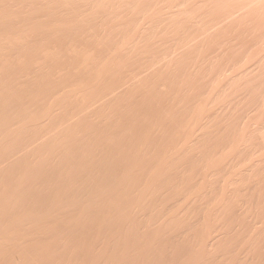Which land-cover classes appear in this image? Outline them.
Wrapping results in <instances>:
<instances>
[{"label":"rangeland","instance_id":"obj_1","mask_svg":"<svg viewBox=\"0 0 264 264\" xmlns=\"http://www.w3.org/2000/svg\"><path fill=\"white\" fill-rule=\"evenodd\" d=\"M6 2L7 1H9V2H11V3H13L14 4V6L12 5V4H10L9 2V6L8 7H6V8H1L2 6L0 5V11H3V10H8V9H10V10H13V11H15V10H17V12H19L18 14L19 15H22V14H20V12L22 11V13H24L23 15H22V20L25 22H27V23H29L30 24V22H32L31 24H30V26L33 24V26H31V28L29 29L27 26H25V25H29V24H27L26 22H25V24L24 23H20L19 22V24H16L17 26V29L19 30H26L27 31V33H25V31H24V33H22L21 32V34H22V36H19V35H21V34H19L20 32V30L18 31L17 29V33H16V35L14 34V35H12V34H2V33H0L1 35H0V38H1V40L0 41H9V42H12V41H14L15 39H17L16 41H14V43H11V44H7V42H6V47L4 46V48L1 50V54H0V58H14V61H15V65H14V63H13V66H15V67H13V69L11 68V69H9V71L11 72V70H12V72H14L16 69H18V70H16V71H18V72H14V73H12V75H11V73L10 72H8V75H9V79L11 80L12 78H13V80H11L10 82H9V79H6L5 78V80H6V82L8 81L9 83H8V87H11V85H15V86H17L16 87V89H15V86L13 85L12 87H13V90L14 91H16V92H19L20 91V89L22 90V89H25L24 87H25V85L27 86H29L30 85V83L29 84H24V81H22L23 80V78L22 77H24V79L25 80H29V81H33V83H32V86H34V84H36V85H39V87H37L38 89H40V90H37V88H36V92H39V93H42L43 92V94H44V92L46 93L45 94V96H46V98H47V96H51L52 95V97L54 98H58L59 97V99L60 98H62V96H63V98H64V95L66 94H68L69 92H72L73 90H77V89H79L81 86H83V85H85V81L87 80L86 78H88L89 76L87 75V74H83V73H86L85 71L83 72V73H81L80 74V72L79 73H75L74 71H80L81 70V68L80 67H82V66H84L86 63H87V65H89L88 63V61H92L91 63H90V67L92 66V65H94L95 66V68L94 67H91V69H89L88 71H90V72H88L89 73V75H91V78L89 77V79L90 80H87L86 81V83L87 82H89V84H91L92 83V81H95V82H93L92 84H91V86L89 85V87L90 88H92V90H91V92H92V94H91V104L88 106V108H87V110L86 111H88V112H90L91 113V115L89 116V119H90V122H89V120H88V118H86L85 120H83V123H85V124H87V125H84L83 123H82V121L81 122H79V123H75V121L77 120V118L75 117L76 116V112H75V108H74V112H73V110H72V105H73V102H74V104L76 103L73 99V101L72 100H65V101H67V104H65V101H55V102H53V103H50L51 101H48L47 103V105H46V107L48 108V107H50L52 110L54 109L55 111V113H53L54 115V118H52V120H51V122L52 121H54V123L51 125V126H49L50 128H54L55 126H69L70 125V128L71 129H69L66 133H63V134H60V135H62L61 137L63 138V135H65L64 136V139L65 138H67V136L69 135V136H71L72 135V132L74 133V131H76L77 133H80L79 135L80 136H83V137H90V138H83L82 137V139H92L91 140V142H93V144H95V142H96V144L95 145H93V147H94V149H93V147L90 149L89 148V150H92L91 151V153H93V157L91 158V161L93 160V162H95V161H97V162H95V163H93V162H91V161H88V163H86V166L85 167H88V166H90V169H86L85 168V170H91V171H94V177L95 176H98V177H95V183H97L98 181H103L105 184L103 185V187L107 184V187H106V190L105 191H107V192H109V197L111 198V199H109V202H108V199L106 198V197H101V200H102V198H106L107 199V202H105V204H101L102 202H100L101 200L100 199H98L97 198V192H100L98 195H100L101 193H103V192H101V190H98V189H94V191H95V193L93 194V193H91V200H92V202L93 201H97V202H99V204L98 203H96L97 205H94V207H93V205H92V207H91V210H90V213L89 214H91V218L89 217V214H87L86 216L85 215H83V217H86V218H81L79 221H80V223H79V221H78V219L76 218L77 216H75V218L77 219H75L74 218V216L72 215L73 213H72V210L70 209V210H66L65 209V211H63L64 213L62 214L61 212H59L58 214H59V216H56L57 217V219H58V222H57V224H59V225H57V226H59L60 228V230L58 229V233L59 234H63V232H64V234H67L68 232H70V235H72L73 236V238L75 239V240H77L76 242H74L75 240H73L72 241V246L74 245V244H76V245H74L73 247H72V249L66 254V256L64 255V258L62 257V261L61 260H59V261H57V262H55V264L57 263V264H69V263H71V264H77L78 262H76L75 263V261H77V259L76 258H78V253H80V250L82 251V250H85V251H88V252H91L92 254H91V256H92V258H91V264H99V263H102L101 261H103V260H105V259H109L108 260V264H112L113 262H110V261H112V260H114V259H120L119 257H121L120 256V254L124 251V249L126 248V250L128 251V248H129V253H131V252H136V254H138L137 252H147L148 254H151L150 253V249L152 248V249H154V248H156L155 250H152L151 249V251H155L156 252V250H158V247H159V250H158V252L157 253H152V255L153 256H156L157 257V259L159 260V259H166V260H164V262H163V260H162V262H157L156 261V263L157 264H201V262L203 261V263L202 264H214V263H212V261L214 260V261H216V264H223V262H224V264H264V260H262L263 258H262V256H264V232L262 233L261 231H264L263 229H264V218L262 217V215L264 214V205H262V204H264V198H262V197H264V194H261V193H264V182L263 183H261L260 182V180L262 181V179L260 178V177H262L261 175H262V173H263V175H264V162L262 161V160H264V98H263V94H264V85H261L260 83L262 82L263 84H264V0H260L261 2H262V4H261V2L260 1H257V0H253V3H250V4H248L247 2H246V0L245 1H242L241 2V0H229V1H234L233 3H230L229 1H227L226 3H225V5L223 4L224 2L223 1H220V0H213V1H211V0H195L196 2H194V0L193 1H191V0H186V1H189L188 3H186V2H184V0H172V1H170V0H154L155 2H156V4H160V6H159V4L158 5H153V6H147L148 8H147V11L146 12H144V13H147V15H148V13L149 12H151L152 10H153V13H151L152 15V17L150 16V13H149V16L151 17V19L149 18V16H147V19H146V17L144 18L143 16L144 15H146V14H143V12H142V15L143 16H141L140 15V13L141 12H138L137 11V9H136V5L134 6L135 8H133L134 10H132V12L133 11H136L135 13H137V14H135V13H131L130 12V10L131 9H127V10H124L123 8H121V9H118L119 11L121 10L122 12H124L125 14H127L128 12H130L129 14H127V16L125 15H123L122 17H124V18H126L125 20H128V21H130V22H132V24H131V26H133V22H134V25L135 26H138L139 27V25L141 26V25H143L144 23H145V25L144 26H141V27H145V28H147L148 27V29L150 28V29H152V30H155V31H158V35H159V33L160 32H163L162 34H168L169 33V35H171V37H173L174 36V34L178 37H183V40H181L182 41V44H179L178 42H179V40H177V39H179V38H177V39H175L176 37H173V44H175V45H179L180 47H181V49L179 48V47H176L175 48V45H173V44H170V43H172V40L171 39H169V42H170V40H171V42L168 44V45H170L169 46V49H170V47H172V46H174V50H176V52L173 50V48L168 52V47H166L167 46V44H164V43H166V42H164L165 40H163L164 38H165V36L164 35H162L161 33V37L163 38H161L160 39V37L158 38L157 36V34H154V32L155 31H153V34L154 35H157V36H153V35H150L151 34V32L152 31H150V34L148 35V34H137L136 33V29L137 28H132L131 26L129 27V23L128 24H126V22H125V20H123V23L125 22V24L126 25H128L127 26V28L129 27L131 30L133 29V32L131 31V33L129 34V35H127L126 36V34H127V32L126 31H124V30H126V29H123L122 27H124V24H122L121 26H120V28H119V26L118 27H116L117 25H120V21H121V19H120V21H119V23H118V20L117 19H119L118 18V13L116 14L115 13V11L116 12H118V10H117V8H118V6H116V8L115 7H113L114 5V2H113V4L111 3L112 1L111 0H104V2H109L108 4H110V7L112 8V10H111V8H109V5L107 4V5H105V7H103V8H100L99 7V9H97V7H98V5H93V4H91L90 5V8H88V10H89V12L90 11H93L94 13H89V12H86L85 14H79V15H82V16H79V19H80V21L77 19L78 18V14L75 16V15H73L72 14V12H73V10L71 11V8H70V6H67V5H65L64 4V1L62 2V0H56V3H55V1H54V4H53V0L52 1H48L47 3H49V7H51V8H49L48 6L45 8V6H46V3L43 5L42 4V2L40 3L39 2V0H38V2L35 0H29L28 2L26 1V3H25V0H5ZM18 1V2H17ZM131 1V0H130ZM134 1V0H133ZM139 1V4H140V0H135V2H138ZM145 0H143V2H144ZM161 1V2H160ZM165 3H164V2ZM174 1H180L178 4L179 5H176V3L174 2ZM198 1V2H197ZM210 1V2H209ZM220 1V2H219ZM31 3L32 4V2H33V4H36L37 5V8H35V7H33V6H31V4H28V3ZM118 2L119 1H116V4H118ZM168 2H174L172 5H176L177 7L178 6H180V8H179V10L177 9V7H175V6H172L171 4L170 5H168L169 3ZM202 2V3H201ZM236 2H237V4H236ZM246 2V3H245ZM257 2H259L258 3V6L260 7H257ZM25 4V5H23V4ZM57 3H58V5H57ZM105 3V4H106ZM121 3V2H120ZM119 3V4H120ZM145 4L147 3V1L146 2H144ZM205 3H207V4H205ZM219 3V4H218ZM228 3V4H227ZM238 3L240 4V5H238ZM255 3H256V5H255ZM6 4V3H5ZM20 4H21V6H20ZM51 4H53L54 6H51ZM59 4H60V6H64L63 8H62V13H64V14H67V16L70 14V16H66L65 17V15H63V17H62V15H61V11H60V15H59V9L58 8H60V6H59ZM165 4V5H164ZM209 4V5H208ZM214 7V8H212L211 7V5ZM222 4V6H220ZM245 4H247L245 7H244V5ZM35 5V6H36ZM40 5V7H42L43 6V8H40V7H38ZM161 5H162V8H164V9H162L161 8ZM185 5V6H184ZM188 5V6H187ZM198 5H199V7L200 8H198ZM206 5V6H205ZM218 5V6H217ZM241 5H243V6H241ZM250 5V6H249ZM251 5H252V7H251ZM18 6V7H17ZM24 8H23V7ZM25 6H26V9H25ZM57 6H59L58 8H57ZM75 5H72V8L74 7ZM92 6V7H91ZM94 6V7H93ZM120 6V5H119ZM139 6H141V4L139 5ZM163 6H166V7H163ZM208 6H210V7H208ZM216 6H217V9H216ZM238 6H241V7H238ZM249 6V7H248ZM254 6V7H253ZM262 6V7H261ZM10 7V8H9ZM55 7V8H54ZM65 7H66V10H65ZM138 7V6H137ZM154 7H156V8H154ZM174 7H175V9H174ZM187 7V8H186ZM210 8V9H208V8ZM218 7H219V10H218ZM222 7V9L220 10V8ZM8 8V9H7ZM15 8V9H14ZM33 8H35L34 10L36 11H33ZM41 9V11L42 12H40V11H38V9ZM47 8L48 9H56V10H51V13L49 12V10H48V12H49V14L51 15L52 14V17L49 15V14H47V12H46V10H47ZM69 8V9H68ZM75 8V10L74 11H76L77 9L76 8H78V6H75L74 7ZM91 8H92V10H91ZM105 8V9H104ZM109 8V9H108ZM149 8L151 9L152 8V10H150L149 11ZM169 8H170V12L171 11H173V10H176V11H173L175 14L177 13V12H181L182 11V14H181V16H184L185 14H186V16H184V18L187 20V18H188V16L189 17H191L192 15L190 14V13H192V14H195V15H193V17L194 16H199L200 14V16L202 17V16H204V18L205 19H201V20H199V18L197 19V18H195L194 17V19H195V21H194V19H193V17L192 18H190L189 20H187L186 22H188V24L187 23H185V20L183 21V19L181 18V16L179 15V19H180V21L182 20L183 22H180V24H179V20H178V18L176 19V17H175V14L173 13V12H169ZM185 8L186 9H188V11H190V9H192V8H194V10H193V12L192 11H190V13L187 11H185ZM190 8V9H189ZM262 8V9H261ZM43 9V10H42ZM46 9V10H45ZM96 9V10H95ZM104 9V10H103ZM108 9V10H107ZM136 9V10H135ZM157 9V10H156ZM172 9V10H171ZM184 9V10H183ZM202 9H205V10H202ZM225 9V10H224ZM227 9V10H226ZM234 9H236V10H234ZM260 9V10H259ZM29 10V11H28ZM101 10H103V11H101ZM106 10V11H105ZM166 10V11H165ZM195 10H197V12H195ZM202 10V11H201ZM26 11V12H25ZM31 11V13H30V15H29V12ZM58 11V13H56ZM96 11V12H95ZM105 11V12H104ZM112 11V12H111ZM120 11V13H122ZM149 11V12H148ZM198 11H199V14H198ZM203 11H204V14H202L203 13ZM207 11H209V13L207 12ZM216 11H217V13H216ZM219 11H222V12H225V13H222L221 14V12H219ZM237 12V11H239L241 14H239V12H237V13H233V12ZM246 11H247V14H243V13H246ZM248 11H250V12H248ZM260 13H258V12ZM40 12V13H39ZM43 12H45V14H47V15H45V14H42ZM56 13V14H53V13ZM100 14H99V13ZM109 12H110V14H109ZM166 12H168V13H170L169 15L166 13ZM219 12V13H218ZM227 12V13H226ZM232 12V13H231ZM27 13H28V15H27ZM35 15V17H36V19H34L35 17L33 16V14ZM114 13V14H113ZM164 15H163V14ZM173 13V14H172ZM212 13V14H211ZM32 14V15H31ZM58 14V15H57ZM87 14L88 15H90L91 14V16L92 15H96V14H98V16L99 15H101V16H99L98 18H96L97 17V15H96V17H95V15L93 16L94 18H96L97 20H95V19H93V17H92V19L93 20H91V16H88L87 17ZM107 14H108V16H107ZM117 15V17H116V19H115V17L114 18H110V20H112V21H114L115 22V20H117V22L114 24V22L112 23V21L110 22L109 20H107V21H109L108 22V24L106 25L105 24V21L103 22V21H101L102 20V18H108L109 17V15L111 16V15ZM132 14L134 15V17H135V19H133V18H131L132 17ZM165 14H167V15H165ZM188 14H190V15H188ZM28 17H27V16ZM50 16L51 18H49V17H47V16ZM85 15H86V18H82V17H85ZM104 15V16H103ZM106 15V16H105ZM120 15V17H121V14H119ZM130 15V17H128ZM141 16V18L140 19H142V17H143V19L142 20H140L141 21V23L140 22H138L137 20H139L138 18ZM210 15V16H209ZM224 15H231V16H229L228 18H227V16H225V17H223ZM261 15H263V16H261ZM53 16H54V18H53ZM59 18H58V17ZM136 16H139V17H137L136 18ZM154 16V17H153ZM162 16H163V18L164 17H168L169 19H173L172 21L170 20V22H169V20L167 19V18H164V20H165V22L164 21H162V20H160L159 18L161 17L162 18ZM199 16V17H200ZM209 16V17H208ZM219 16H222V17H219ZM233 16H237V18H235V17H233ZM257 16H259V18L257 17ZM11 18H12V16H10ZM30 17V18H29ZM37 17H38V19H37ZM43 17V18H42ZM46 17V18H45ZM55 17L56 18H58V19H63L64 18V20H68V22H72V20H74V22H75V24L74 23H68L69 24V26L70 25H73L72 27L73 28H71L70 27V29H73V31L72 30H70V32H69V29L65 26V21H63V22H58V21H60V20H56L55 19ZM61 17V18H60ZM69 17L72 19L71 21H69L70 19H69ZM102 17V18H101ZM162 22V24L163 25H161L162 27L161 28H159L157 25H155V24H158V25H160L161 24V22L160 21H158V19ZM178 17V16H177ZM218 17V18H217ZM9 19V20H12V19ZM42 18V19H41ZM90 18V19H89ZM100 18V19H99ZM129 18H131V19H133V21L132 20H130ZM148 18H149V20H148ZM175 18V19H174ZM206 18H207V21H205L206 20ZM213 20H212V19ZM220 18V19H219ZM231 18H233L232 19V21L233 20H235L236 21V23H235V21L234 22H232L231 23V20L230 19ZM36 20L37 22H33V20ZM49 20L48 22L50 23V25H47V20L46 21H42V20ZM61 19V20H62ZM81 19H84V20H81ZM89 19V21H87ZM109 19V18H108ZM115 19V20H114ZM156 19V20H155ZM223 19V21L225 22V20H226V22L224 23V22H221V20ZM225 19V20H224ZM260 19V20H259ZM262 19V20H261ZM41 20V21H40ZM75 20H78V21H75ZM143 20H145L144 22H143ZM147 20V21H146ZM174 20L175 21H177V22H174ZM216 20H219V22H217ZM241 20L242 21H245L243 24H242V22H241ZM8 21V20H7ZM56 21L58 22V24H56ZM94 22V23H92V22ZM97 21H99V23L96 22ZM106 21V22H107ZM151 21H153V23L151 24ZM155 21V22H154ZM156 21H158L157 23H156ZM193 22L192 24H194L193 26L191 25V23H189V22ZM197 21V22H196ZM204 22V23H202V22ZM213 21H215V22H213ZM237 21H240V23L239 24H237L238 22ZM247 21H249V22H247ZM22 22V21H21ZM79 22V23H78ZM86 22H88V23H86ZM103 22V24H101ZM167 22V23H166ZM171 22H174V23H178L177 25H176V28H177V26L179 25V26H181V30H180V28H177V30H176V28H175V24L174 23H172V24H170V27H173L174 26V28L175 29H173V28H166V25H168L169 23H171ZM196 22V23H195ZM207 22V23H206ZM221 22V25L219 24ZM258 22H261V23H258ZM39 23V25L40 24H44V25H42L43 27L42 28H38V27H41V25L40 26H38L37 24ZM48 23V24H49ZM78 23V24H77ZM82 24V25H79V24ZM85 23H86V25H85ZM98 24V28H95V29H93L92 27L93 26H97L96 24L95 25H92V24ZM112 23V24H111ZM121 23H122V21H121ZM140 23V24H139ZM23 24V27L21 26V25ZM34 24H36L37 25V27H36V29H32V28H35V25ZM102 25V27H100L101 25ZM117 24V25H116ZM136 24H139V25H136ZM164 24H165V26H164ZM174 24V25H173ZM184 24V25H183ZM204 24H206V25H204ZM209 24V25H208ZM214 24H216V25H214ZM229 24V25H228ZM246 24V25H245ZM258 24V25H257ZM52 25H54V28L53 29H51V27H52ZM57 25V26H56ZM62 25V26H61ZM65 27H64V26ZM66 25H67V22H66ZM103 25H105V26H103ZM116 25V26H115ZM149 25L152 27H149ZM187 25H189V27H190V25H191V28H190V30H191V32L192 33H189V31H188V36L189 35H192V34H194V35H192L191 37L193 38L194 37V39H191V38H189L187 35H186V30L185 29H188L189 27L187 26V28H186V26ZM195 25H196V28H195ZM204 25V26H203ZM233 27H232V26ZM249 25V26H248ZM20 26H21V28H20ZM25 26V27H24ZM49 26H51V27H49ZM68 26V27H69ZM78 26H80V27H78ZM109 26H111V27H109ZM135 26H133V27H135ZM153 26H154V28H153ZM201 26V30H200V27ZM203 26V27H202ZM219 26V27H218ZM244 26V27H243ZM27 27V28H26ZM63 27V29L65 28V30H60V31H58V32H56L57 31V29L59 30V28L61 29ZM105 27V28H104ZM113 27V28H112ZM169 27V26H168ZM184 27V29L182 30V28ZM193 27V28H192ZM208 27V28H207ZM215 27H217L219 30H217V28H215ZM246 27H249V29L248 28H246ZM56 28V29H55ZM80 28V29H79ZM81 28H83L84 29V31L83 30H81ZM92 29V30H88V29ZM104 28V30H111V28L112 29H114L113 31H116V32H119V30H122L123 29V33H121V34H117L116 32H114L115 34H117V35H113L114 33H113V31H110V32H107V33H105L104 32V30H102ZM118 28V29H117ZM164 28V29H163ZM195 28V29H194ZM207 28V29H206ZM246 28V29H245ZM37 29H39V30H37ZM48 29V30H47ZM50 29L53 31H55L54 33L52 32V31H50ZM67 29H68V33L66 34L65 32H67ZM85 29H86V32L87 33H91L90 34V36L85 32ZM194 29V30H193ZM197 29V31H195ZM210 29H211V31H212V34H214L216 37L218 36V34H220L221 32H223V31H225L226 30V34H225V32H223V34H225V38H224V35H222L221 36V38L220 37H218L217 39L218 40H215L216 42H212L213 41V39H212V37H214L213 35L210 37L209 36V33L211 34V31H210ZM221 29V30H220ZM36 30V31H35ZM42 32H41V31ZM45 30H47V31H49V33L50 32H52V34L51 35H49V33L47 32V31H45ZM80 30H81V32H80ZM88 30V31H87ZM202 30H204V32L202 33V34H205L204 36H202V34H201V36H200V32H202ZM248 30V31H247ZM65 31V32H64ZM72 31V32H71ZM128 31V30H127ZM135 31V32H134ZM207 31H210V32H207ZM215 31H217L218 33H216ZM239 31V32H238ZM39 32H41L42 34H44V38H45V36L47 37V39L45 40V39H43V35L41 34V33H39ZM47 32V33H46ZM75 32H78V34H76ZM85 32V33H84ZM99 32H102L101 34L99 33ZM121 32V31H120ZM176 32V33H175ZM208 34H207V33ZM242 32V33H241ZM45 33H46V35H45ZM71 33L73 34V36L71 35ZM83 33V34H82ZM106 34L105 36H106V39H105V37L103 36L104 34ZM126 33V34H125ZM216 33V34H215ZM32 34V35H31ZM42 36H41V35ZM98 34H100L101 36H98ZM103 34V35H102ZM108 34V35H107ZM125 35V36H123V35ZM196 34V35H195ZM237 34V35H236ZM2 35H6V36H2ZM61 35H62V38H61ZM70 35L72 36V37H70ZM76 35H77V37H76ZM93 35V36H92ZM95 35H97L95 38H92V37H94ZM119 35V36H118ZM133 35H135L134 37L136 38H131V37H133ZM142 36V35H146L147 36V41H149V40H151L152 38H153V40H151V44H152V42L154 43V41H160V40H162V45H160L161 44V42H160V44H159V46H158V49H156L157 47V45L156 46H154L153 44V46L152 45H150L146 40H144V39H141V37L140 38H138L139 36ZM221 35V34H220ZM219 35V36H220ZM228 35H229V37L231 36V38H229V40H228ZM246 35V36H245ZM36 36V37H35ZM60 36V38H58ZM68 36L70 37V38H68ZM108 36V37H107ZM160 36V35H159ZM168 36V35H167ZM206 36V37H205ZM210 38H209V37ZM233 36V37H232ZM255 36V37H254ZM3 37V38H2ZM10 38L11 37V39L13 38V40L11 41V39H7V38ZM19 37L21 38V39H19ZM38 37H41V38H38ZM54 39H53V38ZM56 37V38H55ZM115 37V38H114ZM117 37H121V38H117ZM129 38V40H125V38ZM143 38H144V36H142ZM155 37V38H154ZM169 37V36H168ZM184 37H185V39H186V37L190 40L189 42L190 43H188V40H186V41H184L185 39H184ZM199 37V38H198ZM205 37V38H204ZM208 37V38H207ZM23 38V39H22ZM39 41H36V39ZM91 38V39H90ZM108 38H110L111 40H110V42H109V39ZM117 38V39H116ZM170 38V37H169ZM180 38V39H181ZM201 38H204V41H203V43L201 42ZM249 38V39H248ZM7 39V40H6ZM69 40V41H67V40ZM73 39V40H72ZM74 39H76V40H74ZM79 39V40H78ZM83 39V40H82ZM107 39H108V41H107ZM135 41H134V40ZM137 39L138 40H140L139 42L137 41ZM166 39V38H165ZM196 39V40H195ZM210 40V39H212V44H214V46L213 45H211L210 43L211 42H207L206 40ZM216 39V38H215ZM227 39V40H226ZM235 39V40H234ZM238 39V40H237ZM20 40V41H19ZM27 41L28 42V45L26 46L25 44H22V46L20 45V46H17L16 48H13L12 47V45L13 44H15V43H22L23 41ZM97 40L98 41H102L103 43V46L105 47V48H103V46H102V44H101V42H97ZM107 42H106V41ZM116 40V41H115ZM178 41L177 43L175 42L174 43V41ZM191 40H195L194 42H196V41H198V42H196L197 44H198V48H197V46H190V45H192L194 42L192 41V43H191ZM200 40V41H199ZM30 41V42H29ZM50 41H52V42H50ZM67 41V42H66ZM72 41V42H71ZM77 41V42H76ZM79 41V42H78ZM112 41H114V43L112 42ZM131 41H133V42H131ZM143 41V43H141ZM166 41H168V40H166ZM180 41V42H181ZM217 41H219V43H221L222 45H220ZM256 41H258V42H260V44L258 43V44H256L257 42ZM47 42V43H46ZM65 42V43H64ZM76 42V43H75ZM84 42V43H83ZM122 42V43H121ZM126 42L127 43H130V44H127L126 45ZM137 42H138V44H137ZM183 42H185V44L186 45H188V44H190L189 46L192 48H190L189 46V48L185 45V46H183ZM188 44H187V43ZM204 42H206L205 44V49H204V47H202L203 45H204ZM247 42H249L250 43V45H249V43L247 44ZM253 42H256L255 43V46H256V48H255V46H253ZM52 43V44H51ZM62 43V44H61ZM67 43V44H66ZM93 43V44H92ZM96 43H98V46L100 45V51L98 50L99 48H98V46H97V44ZM111 43H112V45H111ZM133 43V44H132ZM134 43H136V44H134ZM145 43H146V45H145ZM158 43V42H157ZM199 43H201L200 45H199ZM207 43H209V44H207ZM217 43V44H216ZM243 43H244V45H245V49L243 48V47H241L242 45H243ZM31 44V45H30ZM54 44V45H53ZM66 44V45H65ZM69 44V45H68ZM71 44H73L74 46H72ZM150 45V48H149V45ZM196 44V45H197ZM219 44V46L221 47V48H219V49H217V45ZM241 44V45H240ZM252 44V45H251ZM40 45V46H39ZM42 45V46H41ZM59 45H61V46H59ZM77 45V46H76ZM92 45L94 46H96L95 48H97V50H95L94 49V47H92ZM139 45V47H137V46ZM141 45V46H140ZM144 45V46H143ZM164 45V49L163 48H160L161 46H163ZM166 45V46H165ZM194 45V44H193ZM216 45V46H215ZM228 46V48H230V46H234V48L237 46L238 47V49L236 50V51H238L239 50V48H243L244 50H239V53H238V55L240 54V51L242 52V51H244V53L246 52V51H251V52H253L252 54L250 53V52H248V54L246 53L245 55L243 54V52H242V54H241V56H242V58H240V55L239 56H236L235 55V53H233V52H231L233 55H234V57H236V58H231V59H229L228 61H225V62H217V58H220V60L219 61H222L223 60V58H224V60H226L227 59V55L226 54H231L230 52H228L227 51V46ZM240 47H239V46ZM59 46V47H58ZM67 46V47H66ZM70 46V47H69ZM82 46V47H81ZM114 46V47H113ZM125 47V48H120V47ZM133 46H136V47H134L133 48ZM145 46H147V48H145ZM210 46H212V47H210ZM218 46V47H219ZM224 48H223V47ZM18 47H20L19 49H18ZM22 47V48H21ZM24 47V48H23ZM29 47V48H28ZM65 47H66V49H65ZM75 47H77V48H75ZM81 48V50H80V48ZM91 47H92V49H91ZM112 47V48H111ZM140 47H142V48H140ZM152 47H156L155 48V50H154V48H152ZM183 47H185L186 48V50H185V48H183ZM194 47H196L197 49H194ZM208 47H210V48H212L211 50H215V52H216V50H218L215 54L213 53V51H211V50H209V51H207V48ZM216 47V48H215ZM252 47V48H251ZM12 48V49H11ZM45 48V49H44ZM60 48V49H59ZM113 48H115V50H120V52H122V50L123 49H127V51H131V52H124V53H118L119 55H120V57H122V58H127V57H129V58H127V60H125V61H121L122 62V64L124 63V64H127V63H129V65H131V63L130 62H133L134 64H136V65H134V66H137L138 64H139V66H140V68L138 67H134L133 66V64L131 65V69H132V71H130V68L128 69L127 67V70H125V71H127V72H129L130 71V73H128V74H131L132 72L135 74L136 72H137V74H135L134 76H130V75H128L126 72L124 73V69H126V68H124L123 69V67L121 66L122 64H120V63H118L117 61H119L118 59L120 58L119 57V55H117V53L115 54V52H114V54H113V51H115ZM130 48H131V50H130ZM138 48V49H137ZM162 49L163 50V52H161V51H159V53H158V50H160V49ZM167 48V49H166ZM201 48V49H200ZM223 48V49H222ZM227 48V49H226ZM25 49V50H24ZM50 49V50H49ZM64 49V50H63ZM68 49V50H67ZM79 49V50H78ZM88 49V50H87ZM112 49H113V51H112ZM134 49V50H133ZM142 49H144V50H142ZM147 49H149V51L147 50ZM151 49H153L152 51H151ZM180 51H179V50ZM183 49V50H182ZM188 49V50H187ZM197 50V51H200V52H195L194 50ZM221 49V50H220ZM226 49V50H225ZM231 49V48H230ZM229 49V50H230ZM236 49V48H235ZM250 49H254V50H250ZM61 50V51H60ZM70 50V51H69ZM77 50V51H76ZM140 50H142V51H139ZM147 50V51H146ZM202 50H203V52H202ZM259 53H257L256 51ZM3 51H8V52H3ZM16 54V56H15V54L13 53V52ZM88 51V52H87ZM95 51V52H94ZM99 51V52H98ZM104 51V52H103ZM107 51V52H106ZM136 51H138V53L136 52ZM166 51V52H165ZM185 51V52H184ZM190 51H193L192 53L190 52ZM206 51V54H205V56H204V54H202L201 56H204L203 58H206L207 56L206 55H208V58H209V60H212L211 61V63L214 61L215 62V64L213 63V64H210L209 65V60H208V62L207 61H205V59H202L199 55H198V53H204ZM211 51V53H213V54H211V53H209ZM230 51H234V50H230ZM35 53V55H34V53ZM60 54H59V53ZM74 52V53H73ZM84 52V53H83ZM90 52V53H89ZM93 52V53H92ZM135 52V53H134ZM145 52H147V54H148V57L151 59V61H150V59L147 57L146 59H144V57H142V56H145L144 55V53ZM153 52L155 53V54H153ZM171 52V53H170ZM220 52H223V53H225L226 52V54H225V56L222 54H220L219 55V53ZM228 52V53H227ZM235 52V51H234ZM9 53L11 54V55H9ZM33 53V54H32ZM50 53V54H49ZM86 53V54H85ZM151 53V54H150ZM177 53H178V55H177ZM181 53V56L179 55ZM190 54L191 53V55H193L194 53H196V55H194L193 57H191V55H187V54ZM237 53V52H236ZM4 54V55H3ZM81 54V55H80ZM115 57H112V55ZM127 54H130V55H127ZM147 54H146V56H147ZM168 54H169V56H168ZM176 54V55H175ZM182 54H184V55H187V57H189V58H187L186 56H183L182 57ZM232 54H231V56H232ZM46 55V56H45ZM70 55H72V56H70ZM75 55V56H74ZM79 55V56H78ZM93 55H95L96 56V58H95V56L94 57H92ZM103 55V56H102ZM106 55V56H105ZM116 55H117V60L115 61V59H116ZM123 55V56H122ZM140 55H142V56H140ZM164 55V56H163ZM171 55H173V56H171ZM253 55H254V57H253ZM259 55V56H258ZM68 56V57H67ZM88 56H90V58L92 57L93 58V60L95 59V62L93 61V60H88V59H90V58H88ZM125 56V57H124ZM130 56H133V58L132 57H130ZM141 58H140V57ZM152 56V57H151ZM158 56V57H157ZM163 56V58L161 59V57ZM170 57V58H167V60H168V64H169V66L168 67H171L174 63H172L173 61H175L174 59L176 58V57H178V58H176V61H175V63L177 64V63H181V65H183V64H185V63H187V65H188V62H191V64H192V61H195V60H198V62H196V64L197 63H199V61L202 59V62H203V60H204V62H206L205 64H206V70H205V68L203 69L202 68V70H201V68H200V66H199V68L198 69H200L201 71L197 74V72L199 71H195L196 70V64H195V62H194V64H193V66L195 65V72H196V75L197 76H194L195 75V72L194 71H190L191 73H193L194 75L192 76V74L190 75L189 73V75L190 76H192V77H189L188 75H187V73L186 72H188V70H190L189 68H190V65H188L189 66V68H186L187 69V71H186V69H185V71L186 72H179L178 70H179V67L182 69V66L181 65H179V67H178V65H177V67H175L174 65V68H168V67H166V64H165V62L167 61V60H164V59H166V57ZM174 56H175V58H174ZM197 56H199V57H197ZM210 56H211V58H210ZM222 56H224L223 58H221ZM18 57V58H17ZM68 58V60H65V59H67ZM88 59H87V58ZM102 57V58H101ZM134 57H137L139 60H137L136 58L134 59ZM172 57V58H171ZM215 57V58H214ZM244 57V58H243ZM22 58H24V59H22ZM29 58H30V60H29ZM55 58V59H54ZM101 58V59H100ZM105 60H104V59ZM107 58V59H106ZM109 58H114L113 59V61H115V63L114 62H111L112 61V59H110V61H109V64H107L108 62V59ZM132 58V59H131ZM179 58H181L180 60H182V61H180V60H178ZM207 58V59H208ZM228 58H229V56H228ZM246 58H247V62L245 61L246 60ZM52 59V60H51ZM86 59V60H85ZM141 59V60H140ZM154 59V60H153ZM156 59V60H155ZM169 59L172 61H169ZM194 59V60H193ZM222 59V60H221ZM238 59V60H237ZM261 59V60H260ZM42 60V61H41ZM98 60H100V61H98ZM121 60V59H120ZM123 60V59H122ZM147 60H148V62H147ZM162 60H164V61H162ZM223 60V61H224ZM233 60V61H232ZM237 60V61H236ZM25 61H27V62H25ZM30 61V62H29ZM32 61V62H31ZM55 61V62H54ZM62 61V62H61ZM87 61V62H86ZM130 61V62H129ZM152 61H154V62H152ZM79 62V63H78ZM107 62V63H106ZM137 62H138V64H137ZM140 62V63H139ZM143 62H145V64L143 63ZM202 62H201V64H202ZM203 62V63H204ZM233 62H235V63H233ZM240 63V64H238V63ZM16 63H17V65H16ZM22 63H23V65H22ZM26 63V64H25ZM38 63V64H37ZM45 63V64H44ZM67 63V64H66ZM70 63V64H69ZM84 63V64H83ZM101 63V64H100ZM152 63V64H151ZM167 63V62H166ZM183 63V64H182ZM230 63H232L233 64V66L230 64ZM237 63V64H236ZM247 63L250 65H247ZM254 63V64H253ZM53 64V65H52ZM105 64L106 65H110V67L109 66H107V67H104L105 66ZM112 64H113V66H112ZM163 65V67H161L160 65ZM170 64H171V66H170ZM200 64V63H199ZM205 64L203 65V66H205ZM208 64V65H207ZM234 64H236V65H234ZM27 65H28V67H27ZM35 65V66H34ZM98 65V66H97ZM115 65H118L117 66V69L118 70H122V72H121V70H120V72L118 71V72H116V66ZM143 65V66H142ZM149 65L151 66L149 69H148V67H149ZM226 65H228V66H226ZM229 65L231 66V67H229ZM245 65H247V67L245 66ZM31 66V67H30ZM34 66V67H33ZM56 66V67H55ZM111 66L113 67V69H111ZM120 66V67H119ZM126 66H128V64L126 65ZM184 66H186V65H184ZM222 66H225V67H222ZM256 66V67H255ZM24 67L27 69H24ZM76 67H79V68H76ZM101 67V68H100ZM110 69H109V68ZM115 67V68H114ZM161 67V68H160ZM202 67V66H201ZM207 67H210L209 69L207 68ZM244 68V71H243V69H241V68ZM30 68V69H29ZM33 68V69H32ZM62 68V69H61ZM73 68V69H72ZM107 70H109L108 72H111V71H113L114 72V69H115V74H113L112 72V74L113 75H111L110 73H107V71H106V69ZM141 68L143 69L141 72H143V73H145L144 75H142L141 74V72H140V70H141ZM147 68V69H146ZM160 68V69H159ZM185 68V67H184ZM234 68H236V69H234ZM262 68V69H261ZM23 69V70H22ZM55 69V70H54ZM133 69H139V70H133ZM159 69V72L157 71ZM164 71H163V70ZM174 69V70H173ZM233 69L234 70H237L238 71V69H241L240 71H233ZM247 71H246V70ZM253 69H255V70H253ZM29 70V71H28ZM38 71V72H36V71ZM52 70V71H51ZM65 70L66 71H68V70H70L71 72H67V76H66V72H65ZM103 70H105L106 71V75L104 74V71ZM148 70V72L146 73V71ZM163 72H162V71ZM165 70H167V71H165ZM183 70V69H182ZM213 70H215V71H213ZM224 70H225V73L227 74H222L221 72H224ZM28 71V72H27ZM57 71V72H56ZM83 71V70H82ZM81 71V72H82ZM213 71V72H212ZM220 72V74H218L219 72ZM226 71H228L229 73H231V75H232V73H233V75L235 74V73H238V74H236L237 76H228V72H226ZM231 71H233V72H231ZM20 72V73H19ZM32 72V73H31ZM55 72V73H54ZM73 72V73H72ZM93 72V73H92ZM98 72V73H97ZM139 72V73H138ZM174 72L177 74H175L174 75ZM183 73V74H185L186 73V75H180V77H181V79H179V76H178V74L179 73ZM204 72V74L202 75V73ZM216 72H218L216 75L217 76H214L213 78H212V76L216 73ZM250 72H251V74H250ZM23 73V74H22ZM39 73L41 74L40 76H39ZM63 73L65 74V75H63ZM71 73V76L69 75V74ZM91 73V74H90ZM117 73H119V74H117ZM121 73H124V74H126V75H128V76H124L123 74H122V76L120 77L119 75L121 74ZM155 73H157V74H155ZM162 74V76H161V74ZM170 74L169 76L171 77V79H175V77L178 79V80H180V82L178 83L176 80H172L171 81V83H169L170 82V77H168V78H166V77H164V76H166V74ZM207 73V74H206ZM253 73V74H252ZM254 73L257 75V78H258V80L256 79V75H254ZM262 73V74H261ZM16 74V75H15ZM34 74V75H33ZM60 74H61V76H60ZM75 74V76H73ZM97 74V75H96ZM100 74V75H99ZM107 74H108V76H107ZM138 74H140L141 76H139ZM155 74V75H154ZM159 74V77L157 76ZM165 74V75H164ZM201 74V76H199ZM209 74H211L210 75V79H209ZM242 74V75H241ZM248 74V75H247ZM250 74V75H249ZM14 75V76H13ZM25 75V76H24ZM26 75H28L27 77H26ZM32 75V76H31ZM51 75H53V76H51ZM98 76L99 75V77L97 78V77H94V76ZM149 76L148 78H144V76ZM219 75V76H218ZM239 75V76H238ZM245 75H247V77L249 76H251V80H253L254 81V79H255V82H257L256 84L253 82V84H251V82H250V79H246V77H244ZM39 76V77H38ZM43 76V77H42ZM64 76V77H63ZM93 76V77H92ZM101 76H106L107 77V81H106V77L104 78V80H102V78L103 77H101ZM110 76V77H109ZM113 77V80L116 78V77H120L121 79H119V80H123V85H125V83H124V80H126V78L127 77H132V79L135 81V85H133V80L129 77V78H127V81H129V80H132L133 82H130L129 81V85H127L128 87H129V89L127 88V86H122V84H120L121 86H122V88H121V86L120 85H116L115 83L116 82H118L119 83V80H117L116 82H115V80L113 81V82H110V81H108V78L110 79L111 78V80H112V77ZM124 76V77H123ZM138 76V77H137ZM155 76L158 78V79H156L155 78ZM168 76V75H167ZM188 76V77H187ZM206 76H208V77H206ZM244 78H243V77ZM19 77H21V78H19ZM32 77V78H31ZM46 77V78H45ZM55 77L57 78V79H55ZM62 79H61V78ZM68 77V78H67ZM80 78V80L82 81H80L82 84H80V83H78L79 82V79H73V78ZM84 77H86V78H84ZM126 77V78H125ZM163 77V78H162ZM196 77V78H195ZM207 79H206V78ZM34 78V79H33ZM36 78V79H35ZM64 78V79H63ZM101 78V79H100ZM124 78V79H123ZM148 79L147 80V82H146V84H145V81H141V82H139V83H141V85H142V87H140V84L137 82L138 80H144V79ZM162 79V81H160V82H162L163 84H165V85H162V86H160L162 83H160V85H159V79ZM183 78H185V79H183ZM198 78V79H197ZM205 78V79H204ZM14 79H16V80H14ZM20 79V80H19ZM53 79V80H52ZM91 79H92V81H91ZM116 79H118V78H116ZM156 79V80H155ZM163 79H165V80H163ZM191 79H193V82L194 83H189L190 81H191ZM202 79H204L202 82H206V84H202L201 85V82H199L198 83V81L200 80H202ZM18 80V81H17ZM48 80H49V82H48ZM58 80H60V82L58 81ZM64 80H65V83H64V85H66V83L70 80H72V82L70 83L69 82V85L70 84H73L74 83V80H75V83H78V84H73L72 85V88H71V86L70 87H68L69 85H67L66 87H65V91L63 90V85L61 86L60 85V83H62V82H64ZM67 80V81H66ZM78 80V81H77ZM85 80V81H84ZM98 80V81H97ZM137 80V81H136ZM151 82H150V81ZM183 80H184V84H183ZM187 80H190L189 82H187L186 83V81ZM259 80H260V82H259ZM16 81V82H15ZM47 81V82H46ZM51 81V82H50ZM52 81H54V83L52 82ZM91 81V82H90ZM120 81V82H121ZM127 81H125L126 83H127ZM156 81H157V84H155L156 83ZM165 81V82H164ZM195 81H197V84H195ZM208 81V82H207ZM223 82L222 84L224 85V83L226 84V82L225 81H228L227 83L228 84H231V86L232 87H234V88H232L230 85L228 86H226L227 87V91H226V87L224 88L223 86H222V88H220V87H218V88H215L214 89V85H215V83H217V82ZM243 81V82H242ZM245 81V82H244ZM247 81H249V82H247ZM59 82V83H58ZM96 82L99 84V82L101 83V82H108L107 84L109 85V84H111L110 86L111 87H113V90L111 89V87H109L108 88V86L106 87L105 85H104V83L102 84L101 83V85H99L100 87L102 86V91H101V89L98 87V84L96 85ZM152 83L150 86H148L150 83ZM220 82V83H221ZM231 82V83H230ZM240 82V83H239ZM12 83V84H11ZM38 83V84H37ZM52 83V84H51ZM139 85H137V84ZM178 84V86L177 85H175V86H177V87H179V85H180V87L181 88H179V89H183V87L185 86V87H189L188 88V90L187 91H185V89H183L182 91L181 90H179V94L182 92V93H184V91L186 92V93H184L183 95L181 94V97H179V95H177L178 93H177V89L178 88H176L175 86H173L174 84ZM185 83L187 84V85H185ZM220 83H218V84H216L215 86H217V85H219V86H221L220 85ZM242 83H245V84H242ZM46 84V85H45ZM55 84V85H54ZM106 84V83H105ZM114 84H115V86H114ZM128 84V83H127ZM132 84V85H131ZM182 84H183V86H182ZM199 84V85H198ZM210 85V86H207V85ZM213 86H212V85ZM240 84V85H239ZM21 85V86H20ZM23 85H24V87H23ZM53 87H52V86ZM57 85V86H56ZM61 86V87H59V86ZM76 85V86H75ZM79 85H80V87H79ZM95 85L97 86V88L95 87ZM137 85V86H136ZM146 85H147V87H146ZM155 85H157L160 89H161V91L162 92H159L160 91V89L157 87V86H155ZM171 85L173 86V87H171ZM188 85H190V86H188ZM195 87H194V86ZM254 85V87H256V88H254L253 87V89H252V86ZM20 86V87H19ZM48 86H50V87H48ZM78 86V87H77ZM103 86H105V87H103ZM120 86V87H119ZM135 86V87H134ZM203 86H204V89H203ZM205 86H207V87H205ZM235 86H236V88H235ZM244 87V86H247V88H241V87ZM259 86V87H258ZM23 87V88H22ZM60 89H59V88ZM118 87V88H117ZM138 87H140V88H138ZM149 87V88H148ZM154 87H156V88H154ZM174 87L176 88V89H174ZM196 87L197 88H199L200 90L199 91H197L196 90ZM229 87H231V88H229ZM27 88V87H26ZM48 88V89H47ZM96 88V89H95ZM103 88L105 89V92L107 93V95H110V97L111 98H113V100L109 97V96H106V93H104V90H103ZM106 88H107V90H106ZM124 88V89H123ZM125 88H127L129 91H130V93H129V91L126 89L125 90ZM138 88V89H137ZM142 88V89H141ZM144 88L146 89V88H148V92H149V89L151 90V92H150V94L151 95H149V94H147L148 92H147V89L146 90H144ZM242 90H241V89ZM53 89H56V91L55 90H53ZM66 89H67V91H66ZM70 89V90H69ZM109 89V90H108ZM118 89V90H117ZM123 89V90H122ZM142 90V91H144V92H142L141 93V95L143 94V93H145V98L149 101V102H147V100H145V98H143L142 96L144 95H142V96H140V94H139V98H143L144 100H145V103H146V105H148V109L149 108H151L152 109V111H153V114H151V111H150V109H149V111H147L148 109L146 108V105H145V103L144 104H142L141 103V101H143V99H141V101H139L138 99V95H136V93H138V90ZM154 89L156 90V91H154ZM159 89V90H158ZM248 89V90H247ZM249 89H250V91H249ZM263 89V90H262ZM42 90V92H40ZM51 90H53V94L51 93ZM57 90H58V92H57ZM61 90V92H59ZM116 92H115V91ZM133 90H135V91H137V92H135V91H133ZM165 90V91H164ZM175 90H176V92H175ZM192 92H191V91ZM202 90H204V93L202 92ZM206 90V91H205ZM209 90L212 92H209ZM230 90H233V91H231V92H229ZM235 90V91H234ZM254 90V91H253ZM33 91H35V90H33ZM63 91V92H62ZM125 91H127L126 93H125ZM131 91H133V92H131ZM155 92L154 93V95L156 94V92L158 93V94H156V95H159V93H160V95L157 97H154V95L152 94V92ZM174 91V92H173ZM181 91V92H180ZM189 91V92H188ZM208 91V92H207ZM252 91V92H251ZM260 93H259V92ZM54 92H56V93H54ZM168 92H170V93H173V94H169L170 96H172V97H170V96H168L167 94H168ZM191 92V93H190ZM199 92H201V94L199 93ZM236 92V93H235ZM248 92V95H247V98H245V99H248V100H246V103L244 102V103H242V104H240L241 102H243V100L245 101V99H244V97H246V93ZM255 92H257V94L255 93ZM47 93H48V95H47ZM99 93V94H98ZM113 93V94H112ZM116 93L119 95L118 96V99L117 98H115V97H113L114 95L115 96H117L116 95ZM211 93V94H215V95H212L211 96V94L209 95V94ZM223 93H226V94H224L223 95ZM240 93V94H239ZM245 93V94H244ZM255 93V95H252V94H254ZM263 93V94H262ZM33 94V95H32ZM31 94V96H34V98L33 99H31V96L29 97V96H25V98L27 97H29L28 99L26 98L25 99V103L26 102H28V100H34V99H36V97H37V95L38 94H36V93H32ZM36 94V95H35ZM42 94V96H40V97H45L44 95ZM50 94V95H49ZM55 94V95H54ZM64 94V95H63ZM94 94V95H93ZM98 94V95H97ZM103 94V95H102ZM122 94H123V96H122ZM127 94H128V97H127ZM216 94H220L218 97L216 96ZM229 94H232V97L229 95ZM242 94V95H241ZM249 94L251 95L250 97H249ZM258 94H261L260 96H258ZM62 95V96H61ZM113 95V96H112ZM131 95V96H130ZM134 95H135V97H134ZM165 95L167 96L166 98H170V102L168 103V102H166L167 100H165L166 98H165ZM225 95H228V97L227 96H225ZM234 95V96H233ZM237 95V96H236ZM98 96V97H97ZM120 96H122L123 98H120ZM124 96H126L125 97V99H124ZM129 96L132 98H129ZM178 96V97H177ZM187 96V98H185ZM192 96V97H191ZM199 96V97H198ZM201 96H202V98H201ZM208 96V97H207ZM214 96V97H213ZM224 97V100H223V97ZM253 96H257L256 98L255 97H253ZM92 97H94V98H92ZM136 98V99H134V98ZM207 98V99H204V98ZM221 97V98H220ZM238 99H237V98ZM249 97V98H248ZM259 97V98H258ZM261 97V98H260ZM98 98H99V102H98ZM130 100H129V99ZM138 98V99H137ZM155 98H156V102L158 101V108L156 109V107L155 108H153L154 106H156L157 104H155L154 103V100H155ZM201 99V103H202V101H204V103H200V99ZM16 99V98H15ZM92 99H94V103H93V100ZM124 101H123V100ZM178 99V100H177ZM227 99H229V100H227ZM235 101H234V100ZM241 99V100H240ZM27 100V101H26ZM100 100H101V102H100ZM127 100H129V104H128V101ZM164 100V101H163ZM169 100V99H168ZM206 100H208V101H212V102H210L209 104L208 103H206ZM227 100V101H226ZM255 100V101H254ZM259 100H260V102H259ZM15 101V100H14ZM113 101V103H114V105H112V102ZM132 101L133 102H135V103H137V105L136 104H134V103H132ZM174 101V102H173ZM182 101L184 102L183 104H181L182 103ZM194 101V102H193ZM213 101H215V102H213ZM217 101V102H216ZM218 101H219V103H218ZM248 101V102H247ZM61 102V105L59 104ZM105 102L107 103V104H109L108 105V107L110 106V108H107V104L106 105H104L105 104ZM123 102H124V104H123ZM239 103V105H240V108L238 107L239 105H237L238 103ZM256 102V103H255ZM58 103V104H57ZM131 103V104H130ZM138 103L140 104V105H138ZM148 103V104H147ZM166 103H168V105L169 106H171V108L169 109V107H168V105L166 104ZM193 103H194V105H193ZM255 103V104H254ZM63 104H64V107H63ZM94 104H95V106H94ZM97 104H98V106H97ZM132 104H134V107H135V109H134V111H133V108H128L127 106H131ZM155 104V105H154ZM171 104H173V106L171 105ZM180 104V105H179ZM201 104V105H200ZM52 105H55L54 106V108L52 107ZM70 107L69 109H68V107ZM91 105H92V107H91ZM142 105H144L143 106V108L141 109V107H142ZM151 105V106H150ZM154 105V106H153ZM189 105H191V106H189ZM217 105L219 106V107H217ZM223 105H224V107H223ZM114 106V107H113ZM179 106H181V109H180V107ZM202 107V109H200L201 107ZM212 106H214V107H217V108H219V110L217 109H211V111H210V109H208V107L209 108H211ZM245 106V107H244ZM251 106H253V107H251ZM62 107L63 108H65V110H63L62 109ZM91 107V108H90ZM123 107H125V108H127L126 110L128 111L129 109L131 110V111H129V112H131L130 114L128 113V112H125L126 110H124L125 108H123ZM145 107V108H144ZM168 107V108H167ZM175 107V108H174ZM93 108V109H92ZM139 108V109H138ZM161 108H163V110H161ZM165 108V109H164ZM221 108V109H220ZM224 108H225V110H224ZM238 108L239 109H241V110H245L244 112L243 111H240V110H238ZM256 108H257V110H256ZM114 111H113V110ZM116 109H117V111H116ZM120 109V110H119ZM145 110V111H147V112H149L148 114H146V115H144V117H142L141 118V120H139V121H136L137 120V118H139L138 117V115H142L141 114V112H142V110ZM159 109V110H158ZM203 109L205 110V111H203ZM209 110V113H208V110ZM261 109V111H259ZM67 110L69 111V112H67ZM95 110V111H94ZM168 110H170L169 111V113H168ZM253 110H255V111H253ZM18 111V109L16 110V112ZM63 111H64V114H62L63 113ZM132 111H133V114H132ZM163 111V112H162ZM187 111V112H186ZM197 111H198V113H197ZM199 111H203V112H201V114H200V112ZM235 111H236V114L237 113H240V114H237L236 116H235V118H231V119H229L228 120V118H230L231 117V115H232V117H234V115H235ZM257 111H259V112H257ZM72 112V113H71ZM95 112H96V114H95ZM99 112V113H98ZM118 112H119V114H118ZM160 112H162L163 114H161V115H163V117L161 116V119H159L158 117L160 116ZM205 112H206V114H205ZM212 112H214V114L212 113ZM227 114H226V113ZM251 112V114H249ZM111 113H113V115L111 114ZM143 113V112H142ZM145 113V112H144ZM143 113V114H144ZM157 113V114H156ZM167 113H168V116H167ZM178 113V114H177ZM185 113H188L187 115L185 114ZM216 113V114H215ZM254 113V114H253ZM69 114V115H68ZM98 114L100 115L99 117H100V119L98 120H96V118L95 117H98ZM150 114V115H149ZM191 114V115H190ZM246 114V115H245ZM63 115H64V117H63ZM71 115H72V118H70L71 117ZM94 115H95V117H94ZM129 115V116H128ZM156 115V116H155ZM183 115H184V117H183ZM206 115V116H205ZM215 116V117H213V116ZM221 115V116H220ZM227 115V116H226ZM255 115V116H254ZM1 117L0 118H4L5 120H10V118H11V115H8V116H6V114H4V115H0ZM5 116V117H4ZM110 116H112L111 118V121H109L110 120ZM119 116H120V118H119ZM131 116V117H130ZM147 116L149 117V121L150 122H148V119H147ZM170 116V117H169ZM176 116H178V117H176ZM241 116H243V117H241ZM244 116H246V117H244ZM251 116H253V117H251ZM94 118V123H93V121H92V119ZM98 117V118H99ZM122 117L124 118V119H126V121H124L123 119H122ZM129 117H130V119H129ZM141 117V116H140ZM166 117H168V119L166 118ZM194 117H195V119H194ZM207 117V118H206ZM210 117V118H209ZM225 117L227 118L226 120H225ZM250 117V118H249ZM2 118V119H3ZM56 118V119H55ZM58 118V119H57ZM63 118V119H62ZM92 118V119H91ZM115 118V119H114ZM177 118V119H176ZM184 118V119H183ZM246 118V119H245ZM2 119H0V120H2ZM2 120L0 123H3V122H5V120ZM73 119V121H71ZM129 119V122H130V124H128V122H127V120ZM155 119V120H154ZM157 119H159V122H160V120H161V122H160V124H159V122L158 121H156ZM175 119H176V122H175ZM180 119V120H179ZM182 119H183V121H182ZM205 119H206V121H205ZM243 119H245V120H243ZM69 120V121H68ZM88 120V121H87ZM106 120H107V124H105L104 122H106ZM133 121V123L131 122V121ZM167 120V121H166ZM190 120V121H189ZM195 120V121H194ZM202 120V121H201ZM210 120H211V122H210ZM255 120V121H254ZM61 121H63L62 123H63V125H62V123H61ZM100 121H102V122H100ZM120 121H121V125H122V129H121V125H120ZM136 121V122H135ZM154 121V122H153ZM163 121H164V123H163ZM173 121V122H172ZM177 121H179L178 123H177ZM186 123H185V122ZM214 121H215V123H214ZM223 121H225V123L223 122ZM239 121V122H238ZM49 121H47V123H48ZM59 124H58V123ZM88 122H89V124H88ZM99 122H100V124H102L100 127H99ZM127 122V124H126V126H124L125 125V123ZM156 122H158V126L156 127L155 126V124L157 125V123ZM166 122L168 123V124H166ZM184 122V123H183ZM193 122H194V126H192V124H193ZM201 122V123H200ZM236 122V123H235ZM251 122V123H250ZM50 123V122H49ZM48 123V124H49ZM57 123V124H56ZM72 123H73V125H72ZM90 123H92V124H95V125H93V126H95V128H93V126H92V124H90ZM135 123L137 124V125H135ZM146 123H148V125L146 126ZM152 123H153V125H152ZM233 123V124H232ZM242 123H244V124H242ZM262 123V124H261ZM82 124H83V126H82ZM124 124V125H123ZM139 124V125H138ZM165 124H166V126L167 127H165ZM173 124V125H172ZM182 126H181V125ZM230 124H232V125H230ZM89 125H90V127H89ZM103 125H104V127H103ZM177 125H179V126H177ZM189 125H190V127H189ZM206 125L208 126V128H207V131H205L204 132V130H206ZM212 125V126H211ZM223 125V126H222ZM230 125V126H229ZM48 126V125H47ZM77 126V127H76ZM84 127L85 128V126H87L89 129L87 130H85L84 128H80V127ZM115 126H116V128H115ZM123 126H124V128H123ZM154 126L156 127L155 129H156V131H153V130H155L154 129ZM170 126V127H169ZM48 127V128H49ZM92 127V128H91ZM125 127L126 128H132V127H139V129L141 128V130L143 131V135L141 136V140H139L140 139V135L138 136V134H135V132H133L134 130H135V128H132V129H134V130H132V129H128V131L130 132V135H131V137H129L128 136V134L127 133H129L127 130H125ZM147 127V129L145 130V128ZM150 127V128H149ZM160 127V128H159ZM180 127V129H178ZM181 127H183V129H181ZM210 127H211V129H213L212 131H213V133H212V131H211V129H210ZM221 127H222V131L224 132L223 134L221 133ZM79 128H80V130H85V131H77V130H79ZM99 128H100V133L101 134H99ZM111 128L113 129H115V131L114 130H111ZM148 128H149V131H148V137H147V130H148ZM165 128L167 129V130H165ZM171 128V129H170ZM174 128H175V130H174ZM229 128L231 129V130H229ZM120 129H121V131H120ZM185 129V130H184ZM192 129V130H191ZM199 129V130H198ZM218 131L217 133H216V130ZM93 130H95L94 132L97 134V135H95V133H93ZM136 130H138V129H136ZM160 130H162V131H160ZM165 130V132L163 133V131ZM180 130H182V132L180 131ZM107 131V132H106ZM121 132V133H119L118 134V132ZM124 131V132H123ZM142 131H140V132H142ZM155 132L154 134H152L153 132ZM192 131H195V133H196V135H198L199 137H196V135H195V133L194 132H192ZM198 131H200L199 132V134H198ZM84 132V133H83ZM92 132V133H91ZM177 133V134H175V133ZM181 132V133H180ZM227 132V133H226ZM104 133H107V135L105 134V137H107V139H110V140H107V141H103V138H102V136L104 137ZM116 133V134H115ZM124 133H125V135H124ZM162 135H160V134ZM164 135H163V134ZM194 133V134H193ZM226 133V134H225ZM51 135H52V132L50 133ZM75 134V133H74ZM82 134V135H81ZM86 134V135H85ZM90 134H92V138H91V136H90ZM117 134L119 135V137L120 136H122V137H120V139L122 138V140L124 141H122L123 143H127V144H129V146H130V144L132 145L131 147L132 148H128V146H124V147H126V148H128V150H135V153H137V154H139L140 152H143V151H139V150H144L145 151V149H148V151L146 152H143V154H141V158H142V161L143 162H139V161H141V158H139L137 155V159H139V160H137V159H135V153H134V151H130L131 153L130 154H132V156L134 157V158H132V156L130 157L129 155H128V153H127V157H129L130 159H133L132 161H135V164L137 163V162H139L140 164L142 163V165L144 166L145 165V162L148 160V156L149 157H151V158H153V159H155L154 157H164L163 159H160L159 160V158H158V161H157V158L155 159V161H153V159H152V161L151 162H146V165H148L149 163V165H153V166H150V168H148L147 169V174H146V179H145V176L144 177H142V178H144L146 181H148V183L147 182H144L145 180H141L142 178H140L139 180L137 179L138 178V176L140 177L141 176V173L143 174V172L145 171L146 172V169H143V171H141L140 172V169L142 170V168H145V167H143L142 165H140L141 167H139L140 169H139V172L140 173H138V172H136V171H138V169L136 168V167H138L139 165L137 164V166L134 164V163H132V161L131 162H129L130 160H127L126 158V160H127V162H126V160H124V163H130V166H129V164L128 165H126V164H122V162L123 161H120V160H123L122 158H121V156H118L117 154L119 153V152H117V151H120L121 150V146H123V145H125V144H123L122 145V142L119 140V145L117 144V141H118V139H117ZM121 134V135H120ZM142 134V133H141ZM151 134L153 135V136H155V138H157V140L159 141V142H153V141H155V138L154 137H152L153 139H151L152 140V143H151V146H149V144H150V142H151V140H150V138H151ZM179 134H181V135H179ZM183 134H184V137H182L183 136ZM206 134H208V135H206ZM229 134V135H228ZM9 135V133H6L5 134V138L7 139V137L6 136H8ZM76 135V134H75ZM78 135V136H79ZM113 137V138H116V145H118V147L120 148V150H118V149H116V150H113V149H115V148H117V147H110L112 150H110L108 147H109V144H108V146H107V148L110 150V151H108V150H105V149H107L106 148V143H115V142H113V141H111V137ZM166 135H168V137L170 136H172V138H174V141H172V139H171V141H172V143L169 141V140H162V137L164 136L165 138H167L166 137ZM175 135V136H174ZM193 135H194V137H193ZM222 135H224L223 136V138H221L220 139V137H222ZM99 136H101V138H102V140L101 139H99L100 137ZM160 136H161V138H160ZM174 136V137H173ZM188 136V137H187ZM207 136H209L210 137V139L207 137ZM216 136V137H215ZM48 136L46 135V137H43V139H46ZM51 137V136H50ZM57 136H55L54 138H52V139H56L57 140V142H58V144L60 145V143H59V139H60V142H61V140H63V139H61L60 137H59V135H58V137L56 138ZM148 138V140H147V138ZM175 137H176V139H180V140H186L185 142L187 143V146L188 147H190V149H187V146L185 145L186 143L183 141V146H184V148H186V149H184L183 148V146H181L180 144H181V142H180V144L179 143H177V142H179V140L177 141V140H175ZM180 137V138H179ZM183 139H182V138ZM214 137H215V139H214ZM96 140H95V139ZM112 138V139H113ZM127 138V139H126ZM219 140H218V139ZM233 138V139H232ZM260 138V139H259ZM125 139H126V142H125ZM133 139H134V141H133ZM136 139H138L137 141H136ZM160 139L163 141L162 143L160 142ZM169 139V138H168ZM190 139H192V141H191V143H189L190 142ZM199 139V140H198ZM261 139H263V140H261ZM56 140L54 141V142H52L51 140H50V142L49 143H51L52 144V146L54 147V144L55 145H57V142H56ZM99 140H100V142H99ZM115 140V139H114ZM156 140V141H157ZM194 140V141H193ZM200 141V142H202V143H205V144H201V143H197L198 141ZM208 140L210 141V143L208 142ZM215 140V141H214ZM218 141V143H217V141ZM227 140V141H226ZM261 140V141H260ZM132 141V142H131ZM140 141V143H137V142H139ZM145 141H147V142H145ZM56 142V143H55ZM102 142L104 143V142H106V143H104V144H102ZM167 143V145H165V143ZM208 142V143H207ZM215 142H216V144H215ZM260 143L257 147L255 146V143ZM49 143H48V145H49ZM100 143V144H99ZM148 144V146L147 147H141V146H143V144ZM157 145V146H155V144ZM185 143V144H184ZM193 143V144H192ZM257 143V144H258ZM1 144L2 143H0V153H1V156H0V158H1V167H0V169H5L4 171H3V175L5 176V178L4 177H2L3 175H1L0 176V184H2V186H0V190L2 191V190H4L5 192H6V190H7V192L9 193L8 195L9 196H7V197H11V196H13V194H14V196H17L18 194H19V192L21 191V190H23L24 188H27L28 187V185H27V183H25V185H26V187H24V182H22V183H20L19 182V180H21V181H23L24 179L22 178V177H24V178H26L25 180L26 181H28V183H30V179H32V180H34L33 182H36L40 187H38V189H39V191H38V189H36V188H33V190H32V193H33V195H37L38 194V196H40L41 194L44 196V195H47L48 193H54V194H52L51 193V196L52 197H50V194H48L49 196L48 197H50V199L47 201V204L45 205V209L48 211V212H50V210H49V208L50 207H55V208H57V203H59L60 202V200H61V197L63 196V194H65V192L64 193H56L55 192V190H57L58 188L57 187H59V185H60V183L59 182H61V185L63 184V183H65V180L62 178V175H59V173H58V175H57V173H55V174H49V173H47V169H48V167H49V164H48V162H46L45 164L47 165H42V166H40L41 165V163H44L45 161H44V158H46V156L44 155V154H49L48 152H49V147L51 146V144H50V146L48 147V146H45L44 147V150L43 149H41V150H39V151H34V152H32V154L30 153L29 155L31 156V158L29 157V156H27V157H25V158H23L22 159V161H19L20 163H15L13 166H15V167H19V169L21 170V172H22V168H26L27 169V164H28V168H30V165H31V168H32V170H30L29 172L30 173H32L31 175H33V177L29 174V173H27L26 175H22V177H21V174L19 173V169L17 170L16 168H14V167H12L11 166V164L9 165L8 163V161H9V156H8V161L7 160H5V159H7V155H11V156H13V158H16V155H15V152H14V150H10V152H9V154H8V150H7V145H5V144H2V145H4L3 147L5 148V150L4 149H2V146H1ZM138 144V145H137ZM140 144V145H139ZM159 144H162L163 146H161V148L159 147ZM171 144V146L173 145H175V146H177V144L179 145V146H177V147H174V148H170V147H168L167 148V146H169ZM190 144H192V146H194V148H195V145L194 144H196L197 146H196V148L198 147V146H201V149H202V146L205 148V149H207V150H209V152L208 151H206V152H208V153H210V152H212L211 150H218V149H220V152H221V150H222V148H223V153L224 152H227V151H230L231 152V154H232V151H234L233 153L234 154H239V153H244V152H246V151H249V153H247L248 155L250 154V160L248 159V157L249 156H247L246 154V156L245 155H243V153L242 154H239L240 156H244V157H247V160H249V161H252V162H249V163H245V161H247L246 159H244V161H242V160H240V158H236L234 155H229V153H226L225 155H227V156H231V157H235L234 159H235V162H234V159L232 160V158L231 157H225V158H222V156H224L223 154H222V156L221 157H218L219 155H217L216 156V154L218 153V151L217 152H214V154H212V158H210V157H206V156H203V155H207V153H205V150H204V152L202 153V151L201 150H198V148L196 149L195 148V150H194V148H191L192 146H190ZM224 144V145H223ZM251 144V145H250ZM98 145H100L101 146V150H102V147L104 148V146H105V149L104 150H102V152H101V150H98V151H94V150H97V146ZM102 145H104V146H102ZM115 145V146H116ZM211 145V146H210ZM216 145H217V147H216ZM222 145V146H221ZM246 145H248V147H250L249 149H248V147H246L245 148V146ZM35 146V145H34ZM51 146V148L52 149H50L51 151H55V148H53ZM92 145L90 144L88 147H91ZM97 148H96V147ZM111 146V145H110ZM112 146H114V144H112ZM134 146H137V147H134ZM181 146V148H179ZM213 146V148L214 149H210L211 147ZM242 146H244V147H242ZM251 146H255L254 147V149H253V147L251 148ZM8 147H9V145H8ZM56 147V146H55ZM124 147H123V149L122 150H124V151H122V152H124L125 153V151L126 152H129L128 150H126V149H124ZM138 147H141V149H139ZM216 147V148H215ZM231 147V148H230ZM96 148V149H95ZM137 148V149H136ZM164 148V151H161L162 149ZM170 148V149H169ZM218 148V149H217ZM241 148H243L242 150H241ZM10 149V148H9ZM87 149V148H86ZM86 149H84L85 150V152L87 151ZM149 149H155V150H158L159 152H156V151H150ZM166 149V150H165ZM177 149V150H176ZM199 149H200V147H199ZM232 149H234V150H232ZM255 149H256V151H255ZM257 149H258V151H257ZM3 150L5 151V153H7V154H4L3 153ZM42 150L44 151V154L42 153ZM83 150V149H82ZM88 150V151H89ZM176 150V151H175ZM190 150V151H189ZM191 150H193V152H196V150H197V154L196 153H194L193 154V152L191 153ZM203 150V149H202ZM226 150V151H225ZM239 152H238V151ZM240 150H241V152H240ZM254 150V154H256V155H254V154H252V151ZM50 151V154L54 157V159L52 160L53 162V164L55 165V166H62V165H60L59 163H61L60 162V160H57V158L55 157V155H56V152H55V154L53 153V152H51ZM107 151V152H106ZM112 151H116L117 152V154H113V152ZM120 151V152H121ZM136 151H138V152H136ZM184 151H186V153H183ZM199 151V152H198ZM237 151V152H236ZM46 152V153H45ZM84 152V151H83ZM101 154V158L102 159H104V160H102L101 158H100V156L99 157H97L96 156V154ZM165 152V153H164ZM167 152V153H166ZM178 152H180V153H182V155H179L180 153H178ZM257 152V153H256ZM107 153H109V154H107ZM198 153H202V154H198ZM16 154H17V157H19V156H21L22 155V153H17L16 152ZM38 154V155H37ZM45 156H43V155ZM49 154V155H50ZM86 154V153H85ZM94 154H95V156H94ZM103 154H107L106 156H103V157H105V158H103L102 157V155ZM110 154H112V155H110ZM126 154V153H125ZM174 154V155H173ZM218 154H220L221 155V153H218ZM3 155H4V157L5 158H3ZM36 156V157H38V158H40V159H37L36 157H34V156ZM124 155V154H123ZM147 155V156H146ZM162 155V156H161ZM177 155V156H176ZM200 155H202V157H199ZM213 155H214V157H216V158H214L213 157ZM253 155V156H252ZM66 156V155H65ZM108 156V157H107ZM207 156H209V154L207 155ZM242 156V157H243ZM255 156V157H254ZM29 157V158H28ZM145 157V158H144ZM166 157V158H165ZM191 157H195L193 160H191L190 161V158ZM199 157V158H198ZM252 157H254L256 160H258V159H261V160H258L259 161V163H258V161H255L254 160V162H253V159H252ZM43 158V159H42ZM61 158V160H64V162H66L67 163V166H72V163H73V160L71 159V157H70V159H71V161H68L69 159H66L65 157H60ZM60 158H58V159H60ZM108 158V159H107ZM110 158L111 159H113V158H115V159H120L119 161H115V162H117L118 164H116V163H114V161L112 160V161H109L110 160ZM124 158V157H123ZM151 158H149V161H150V159ZM167 158H170L169 160L171 161V159L173 160H175V159H179V161H175V163H178L180 166H176V165H174L173 164V161H168V160H165V159H167ZM187 158V159H186ZM197 158V159H196ZM227 158V159H226ZM230 158H231V160H230ZM28 159H30V161H32L33 162V164L32 163H29L30 161L28 160ZM135 159V160H134ZM143 159H146L145 160V162H144V160ZM181 159H184V160H181ZM236 159H237V161H236ZM239 159V160H238ZM24 160V161H23ZM42 160H43V162H42ZM56 160L58 161V163H56ZM95 160V161H94ZM105 160H107V161H105ZM137 160V161H136ZM181 160V161H180ZM187 160V161H186ZM216 160L218 161V165H217V163H216ZM4 161V162H3ZM209 161H211V162H209ZM242 161V163H240V162ZM37 162H38V166H39V168H40V171H38V168H35V166L34 165H36L37 164ZM72 162V163H71ZM99 162H104V164L105 165H107L108 163H110L111 165H112V167L113 166H115V165H117V167H114V168H112V167H110L109 165H107L108 166V170L107 171H109V172H105V173H103V172H100L99 171V167L97 168V167H95L94 168V166L93 165H95L96 163H98V164H96V165H99ZM166 164V166H167V170L168 169H170V165H173L172 166V168L170 169V170H172L173 171V173H171L170 171H166V169H164V164ZM189 162H191V163H189ZM195 162V163H194ZM201 162V163H200ZM237 162V163H236ZM240 164H239V163ZM244 162V163H243ZM248 162V161H247ZM256 162V163H255ZM260 162H261V164H260ZM35 163V164H34ZM51 163V164H52ZM66 163H65V165H66ZM91 164L92 166H93V168H91V165H88L87 166V164ZM144 163V164H143ZM148 163V164H147ZM154 163H157V164H154ZM158 163H159V165H158ZM183 163V165H181ZM205 163V164H204ZM213 165H212V164ZM220 163L221 164H225L224 166H225V169H223L222 168V165H220ZM252 163V164H251ZM263 163V164H262ZM22 166H21V165ZM50 164V165H51ZM61 164H63V163H61ZM115 164V165H114ZM134 164V165H133ZM177 164V165H178ZM184 164H186V165H188V167L186 166V165H184ZM193 164H194V166H193ZM195 164H199V166H196ZM209 164V165H208ZM249 164H251V165H249ZM127 166V167H130V169L132 168V170L134 169L133 167H135V169H134V173H132V174H135V175H137L136 177L137 178H133L132 179V177H134V175H130L129 173L128 174H124V169H125V167H123V166ZM200 165L201 166H203L204 165V167H200ZM238 165V166H237ZM239 165L241 166L240 168H239ZM256 165V166H255ZM263 165V166H262ZM66 166V167H67ZM100 166V165H99ZM155 166H157V167H161L163 170H165L166 172H168L169 173V175L171 176V179H170V181L168 180H165L164 182H162V183H164V184H166V185H164V184H162L161 185V187H164V189L163 188H161L160 186H158V185H160V184H157V183H159V181L162 179L161 177L162 176H160V177H155L154 178V176H153V172H155L154 174H158L159 175V172H161V173H163V170L161 169V171H157L158 169L160 170V168H158L157 169V167H155ZM181 166H183L182 167V170L179 168V167H181ZM192 167V168H190V167ZM212 166V167H211ZM217 166H220L221 168H219V167H217ZM22 167V168H21ZM121 168V170L123 171V173H121L122 171H120V169L119 168ZM126 167V168H127ZM154 167V168H153ZM187 169H185V168ZM227 167V168H226ZM228 167H230L229 169H228ZM231 167H233L234 169L232 170V168ZM244 167V168H243ZM8 168V170H6ZM30 168V169H31ZM111 168V169H110ZM117 168H118V171H117ZM147 168V167H146ZM157 170H156V169ZM209 169V170H206V169ZM239 168V169H238ZM249 170H248V169ZM252 168H254V172L258 175V176H260V177H254L253 175H251V174H253V172H252ZM14 169V170H13ZM114 169H116V170H114ZM128 169V168H127ZM125 170L126 172H129L130 171V169H129V171L128 170ZM176 169V170H175ZM191 169V170H190ZM192 169H198L199 171H201L200 173H207V174H210L211 176H209V175H207V174H205L204 173V175L202 176L201 174H199V173H197V172H193L192 171ZM224 170V172L222 171V170ZM243 169V170H247L246 172L244 171H242L244 174H245V176H244V174L243 173H241V170ZM252 169V170H251ZM260 169V170H259ZM84 169H83V171H85ZM110 170H112L111 172H113V171H117L118 172V174H120L119 176H118V178L121 176L122 178H126L128 175H129V178H131V182L132 181H136L137 183L138 182H140L141 183V187H142V189H141V187H139L140 185H138L137 187H138V189L139 190H141V191H145V188L147 189H149L150 188V186L151 187H156V189L157 190H160V192H158V194L156 195V196H152V195H149V190L147 191H145V193H147V194H145L144 195V199L143 198H140V199H138L136 202H134L135 203V205H138V206H140V207H138V206H134V204L132 205L131 203H128V199L134 194V193H140L139 192V190H138V192H137V188H136V186L135 185H133V184H131V183H129L130 182V179L128 180V181H123V180H125V179H123L122 181H123V183H122V181L120 180H118L117 179V181L115 182V185H109V182H107L106 180L108 179V177H109V174L111 173L110 172ZM131 170V172H133ZM150 170H152V171H150ZM197 170V171H198ZM217 170V172H215ZM228 170V172L229 173H227L226 171ZM230 170V171H229ZM235 170H236V172H235ZM251 170V171H250ZM75 171V174L76 175H79L80 173H79V171L78 170H74ZM98 171L99 172V174H102V175H98L96 172ZM178 171H180V172H178ZM198 171V172H199ZM209 171H211V172H209ZM231 171H234V172H231ZM250 172V173H247V172ZM256 171H258V172H256ZM7 172H8V175H7ZM17 173V175H16V173ZM38 172L40 173V175H39V177H38ZM125 172V173H126ZM130 172V173H131ZM152 172V173H151ZM176 172H178V173H176ZM190 174H189V173ZM239 173V175H238V173ZM138 173V174H137ZM148 173H151V177L149 176L150 174H148ZM167 173V174H168ZM174 173H176V175H177V177H176V175L174 176L173 174ZM192 173V174H191ZM214 175H213V174ZM254 173V174H255ZM261 173V174H260ZM49 174V175H48ZM124 175V176H122V175ZM140 174V175H139ZM164 174V173H163ZM189 174V175H188ZM216 174H218L219 176H217ZM229 175V177H231V179L230 178H228V176L227 175ZM232 174V175H231ZM48 175V176H47ZM65 175V174H64ZM71 175H73V177L74 176H76V175H74V172H72V174ZM160 175H162V174H160ZM185 175V176H184ZM198 175V176H197ZM235 177H238V178H233L234 176ZM244 177V178H239V177ZM247 175H249V177L247 176ZM14 176L16 177V180H15V182L17 183V185H18V187L13 183L14 182ZM52 176H53V178H52ZM54 176H56V179H55V177ZM156 176V175H155ZM163 176H165V174L163 175ZM205 176H207L208 178L210 177V180H208ZM233 176V177H232ZM253 176V177H252ZM48 177L50 178V179H48ZM57 177H59V179L60 180H58V178ZM64 177V176H63ZM72 177V176H71ZM76 177H78V176H76ZM93 177V178H94ZM152 177H153V179L154 180H156V181H152L153 182V184H151V183H149L151 180H152ZM165 177H167V175L165 176ZM174 177V178H173ZM193 177V178H192ZM202 178L203 180H205V181H207L208 183H211L212 184V186L215 184V186H217L218 185V187H217V189L219 190V193L216 191V190H214V191H210V190H212L213 188H214V186H213V188L211 187V184L209 185V184H207L205 181L204 182H202L201 181V179L200 178ZM219 177H221V178H219ZM222 177H225V178H222ZM264 177V176H263ZM2 178H4V181L7 179L8 180V182L6 183V182H4L3 181V179ZM75 178V177H74ZM93 178H92V180H93ZM107 178V179H106ZM150 178V179H149ZM159 178V179H158ZM170 178V177H169ZM183 178H187L186 179V181H185V179H184V182H186L185 183V186L183 187L182 185H179V186H177V184H180V182L178 181V180H181L182 179V182H183ZM253 178H255V179H253ZM259 178H260V180H259ZM19 179V180H18ZM28 179V180H27ZM39 179H40V181H39ZM53 179H55V180H53ZM77 179V178H76ZM106 179V180H105ZM128 179V178H127ZM126 179V180H127ZM157 179L159 180V181H157ZM174 179H176L175 181H174ZM213 179L215 180H219V181H213ZM243 179H244V181H246V183H248V184H246L245 182H243ZM259 181H258V180ZM6 180V181H7ZM49 180H51V181H49ZM220 180H222V181H220ZM237 181L238 182V184H241V185H243V186H245V188L242 186L241 187V189H240V186H238V184H236L234 181ZM247 180H249V181H247ZM74 181V180H73ZM167 181V182H166ZM192 181V182H191ZM228 181V183L229 184H231V186H228L227 184H225V182H227ZM263 181H264V179H263ZM33 182L31 181V184H30V186H32L33 185ZM40 182V183H39ZM46 182H49L48 183V186H47V184H46ZM127 182V183H126ZM169 182V183H168ZM176 182V183H175ZM179 182V183H178ZM187 182H189V183H187ZM217 182H219V183H217ZM251 182V183H250ZM253 182V183H252ZM6 183V184H5ZM192 183V184H191ZM23 185V186H20V185ZM37 184H34V185H36V186H38ZM103 183H101V185H102ZM118 184V185H117ZM123 184L125 185L126 184V187H128V189L127 188H125V186L123 187ZM127 184L128 185H133V186H127ZM136 184V183H135ZM142 184H143V186H142ZM168 184V185H167ZM172 184H173V186H172ZM184 184V183H183ZM193 184H195L196 185V187H195V185H193ZM7 185L9 186V190H8V187H7ZM58 185V186H57ZM91 185H92V181H91ZM109 185V186H108ZM169 185H170V187H169ZM186 185H188V186H190V185H193V187H188V186H186ZM198 185V186H197ZM257 187H256V186ZM260 185V186H259ZM111 186V188H108V187H110ZM114 186V187H113ZM119 186V187H118ZM121 186V187H120ZM134 186H135V189H132V188H134ZM146 186H149V187H146ZM167 186V187H166ZM182 186V187H181ZM200 186V187H199ZM220 186L221 187H225V189H229L228 191L227 190H224V189H222V188H220ZM233 186H236L237 187V189H240V190H238V192L239 191H241V190H243L244 189V192H248L249 191V188H251V189H253V188H257V189H255V190H250L249 192H248V195L250 196V199H248L247 197L245 198V196L247 195V193H244V197H242V192L241 193H238V194H234V192H233V194H232V191H237V189H235ZM249 186H252V187H249ZM13 187V188H12ZM49 187V188H48ZM132 187V188H131ZM157 187H160L161 189H163V190H161L160 188L158 189ZM187 187H188V189L190 188L191 190H188L187 189ZM124 189V191L123 190H121V189ZM131 188V189H130ZM167 188V189H166ZM170 190H169V189ZM173 188V189H172ZM174 188H176V189H174ZM196 188H198V189H196ZM246 188H248V190H246L245 191V189ZM262 189L263 191H261V190H259L258 191V189ZM12 189H13V191H12ZM19 189H20V191H19ZM230 189H232V191L230 190ZM34 190H35V192H34ZM96 190H98L97 192H96ZM109 190V191H108ZM134 190H136V191H134ZM3 191V192H4ZM19 191V192H18ZM51 191V192H50ZM93 191V188H91V192ZM126 191V192H125ZM127 191L128 192H130L129 193V195L127 194ZM181 191H183L184 193H182ZM202 191H203V193H202ZM208 191V192H207ZM221 191L223 192V194L221 193ZM6 192V193H7ZM11 192L13 193V194H11ZM37 192H41L40 194L39 193H37ZM116 193V194H113V195H111V193ZM123 194L122 196H120L121 194ZM210 192V194H208ZM227 192H229L230 193V195H228L229 193H227ZM252 192H253V194L254 195H252ZM97 193V194H96ZM131 193H133V194H131ZM165 193V194H164ZM214 194V195H216V196H220V198H215L216 196H212V194ZM224 193L225 194H227L226 196H224ZM257 193V194H256ZM5 194V193H4ZM3 194V195H4ZM162 194V195H161ZM171 194V195H170ZM174 194V195H173ZM186 194V195H185ZM188 194H190V195H188ZM200 194V195H199ZM206 194H208V195H206ZM253 196V197H251V195ZM7 195V194H6ZM5 195V196H6ZM41 195V196H42ZM97 198V199H95L94 198V196ZM102 195V194H101ZM169 195V196H168ZM177 195V196H176ZM185 195V196H184ZM209 195H211V196H209ZM240 196V198H237V196ZM256 195V197H254ZM258 195V196H257ZM5 196H2V199H1V202H3L4 200H5ZM102 196H104V195H102ZM125 196V197H124ZM127 196V197H126ZM148 196H150V197H148ZM178 197V198H176V197ZM228 196V197H227ZM232 196H233V198H232ZM261 196V199L259 198ZM99 197V196H98ZM154 197H157V200H156V198H155V200L153 199V201L152 202H149V201H151V198H154ZM159 197V198H158ZM182 199H181V198ZM184 197V198H183ZM258 197V198H257ZM166 200H165V199ZM195 198V199H194ZM203 198V199H202ZM213 198H215V199H213ZM243 198V199H242ZM256 198V199H255ZM58 199H59V201H58ZM124 199V200H123ZM148 201H147V200ZM150 199V200H149ZM161 199V200H160ZM164 199V200H163ZM170 199H172L171 200V202L169 201ZM173 199H174V201H173ZM197 199L199 200L198 202H196L197 201ZM218 201H222V199H229V200H231V199H233L234 201H232V202H230V201H220V202H218ZM220 199V200H219ZM247 199V200H246ZM100 200V201H99ZM123 200V201H122ZM179 200V201H178ZM180 200H182V202L180 201ZM192 200H194V201H192ZM201 200H203V201H201ZM207 200V201H206ZM216 200V201H215ZM238 200H240V201H238ZM50 201V202H49ZM142 201H146V204H148V208L146 207L145 208V211H143V212H139L138 214H141L142 215V213L144 214V213H146V218H150V222L147 224V225H141L140 223V221L138 222H136V223H130V225L132 224V226H130V225H128L129 224V221H131V220H129V218L130 217H134V212L136 213L137 211H139V210H141L142 209V206H141V202ZM206 201V202H205ZM261 201V203H259ZM48 202H49V204H48ZM51 202H52V204H51ZM126 202V203H125ZM149 202V203H148ZM169 202V204H171V203H173L174 205H176V209H175V206L173 207V206H171V210L174 212L175 210H177V208H178V210H179V212H183L182 214L184 215V212H187L188 213V216H181V215H179V217L180 218H183L184 220L185 219H187V220H183V221H181L180 219H178L179 217L178 216H176L175 218H174V222H172V226H171V224H170V226L173 228H171L170 226H167V224H165L166 223V219L168 220V221H172V211L170 212L169 211V209H166L165 211H162L161 209H162V207H164V205L166 204V203H168ZM187 202V203H186ZM191 202V203H190ZM201 202V203H200ZM205 202V203H204ZM211 202V203H210ZM8 203L10 204L11 203V201H8ZM56 203V204H55ZM112 205H111V204ZM115 203V204H114ZM158 203V204H157ZM209 203V204H208ZM219 205H221V206H217L218 204ZM241 204V203H243V204H246V205H243V204H241V205H243V210L245 211H247L246 213H244V211L240 208V207H242L241 205H237V204ZM67 204V203H66ZM108 204V205H107ZM126 204H128V205H126V206H128V207H125V205ZM215 204H217V205H215ZM232 204V205H231ZM247 204H250V206H247ZM251 204L253 205V204H255L256 206H251ZM49 205V206H48ZM116 205V207L117 208H120V209H123L124 210V212H125V214H126V211H125V209H128V211H129V214H128V211H127V214L125 215V214H123V216H124V218L122 217V216H117V215H119V210L116 208V212H115V208L113 209V207ZM124 205V206H123ZM159 205V206H158ZM195 206V207H192V206ZM231 206L230 208H226V207H222V206ZM9 206V205H8ZM111 206V207H110ZM119 206V207H118ZM198 206V207H197ZM234 206V208L236 207V209H233L232 207ZM49 207V208H48ZM103 207V208H102ZM131 207V208H130ZM185 207V208H184ZM201 207H203V208H201ZM237 207H238V209L240 208L241 210L239 211V210H237ZM53 208H51V210L53 209ZM249 208V209H248ZM251 208V209H250ZM255 209V211H253L252 209ZM44 209V212H47L46 210ZM110 209V210H109ZM113 209V210H112ZM136 209V210H135ZM182 209V210H181ZM211 209V210H210ZM260 209H263V211H261L262 213V215L259 213H257ZM102 210V211H101ZM118 210V211H117ZM122 210V211H123ZM132 210V211H131ZM160 211V213H162L161 215H158L157 217H161L162 215L164 216V218L163 217H161V218H163V219H165L164 220V222L162 221V220H160V219H158V218H156V215H154L153 214V212L155 211ZM177 210V211H178ZM184 210V211H183ZM208 210H210L211 212H213V213H211V212H208ZM252 210V211H251ZM109 211V212H108ZM114 213H113V212ZM191 211V212H190ZM257 211V212H256ZM71 212V213H70ZM103 212V213H102ZM149 212L151 213V215L149 214ZM154 212V213H155ZM178 212V213H179ZM218 212H220L219 214H218ZM248 212H249V214H248ZM260 212V211H259ZM71 215H70V214ZM117 213V214H116ZM147 213H148V215H147ZM187 213H186V215H187ZM194 213V214H193ZM222 213H224V214H222ZM226 213V214H225ZM229 213V215H227ZM57 214V215H58ZM61 214H62V216H61ZM64 214H66V215H64ZM107 216H106V215ZM116 214V215H115ZM132 214H134V215H132ZM237 214H239V215H237ZM104 215V216H103ZM113 215H115V216H117V217H115L116 219H117V221L116 220H114L115 221V223H114V221L112 222H110L109 221V218H107V217H111V216H113ZM129 215V216H128ZM167 216V218H166V216ZM191 217H190V216ZM194 215V216H193ZM256 215V216H255ZM71 216H73V217H71ZM126 216H128L129 218H127ZM196 216V217H195ZM220 216H221V218H220ZM231 216V217H230ZM60 217V218H59ZM63 217V218H62ZM65 217V218H64ZM66 217H68V220H67V218ZM105 217V218H104ZM119 217V218H118ZM178 217V218H177ZM199 217H200V219H199ZM225 217V218H224ZM226 217H228V218H226ZM236 217H239L242 221L243 220H245V222L247 223L248 222V226H244V228H242V227H240V225H238V226H234V225H237V224H235V223H233L234 221L237 223L238 222V224H241V226L243 225V224H246V223H244V222H241V221H239L238 219H235L234 220V218H236ZM241 217H248V218H241ZM62 218V219H61ZM99 218V219H98ZM127 218V219H126ZM203 218H207V219H209V218H211L212 220H206V219H203ZM213 218H216L217 220H215V219H213ZM232 218H233V220H232ZM71 219H73L74 221H75V224H74V221L73 220H71ZM85 219V220H84ZM92 219V220H91ZM130 219H132V218H130ZM197 219L199 220V223L197 222ZM218 219H221V220H218ZM223 219V220H222ZM225 219V220H224ZM227 219H228V221H227ZM249 219V221H247ZM251 219V220H250ZM257 219V220H256ZM259 219V220H258ZM67 220V221H66ZM108 220V221H107ZM122 220H123V222H122ZM128 221V223H127V221ZM188 220H190V222H188ZM206 220V221H205ZM61 221V222H60ZM62 221H63V223H62ZM71 222V224H70V222ZM78 221V222H77ZM92 221V222H91ZM96 221H99V222H96ZM255 221H256V224L258 225H256V224H254L255 223ZM68 224H66V223ZM77 222V223H76ZM82 222V223H81ZM93 222H95V223H93ZM109 222V223H108ZM118 222V223H117ZM208 222H211L212 223V225L214 226H217V227H213L212 225H210V224H208ZM216 222H218L219 224H221V225H217V223ZM229 222V223H228ZM7 223H9V222H7ZM79 223V224H78ZM90 223H92V225L90 224ZM98 223V224H97ZM101 223V224H100ZM112 223V224H111ZM126 223H127V225H126ZM150 223H152L153 224V226H150V228H157V229H155V230H153L154 232H156L157 234H153V231L151 230V229H149V224ZM164 223V224H163ZM168 223V222H167ZM192 223H195V224H192ZM198 223V224H197ZM202 223V224H201ZM204 223H207L208 225H210V226H208L207 225V228L208 227H211L212 229H207V228H204L205 226H206V224L205 225H203ZM249 223H251V224H249ZM67 225V227L65 226H63V225ZM97 224V225H96ZM125 224V225H124ZM160 224V225H159ZM187 224V225H186ZM188 224H189V226H191V228L188 226ZM197 224V225H196ZM225 225V226H223V225ZM233 224V225H232ZM253 224V225H252ZM61 225V226H60ZM71 225V226H70ZM82 225V226H81ZM101 225V226H100ZM103 225V226H102ZM168 225H169V223H168ZM175 225V226H174ZM200 225V226H199ZM4 226H6V227H4ZM13 226V225H12ZM11 226V223H10V225H8L7 226V224L6 223H4V225H1V227L3 228H1L0 227V247L2 248V246H3V248L4 249H0V252L1 251H3V252H1L0 253V264H8V262L10 261L11 262V260L13 259V258H10L12 255H13V253H14V255H15V257L17 256V254H18V252H16L15 251V249H14V245H10V244H13V241H12V239L13 238H11V237H13V236H15L13 233L15 232V230H14V227H16L15 225L12 227ZM63 226V227H62ZM111 226V227H110ZM124 226V227H123ZM133 226H143V229L137 234V231L135 230V232H134V230L132 229V227ZM199 226V227H198ZM203 226V227H202ZM233 226V227H232ZM251 226V227H250ZM256 226V227H255ZM13 229H12V228ZM72 227V228H71ZM75 227V228H74ZM78 227V228H77ZM83 227V228H82ZM100 227V228H99ZM106 227V228H105ZM114 227V228H113ZM127 227H131V229H129V228H127ZM148 227V228H147ZM165 227H167V228H169V229H166ZM193 227H194V229H193ZM221 227V228H220ZM226 228L225 229V231H223L224 229L223 228ZM231 227V228H230ZM245 227H247V228H245ZM250 227V228H249ZM8 228V229H7ZM64 228H66L65 230H64ZM74 228V229H73ZM96 229V230H94V229ZM108 228V229H107ZM134 228V227H133ZM233 228H235V229H240V230H235V229H233ZM257 228V229H256ZM2 229V230H1ZM68 229V230H67ZM82 229V230H81ZM100 229V230H99ZM105 229H107V230H105ZM137 229V228H136ZM176 229V230H175ZM191 229H193L192 231H191ZM203 229H204V231H203ZM205 229L206 230H208V231H206L205 232ZM217 229H219V231H217ZM228 229L230 230V231H228ZM246 229V230H245ZM252 229V230H251ZM258 229H261L260 231L258 230ZM14 230V231H13ZM62 230V231H61ZM71 230H72V232H71ZM78 230V231H77ZM90 230L93 232V234H92V232H90ZM124 230H125V232H124ZM131 230H133V232L131 231ZM158 232H157V231ZM215 230V231H214ZM235 230V231H240V232H238L239 234H241L242 233V237H241V235H238V233L237 232H233V231ZM248 230V231H247ZM60 231V232H59ZM66 231V232H65ZM82 231H84V232H82ZM88 231V232H87ZM105 231V232H104ZM112 231V232H111ZM3 232V233H2ZM79 232V234H77ZM81 232V233H80ZM104 232V233H103ZM108 232H110V233H108ZM117 232H120V233H117ZM130 232V233H129ZM131 232L133 233V234H131ZM141 232H147V233H144V234H146V235H148L149 236V233H150V235L153 237H148V236H141L142 234H140ZM192 232V233H191ZM202 232H205L206 233V236H207V234H208V232H210V234H212V235H209V236H205V234L204 233H202ZM261 234H260V233ZM5 233H9V235H7V234H5ZM76 233V234H75ZM98 233H100V234H98ZM113 233V234H112ZM124 233V234H123ZM126 233V234H125ZM162 233H163V237L162 238H166V239H162L161 238V236H162ZM177 233V234H176ZM221 233V234H220ZM250 233V234H249ZM251 233H255L254 235L253 234H251ZM12 234H13V236H12ZM69 234V233H68ZM96 234V235H95ZM102 234H104V235H106V237H104V235H103V237H102ZM114 234H115V236H114ZM131 234V235H130ZM140 234V235H139ZM160 234V235H159ZM196 234V235H195ZM222 234H224V236L222 235ZM243 234L245 235V236H243ZM257 234V236H255ZM7 235V236H6ZM75 235V236H74ZM82 235V236H81ZM92 235L94 236V237H96V241L94 240V237H92ZM109 235V236H108ZM113 235V236H112ZM118 237H117V236ZM135 235V236H134ZM171 235H172V237H171ZM192 235H194L196 238H194V236H192ZM229 235V236H228ZM250 235L251 236H254L255 237V239L257 238L258 240H262V241H260L259 243L261 244L260 246H262V248H260L259 247V243L257 242V241H255V247L259 250V252H257L258 250L254 247V237L253 238H251L250 237ZM5 236H6V238H5ZM99 236H101V238L99 237ZM130 236V237H129ZM137 236V237H136ZM157 236H158V238H161V239H158L157 238ZM213 237V240L214 241H212L211 239H212V237ZM225 237V238H223V237ZM233 236V237H232ZM238 236H240L242 239H244V240H242L241 241V243H240V241L239 240H241V238L240 237H238ZM2 237V238H1ZM4 237V238H3ZM81 237V238H80ZM98 237V238H97ZM113 237V238H112ZM116 239H115V238ZM124 237V238H123ZM135 238L136 237V239L137 238H141V240L143 241V242H147L148 244H147V248L148 247H150L149 248V252L148 251H144V250H139V249H143V247L145 246V243H141V244H139V246L141 247H139V249L137 248V251H136V244H138L139 243V240L140 239H138V242H137V240L136 239H134L133 240V238ZM170 237V239H167V238H169ZM208 237H210L211 239H209V241L207 240V238ZM220 237V238H219ZM229 237V238H228ZM15 238V237H14ZM80 238V239H79ZM84 238H85V240H84ZM103 238H106V240L105 239H103ZM112 238V239H111ZM126 238V239H125ZM157 238V239H156ZM174 238H176L175 239V241L173 240ZM227 238V240H228V244L230 243V245L231 244H233L232 242V240H234V247H233V250L231 249V247H230V245H227V240H225ZM232 238H234V239H232ZM246 238H248V239H246ZM5 239V240H4ZM9 239V240H8ZM10 239H11V241H10ZM93 239V240H92ZM101 239H103L102 241H101ZM121 239V240H120ZM132 239V240H131ZM147 239H151V240H147ZM179 241H178V240ZM193 239H195V240H193ZM254 239V240H253ZM4 240V241H3ZM6 240L8 241V243L6 242ZM83 240V241H82ZM112 240H115V241H112V243H113V245H112V243H111V241ZM125 240V241H124ZM136 240V241H135ZM146 240V241H145ZM203 240H205V241H207L208 243H210V244H208V245H210V246H208V248L209 249H213L212 250V252L213 253H211V254H213V260H211V258L212 257H210V255H209V249H207V246L204 244V241ZM89 241H93L92 243L91 242H89ZM95 241V242H94ZM98 241H101V242H103V243H101V242H98ZM117 241V242H116ZM120 241V242H119ZM121 241H123L122 243H121ZM135 241V242H134ZM151 241V242H150ZM155 241V244H158V246L157 247H155L154 245V242ZM158 241H160V243L161 242H163V243H156V242H158ZM189 241V242H188ZM195 242V243H192V242ZM12 242V243H11ZM79 242V243H78ZM116 242V243H115ZM137 242V243H136ZM164 242L166 243V248H165V244H164ZM172 244H171V243ZM212 242V243H211ZM215 242V243H214ZM223 244H222V243ZM257 242V243H256ZM74 243V244H73ZM85 243V244H84ZM100 243V244H99ZM107 243V244H106ZM118 243V244H117ZM120 243V244H119ZM133 244V246L131 247V245ZM150 243H151V246H150ZM175 243H177V244H175ZM243 243V244H242ZM102 244H103V248H101L102 247ZM124 244H125V246H124ZM134 244H135V247H134ZM162 246V245H164V246H160V245ZM167 244H168V246H167ZM195 244H198V245H195ZM200 244V245H199ZM205 245L206 247H203L202 245ZM211 244H213L214 246H212ZM242 244V247L244 246V247H247L246 248V251L244 250V247L242 248L240 245ZM6 245V246H5ZM10 247H9V246ZM78 245V246H77ZM81 245L83 246L82 248H81ZM110 245H112V246H110ZM123 245V246H122ZM127 245V246H126ZM143 247H142V246ZM152 245L154 246V247H152ZM246 245V246H245ZM77 246V247H76ZM93 246H94V248H93ZM97 246H99L98 248H97ZM108 246H110V247H108ZM120 246V247H119ZM222 246V247H221ZM9 249H8V248ZM74 247H76V248H74ZM87 248V250H86V248ZM114 247V249H112ZM115 247H117L119 250H117V248H115ZM146 247H144V249H146ZM175 247V248H174ZM213 247V248H212ZM225 247L227 248L226 250H225ZM80 248V249H79ZM93 248V249H92ZM107 248H109V249H107ZM132 248V249H131ZM161 248V249H160ZM163 248H164V250L166 249V251H163ZM170 248V249H169ZM191 248V249H190ZM199 248V250L201 249V251H197L196 249H198ZM77 249V250H76ZM107 249V250H106ZM168 249V250H167ZM175 249V250H174ZM214 249H215V252H214ZM241 249H242V251H243V253H241L242 251H241ZM9 250H12V251H10L11 253H7V252H9ZM76 251V252H74L73 253V251ZM79 250V251H78ZM90 250V251H89ZM92 250L94 251V252H92ZM114 250V253L112 252ZM133 250V251H132ZM147 250V249H146ZM191 250V251H190ZM204 250V251H203ZM249 251V253H251L252 255H253V257L255 258V260L253 259V257H252V255H249V253H248V251ZM251 250V251H250ZM6 251V252H5ZM15 251V252H14ZM95 251H96V253H95ZM109 251V252H108ZM119 251H122V252H119ZM126 251V252H127ZM180 251H184L183 253L182 252H180ZM208 251V252H207ZM227 251V252H226ZM71 252V253H70ZM106 252L108 253V254H106ZM160 252V253H159ZM165 252V253H164ZM177 255H179L178 257H177V259H175L176 258V254ZM181 253V255H180V253ZM230 252H232L233 253V256H235V258L234 257H232V255L230 254ZM111 253H112V255H111ZM185 253V254H184ZM198 253V254H197ZM202 253V254H201ZM223 253V254H222ZM227 253V254H226ZM260 255H259V254ZM7 254H9V256H7ZM11 254V255H10ZM75 254H77V255H75ZM97 254H98V256H97ZM118 254V256L116 257L115 255H117ZM163 254H169L168 255V257H166V256H163ZM171 254V255H170ZM186 255V256H184V255ZM245 254V256L247 257V259H244V258H246V257H243V255ZM14 255H13V257H14ZM19 255V254H18ZM77 256V257H75V256ZM106 255V256H105ZM107 255H109V257H107ZM111 255V256H110ZM152 255H150V257H149V255L147 256V257H149V259L152 257ZM176 255V256H175ZM4 256V257H3ZM95 256V257H94ZM97 256V257H96ZM100 256V257H99ZM104 256H105V258H104ZM115 256V257H114ZM141 256V257H140ZM144 254H142V255H138L135 259H134V261H133V259H131L130 258V260H132V261H130V262H128L127 260H129V259H124V260H126L127 262H128V264L130 263L131 264V262L133 263V264H150V261H149V259L146 257ZM173 256V257H172ZM180 256H182V257H180ZM215 256V257H214ZM69 257H70V259H69ZM99 257V258H98ZM113 257V258H112ZM67 258V259H66ZM98 258V259H97ZM103 258V259H102ZM137 258H140V260L139 259H137ZM186 258V259H185ZM76 259V260H75ZM94 259V260H93ZM96 259V260H95ZM100 259H101V261H100ZM139 260V261H137V260ZM157 259H154V260H157ZM188 259V260H187ZM201 259H203L202 261H201ZM220 259H221V261H223V262H221L220 261ZM70 260V261H69ZM73 260V261H72ZM123 260V261H124ZM186 260H187V262H186ZM236 261V263L235 262H233V261ZM250 262H248V261ZM258 261V263H256L255 261ZM63 261L65 262V263H63ZM67 261V262H66ZM79 261V260H78ZM125 261V262H126ZM137 261V262H136ZM160 261V260H159ZM179 261V262H178ZM201 261V262H200ZM245 261V262H244ZM9 262V263H10ZM74 262V263H73ZM167 262H169V263H167ZM181 262V263H180ZM79 263H80V261H79ZM106 264H107V262H105ZM27 264H29V262H27ZM82 264H86L85 262H83Z\"/></svg>","mask_w":264,"mask_h":264},{"label":"bare ground","instance_id":"obj_2","mask_svg":"<svg viewBox=\"0 0 264 264\" xmlns=\"http://www.w3.org/2000/svg\"><path fill=\"white\" fill-rule=\"evenodd\" d=\"M15 1H16V0H15ZM21 1H22V0H21ZM26 1L28 2L29 0H25V3H26ZM34 1H35V0H34ZM36 1L38 2V0H36ZM40 1L42 2V4H43V3H44V4L46 3V6L43 4V5L45 6V8L49 5V3H47L49 0H39V2H40ZM50 1H52V0H50ZM54 1H55V3H56V0H53V1H52L53 4H54ZM63 1H64V4H65V5H67V6H70V5H71V6H70L71 11L73 10L72 14L75 15V16L78 14V15H77V16H78L77 19H78L79 21H80L79 16H82V15L85 14L86 12H89L88 8H90V5H91V4H93V5H95V4L98 5L97 9H99V7H100V8H103V7H105V5H107V4L109 3V2H107V3L104 2V0H62V2H63ZM111 1H112V2H111L112 4H113V2L115 1L114 4H113V5H114L113 7L116 8V6H118L117 10H118V9H121V8H123L124 10L131 9L130 12H131V13H135L136 11H133V12H132V10H134L133 8L136 7L137 11H138V12H141V13H140L141 16H143V15H142V12H143V14H146V15L143 16L144 18L146 17V19H147V16H149V13H150V16L152 15L151 13H153L152 8H151V9L149 8V11H150V10H152V11H151V12L148 11V12H149L148 15H147V13H144V12L147 11V8H148L147 6H149V5H150V6H153V5L156 4V2H155L154 0H145L144 2L147 1L146 4L143 2V0H140V4H141V6H139V5H140V4H139V1H138V2H135V0H134V1H133V0H131V1H130V0H111ZM116 1H119L118 4H116ZM158 1H159V0H158ZM166 1H167V0H166ZM166 1H165V2H166ZM170 1H172V0H170ZM191 1H193V0H191ZM198 1H199V0H198ZM198 1H197V2H198ZM211 1H213V0H211ZM220 1H223V2H224L223 4L225 5V3H226L227 1H229V0H220ZM220 1H219V2H220ZM242 1H245V0H241V2H242ZM257 1H260V0H257ZM8 2H9V1L6 2L5 0H0V5L2 6L1 8H6V7H8V6H9V3L12 4V5L14 6L13 3H11V2L8 3ZM17 2H18V1H17ZM22 2H23V1H22ZM39 2H38V3H39ZM41 2H40V3H41ZM120 2H121V3H120ZM160 2H161V1H160ZM163 2H164V1H163ZM165 2H164V3H165ZM174 2L176 3V5H179V4H180V3H179L180 1H177V2L174 1ZM174 2H168V3H169L168 5H170V4L172 5ZM184 2L188 3L189 1L184 0ZM194 2H196V1L194 0ZM199 2H200V1H199ZM209 2H210V1H209ZM229 2H230V3H233L234 1H233V2H232V1H229ZM246 2H247L248 4H250V3H253V0H246ZM246 2H245V3H246ZM260 2H261V1H260ZM5 3H6V4H5ZM23 3H24V2H23ZM23 3H22V4H23ZM105 3H106V4H105ZM119 3H120V4H119ZM178 3H179V4H178ZM201 3H202V2H201ZM258 3H259V2H257V7H259V6H258ZM28 4H31V3L29 2ZM47 4H48V5H47ZM53 4H51V6H54ZM158 4H159V3H158ZM158 4H156V5H158ZM205 4H207V3H205ZM218 4H219V3H218ZM227 4H228V3H227ZM236 4H237V2H236ZM261 4H262V2H261ZM23 5H25V4H23ZM35 5H36V4H33V2H32L31 6L37 8V5H36V6H35ZM57 5H58V3H57ZM72 5L78 6V8H76V9H77L76 11H74V10H75V8H74L75 6L72 8ZM108 5H109V8H111V7H110V4H108ZM119 5H120V6H119ZM135 5H136V6H135ZM164 5H165V4H164ZM176 5L174 4V5H172V6L177 7ZM208 5H209V4H208ZM210 5H211V4H210ZM238 5H240V4L238 3ZM246 5H247V4H245L244 7H245ZM255 5H256V3H255ZM20 6H21V4H20ZM59 6H60V4H59ZM59 6H57V8H58ZM134 6H135V7H134ZM137 6H138V7H137ZM159 6H160V4H159ZM184 6H185V5H184ZM187 6H188V5H187ZM205 6H206V5H205ZM217 6H218V5H217ZM217 6H216V9H217ZM220 6H222V4H221ZM241 6H243V5H241ZM241 6H238V7H241ZM249 6H250V5H249ZM249 6H248V7H249ZM17 7H18V6H17ZM22 7H23V6H22ZM38 7H40V5H39ZM48 7H49V6H48ZM63 7H64V6H60V8H58V9H59V15H60V11L62 10ZM91 7H92V6H91ZM93 7H94V6H93ZM163 7H166V6H163ZM175 7H174V9H175ZM208 7H210V6H208ZM208 7H207V8H208ZM211 7L214 8L212 5H211ZM251 7H252V5H251ZM253 7H254V6H253ZM261 7H262V6H261ZM9 8H10V7H9ZM23 8H24V7H23ZM35 8H33V11H35V10H34ZM40 8H43V6L40 7ZM40 8L38 9V11L42 12ZM49 8H51V7H49ZM54 8H55V7H54ZM54 8H53V9H54ZM57 8H56V9H57ZM109 8H108V9H109ZM154 8H156V7H154ZM161 8H162V5H161ZM179 8H180V6L177 7L178 10H179ZM186 8H187V7H186ZM186 8H185V11L187 12L188 9H186ZM198 8H200L199 5H198ZM259 8H260V7H259ZM7 9H8V8H7ZM14 9H15V8H14ZM25 9H26V6H25ZM53 9H48V8H47V10H46V9H45V10H46L47 14H49V12L51 13V10H53ZM56 9H54V10H56ZM68 9H69V8H68ZM104 9H105V8H104ZM104 9H103V10H104ZM108 9H107V10H108ZM136 9H135V10H136ZM162 9H164V8H162ZM189 9H190V8H189ZM192 9L194 10V8H192ZM192 9H190V11L193 12ZM208 9H210V8H208ZM221 9H222V7L220 8V10H221ZM261 9H262V8H261ZM26 10H27V9H26ZM42 10H43V9H42ZM48 10H49V12H48ZM65 10H66V7H65ZM91 10H92V8H91ZM95 10H96V9H95ZM103 10H101V11H103ZM111 10H112V8H111ZM121 10H122V9H121ZM121 10H120V11H121ZM156 10H157V9H156ZM171 10H172V9H171ZM183 10H184V9H183ZM202 10H205V9H202ZM202 10H201V11H202ZM218 10H219V7H218ZM224 10H225V9H224ZM226 10H227V9H226ZM234 10H236V9H234ZM259 10H260V9H259ZM28 11H29V10H28ZM66 11H67V10H66ZM105 11H106V10H105ZM105 11H104V12H105ZM120 11H119V10H118V12L115 11V13H116V14L118 13V18H119V19H117V20H118V23H119L120 19H121L122 23H121V21H120V25H117V24H116L117 26H116V25H115V26H116V27L119 26V28H120V26H121L122 24H124V27H122V28H123V29H126V30H124V31L127 32V34L125 33L126 36H127V35H129V34L131 33V31L133 32V29L131 30V29L129 28V27L131 26L132 22H130V21H128V20H125L126 18L122 17V16L125 14V13H124L125 11L122 12V11H123V10H122V11H121L122 13H120ZM127 11H128V10H127ZM165 11H166V10H165ZM173 11H176V10H173ZM173 11H171V12H173ZM190 11H188V12L190 13ZM25 12H26V11H25ZM35 12H36V11H35ZM40 12H39V13H40ZM95 12H96V11H95ZM111 12H112V11H111ZM130 12H128L127 14H129ZM138 12H137V13H138ZM169 12H170V8H169ZM171 12H170V13H171ZM195 12H197V10H195ZM207 12L209 13V11H207ZM219 12H221V14H222V13H225V12H222V11H219ZM219 12H218V13H219ZM237 12H239V11H237ZM237 12L234 11L233 13L235 14V13H237ZM248 12H250V11H248ZM257 12H258V11H257ZM18 13H19V12H17V10L13 11V10H10V9L0 11V33H2V34H3V33H4V34L6 33V34H12V35L15 34V35H16L17 30H18L17 27H16V26H17L16 24H19V22L25 24V22H26V21L24 22V21L22 20V19H23V18H22V15H23L24 13H22V11L20 12V14H22V15H19ZM30 13H31V11L29 12V15H30ZM56 13H58V11H57ZM56 13L54 12L53 14H56ZM89 13H94V12H93V11H90ZM98 13H99V12H98ZM100 13H101V12H100ZM100 13H99V14H100ZM123 13H124V14H123ZM137 13H135V14H137ZM166 13H167L168 15L170 14V13H168V12H166ZM173 13H174V12H173ZM173 13H172V14H173ZM180 13L182 14V11H181ZM180 13H179V12H177L176 14L174 13L176 19L178 18V20H179V21H178L179 24H180V22H183L184 20H185V23L188 24V22H186V21L189 20L190 18H192L193 15H195V14L190 13L192 16H191V17L188 16V18H187V20H186V19L184 18V16H186V14H185L184 16H181ZM193 13H194V12H193ZM216 13H217V11H216ZM226 13H227V12H226ZM231 13H232V12H231ZM258 13H259V12H258ZM32 14H33V13H32ZM32 14H31V15H32ZM42 14H45V12H43ZM47 14H45V15H47ZM67 14H68V13H67ZM67 14L62 13V11H61V15H62V17H63V15H65V17H66ZM79 14H82V15H79ZM109 14H110V12H109ZM113 14H114V13H113ZM116 14H115V15H111V16L109 15V17H108L109 19H108V18H105V19H104V18L101 17V18H102L101 21H103V22L105 21V24H106V23L108 24L109 21H110V22L112 21V20H110V18H114V17H115V19H116V17H117ZM119 14H121V17H120ZM127 14H125V15L127 16ZM162 14H163V13H162ZM167 14H165V15H167ZM190 14H188V15H190ZM198 14H199V11H198ZM202 14H204V11H203ZM211 14H212V13H211ZM239 14H241V13L239 12ZM243 14H247V11H246V13H243ZM259 14H260V13H259ZM24 15H25V14H24ZM27 15H28V13H27ZM27 15H26V16H27ZM49 15H50V14H49ZM49 15H48L47 17L51 18V17H52V14L50 15L51 17H50ZM57 15H58V14H57ZM94 15H95V14H94ZM94 15L91 16V14H90V15L87 14V17H88V16H91V20H93V19L97 20L96 18H98L99 16H101V15L98 16V14H96L97 17H96V15H95L96 18H94V17H93ZM125 15H124V16H125ZM137 15H138V14H137ZM140 15H139V16H140ZM163 15H164V14H163ZM179 15L181 16V18L183 19V21H182V20L180 21L181 18L179 19ZM200 15H201V14H200ZM200 15H199V16H200ZM263 15H264V14H263ZM263 15H261V16H263ZM10 16H12L13 19H12ZM33 16L35 17L34 14H33ZM68 16H70V14H69ZM68 16H67V17H68ZM103 16H104V15H103ZM105 16H106V15H105ZM107 16H108V14H107ZM113 16H114V17H113ZM139 16H136V18L139 17ZM141 16L138 18L139 20H137V21L140 22V23H141L140 20L143 19V17H142V19H140ZM150 16H149V18L151 19L152 16H151V17H150ZM177 16H178V17H177ZM199 16H194V17L197 18V19L199 18V20H201V19H205L204 16H202V17H201V16L199 17ZM209 16H210V15H209ZM209 16H208V17H209ZM222 16H223V15H222ZM222 16H219V17H222ZM225 16H227V18H228V17L231 16V15H224L223 17H225ZM27 17H28V16H27ZM57 17H58V16H57ZM92 17H93V19H92ZM128 17H130V15H129ZM133 17H134V15L132 14V17H131V18H133ZM153 17H154V16H153ZM194 17H193V19H194ZM233 17L237 18V16H233ZM257 17L259 18V16H257ZM10 18H11L12 20H9ZM29 18H30V17H29ZM42 18H43V17H42ZM42 18H41V19H42ZM45 18H46V17H45ZM53 18H54V16H53ZM58 18H59V17H58ZM58 18L55 17V19H56L57 21L60 20V21H58L59 23L65 21V26L69 29V32H70V30L73 31V29H70V27L73 28V27H72L73 25H70V26H69L68 23H70V24H71V23H74V24H75L74 20H72V19L69 17V19H70L69 21L72 20V22H68V20H64V18L62 19V18L60 17L62 20H61V19H58ZM82 18H86V15H85V17H82ZM123 18H124V19H123ZM131 18H129V19L132 20V21H133V19H135V17H134L133 19H131ZM149 18H148V20H149ZM156 18H157V17H156ZM164 18H167V19L169 20V22H170V20H171V19H169L168 17H164ZM164 18H163V16H162V18L160 17L159 19L165 22ZM217 18H218V17H217ZM34 19H36V17H35ZM37 19H38V17H37ZM89 19H90V18H89ZM89 19H88L87 21H89ZM99 19H100V18H99ZM106 19L109 20V21H107ZM115 19H114V20H115ZM122 19L125 20L126 24H128V23L130 22V23L128 24V25H129L128 28H127L128 25H126L125 22L123 23V20H122ZM157 19H158V18H157ZM159 19H158V21H160ZM174 19H175V18H174ZM211 19H212V18H211ZM219 19H220V18H219ZM229 19H230V18H229ZM232 19H233V18L230 19V20H231V23L235 21V20L232 21ZM263 19H264V18H263ZM7 20H8V21H7ZM32 20H33V19H32ZM46 20H47V19H46ZM46 20L43 19L42 21H46ZM78 20H75V21H78ZM81 20H84V19H81ZM117 20H115V22L112 21V23L114 22V24H115V23L117 22ZM155 20H156V19H155ZM172 20H173V19H172ZM172 20H171V21H172ZM212 20H213V19H212ZM224 20H225V19H224ZM259 20H260V19H259ZM261 20H262V19H261ZM21 21H22V22H21ZM40 21H41V20H40ZM48 21H49V20L46 21V22H47V25H50V23H49L50 21H49V22H48ZM57 21H56V24H58ZM106 21H107V22H106ZM144 21H145V20H143V22H144ZM146 21H147V20H146ZM149 21H150V20H149ZM158 21H156V23H157ZM194 21H195V19H194ZM194 21H193V22H194ZM205 21H207V18H206ZM216 21L219 22V20H216ZM27 22H28V21H27ZM27 22H26V23H27ZM33 22L35 23V22H37V21H36V20H33ZM66 22H67V25H66ZM89 22H90V21H89ZM91 22H92V21H91ZM95 22H96V21H95ZM97 22L99 23V21H97ZM97 22H96V23H97ZM103 22H102L101 24H103ZM110 22H109V23H110ZM154 22H155V21H154ZM160 22H161V21H160ZM174 22H177V21L174 20ZM174 22H171V23H169L168 25H166V28H170V29L173 28V29H175V28H176V25H177L178 23H174ZM193 22L191 21V22H189V23H191V25L193 26V25H194V24H192ZM196 22H197V21H196ZM196 22H195V23H196ZM201 22H202V21H201ZM213 22H215V21H213ZM221 22H224L223 19L221 20ZM221 22L219 23L220 25H221ZM225 22H226V20H225ZM225 22H224V23H225ZM237 22H238L237 24L240 23V21H237ZM241 22H242V24H243L245 21H242V20H241ZM247 22H249V21H247ZM31 23H32V22H30V24H31ZM48 23H49V24H48ZM78 23H79V22H78ZM78 23H77V24H78ZM86 23H88V22H86ZM86 23H85V25H86ZM92 23H94V22H92ZM92 23H91V24H92ZM96 23H95V24H96ZM112 23H111V24H112ZM140 23H139V24H140ZM152 23H153V21H151V24H152ZM166 23H167V22H166ZM172 23L175 24V25L173 24V25L175 26V28H174V26H173V27H170V24H172ZM183 23H184V22H183ZM202 23H204V22H202ZM206 23H207V22H206ZM235 23H236V21H235ZM258 23H261V22H258ZM27 24H29V23H27ZM30 24H29V25H25V26H27L28 28H29V27L31 28V26H33V24H32L31 26H30ZM60 24H61V23H60ZM88 24H89V23H88ZM95 24H92V25H95ZM101 24H100V25H101ZM107 24H106V25H107ZM139 24H136V25H139ZM153 24H154V23H153ZM240 24H241V23H240ZM20 25H21V24H20ZM34 25H35V28H32V29H36L37 25H38V26L41 25V27H38V28L40 29V28L43 27L42 25H44V24H40V25H39V23H38L37 25H36V24H34ZM79 25H82V24L80 23ZM96 25H97V26H93L92 28H93V29L98 28V24H96ZM108 25H109V24H108ZM144 25H145V23H144L143 25H141V26H144ZM155 25H157L159 28H161V27H162L161 25H163V24H162V22H161L160 25H158V24H155ZM183 25H184V24H183ZM191 25H190V27H189V25H187L189 28H188V29H185V30H186V35L188 34V31H189V33H192L191 30H190ZM204 25H206V24H204ZM204 25H203V26H204ZM208 25H209V24H208ZM214 25H216V24H214ZM228 25H229V24H228ZM245 25H246V24H245ZM257 25H258V24H257ZM21 26L23 27V24H22ZM21 26H20V28H21ZM25 26H24V27H25ZM56 26H57V25H56ZM61 26H62V25H61ZM63 26H64V25H63ZM65 26H64V27H65ZM68 26H69V27H68ZM103 26H105V25H103ZM133 26H135V25H134V22H133ZM133 26H131V27H132V28H137V29H136V33H137L138 35H139L140 33H141V34H148V35H149V34H150V31H152L150 35H153V36H157V35H158V34H157L158 31L152 30V29H150V28L148 29V27L145 28V27H141L140 25H139V27H138V26L133 27ZM164 26H165V24H164ZM168 26H169V27H168ZM181 26H182V25H181ZM181 26L178 25L177 28H180V30H181ZM185 26H186V25H185ZM187 26H186V28H187ZM203 26H202V27H203ZM231 26H232V25H231ZM248 26H249V25H248ZM27 27H26V28H27ZM49 27H51V26H49ZM78 27H80V26H78ZM100 27H102V25H101ZM109 27H111V26H109ZM149 27H151V26L149 25ZM193 27H194V26H193ZM193 27H192V28H193ZM218 27H219V26H218ZM232 27H233V26H232ZM243 27H244V26H243ZM30 28H29V29H30ZM53 28H54V25H52L51 29H53ZM104 28H105V27H104ZM104 28H103L102 30H104ZM112 28H113V27H112ZM112 28H111L110 31H113V30H114V29H112ZM151 28H152V27H151ZM153 28H154V26H153ZM177 28H176V30H177ZM195 28H196V25H195ZM195 28H194V29H195ZM199 28H200V30H201V26H200ZM207 28H208V27H207ZM207 28H206V29H207ZM215 28H217V27H215ZM246 28L249 29V27H246ZM246 28H245V29H246ZM16 29H17V30H16ZM39 29H37V30H39ZM51 29H50V31H52ZM55 29H56V28H55ZM62 29H63V27H62L61 29L59 28V30L57 29V31H56V30H55V31L58 32V31H60V30H62ZM68 29H67V32H65V31H66L65 28L63 29V30H65L64 32H65L66 34L68 33ZM79 29H80V28H79ZM98 29H99V28H98ZM117 29H118V28H117ZM123 29H122V30H119V32L113 31V33L116 32L117 34H118V33L121 34V33H123ZM163 29H164V28H163ZM183 29H184V27L182 28V30H183ZM194 29H193V30H194ZM19 30H20V29H19ZM19 30H18V31H19ZM47 30H48V29H47ZM47 30H45V31H47ZM81 30L84 31L83 28H81ZM81 30H80V32H81ZM88 30L90 31V30H92V29L89 28ZM88 30H87V31H88ZM127 30H128V31H127ZM217 30H219V29L217 28ZM220 30H221V29H220ZM249 30H250V29H249ZM24 31H25V33H27L26 30H20V31H19L20 33H19V34H21V32L24 33ZM35 31H36V30H35ZM40 31H41V30H40ZM55 31L53 30L52 32L54 33ZM72 31H71V32H72ZM110 31H109V30H104L105 33L110 32ZM120 31H121V32H120ZM153 31H155L154 34H157V35H154V34H153ZM195 31H197V29H196ZM210 31H211V29H210ZM210 31H207V32H210ZM247 31H248V30H247ZM41 32H42V31H41ZM41 32H39V33H41ZM47 32L49 33V31H47ZM47 32H46V33H47ZM52 32H50V33L52 34ZM85 32H86V29H85ZM85 32H84V33H85ZM134 32H135V31H134ZM203 32H204V30H202V32H200V36H201V34H202ZM207 32H206V33H207ZM215 32L218 33L217 31H215ZM223 32H225V34H226L228 31L226 32V30H225V31H223ZM223 32L220 33L221 35L218 34V36L216 37L214 34H212V31H211V34L209 33V36H210V37H211L212 35L214 36V37H212L213 41H212V39H210V40L207 39L206 41H207V42H211V41H212V42H216L215 40H218V39H217L218 37L221 38L222 35H224V38H225L226 36H225V34H223ZM238 32H239V31H238ZM25 33H24V34H25ZM46 33H45V35H46ZM50 33H49V35H51ZM75 33L78 34V32H75ZM86 33H87V32H86ZM99 33L101 34L102 32H99ZM128 33H129V34H128ZM160 33L162 34L163 32H160ZM160 33H159L160 36H159V35L157 36L158 38L160 37V39L162 38V37H161L162 35H164V36L166 35V36H165L166 39H165V38H164V39L162 38V39L165 40L164 42H166V43H164V42H163V43H164V44H167V46H166V45H165V46L168 47V52H169L172 48H173V50H174V46L170 47V49H169V46H170V45H168V44L171 42V40L173 39V37H176L175 39L179 38V39H177V40H179V42L175 40L174 43H175V42H176V43L178 42L179 44H182V41H181V40H183V37H182V38L179 37V36L177 37L175 34H174L173 37H171L172 34L169 35V33H168V34H162V35H161ZM175 33H176V32H175ZM216 33H215V34H216ZM228 33H229V32H228ZM241 33H242V32H241ZM41 34H42V33H41ZM41 34H40V35H41ZM82 34H83V33H82ZM87 34L90 36L91 33H90V34L87 33ZM100 34H98V36H101ZM103 34H104V33H103ZM103 34H102V35H103ZM117 34L114 33L113 35H117ZM207 34H208V33H207ZM229 34H230V33H229ZM0 35H1V34H0ZM31 35H32V34H31ZM42 35H43V39H45V38L47 39L46 36H45V38H44V34H42ZM42 35H41V36H42ZM71 35L73 36L72 33H71ZM71 35H70V37H72ZM105 35H106V34H104L103 36H104L105 39H106V36H105ZM107 35H108V34H107ZM122 35H123V34H122ZM167 35H168L170 38H169ZM192 35H194V34H192ZM192 35H189L190 37H189L188 35H187V36H188L189 38H191V39H194V37H193V38L191 37ZM195 35H196V34H195ZM204 35H205V34H202V36H204ZM219 35H220V36H219ZM236 35H237V34H236ZM2 36H6V35H2ZM19 36H22V34L19 35ZM92 36H93V35H92ZM96 36H97V35H95V36L92 37V38H95ZM118 36H119V35H118ZM123 36H125V35H123ZM134 36H135V35H133V37H131V38H135ZM142 36H144V38H143ZM142 36L140 35L138 38L141 37V39H144V40H146V41L148 40L146 35H142ZM209 36H208V37H209ZM245 36H246V35H245ZM35 37H36V36H35ZM70 37L68 36V38H70ZM76 37H77V35H76ZM90 37H91V36H90ZM107 37H108V36H107ZM205 37H206V36H205ZM205 37H204V38H205ZM208 37H207V38H208ZM210 37H209V38H210ZM232 37H233V36H232ZM254 37H255V36H254ZM2 38H3V37H2ZM38 38H41V37H38ZM52 38H53V37H52ZM55 38H56V37H55ZM58 38H60V36H59ZM61 38H62V35H61ZM114 38H115V37H114ZM117 38H121V37H117ZM117 38H116V39H117ZM154 38H155V37H154ZM171 38H172V39H171ZM180 38H181V39H180ZM198 38H199V37H198ZM204 38H201V39H200L202 43H203V41H204ZM215 38H216V39H215ZM229 38H231V36L229 37V35H228V40H229ZM7 39H11V37H10V38L8 37ZM7 39H6V40H7ZM19 39H21V38L19 37ZM22 39H23V38H22ZM35 39H36V38H35ZM46 39H45V40H46ZM53 39H54V38H53ZM90 39H91V38H90ZM108 39H109V42H110L111 39H110V38H108ZM108 39H107V41H108ZM126 39L129 40L128 37L125 38V40H126ZM135 39H136V38H135ZM169 39H171L170 42H169ZM184 39H185V37H184ZM221 39H222V38H221ZM231 39H232V38H231ZM248 39H249V38H248ZM0 40H1V38H0ZM12 40H13V38L11 39V41H12ZM16 40H17V39H15L14 41H16ZM66 40H67V39H66ZM72 40H73V39H72ZM74 40H76V39H74ZM78 40H79V39H78ZM82 40H83V39H82ZM133 40H134V39H133ZM151 40H153V38H152ZM151 40L147 41L148 43L150 42V43H149L150 45L153 44L154 46H156V45L158 44V45L156 46L157 48H156V47H152V48H154V50H155V48L158 49V46H159L160 42H161L160 45L163 44V43H162V40H160V41H159V40H158V41H154V43H155L156 45H155L153 42H152V44H151ZM166 40H168V41H166ZM173 40H174V39H173ZM173 40H172V43H170V44H173ZM186 40H188V43H190V42H189L190 40H189L187 37H186V39H185L184 41H186ZM195 40H196V39H195ZM195 40H191V43H192V41L194 42ZM200 40H199V41H200ZM202 40H203V41H202ZM226 40H227V39H226ZM234 40H235V39H234ZM237 40H238V39H237ZM14 41H12V42H9V41L7 42V41H6V42H7V44L9 45V44H11V43H14ZM19 41H20V40H19ZM22 41H23V40H22ZM36 41H38V40L36 39ZM67 41H69V40H67ZM67 41H66V42H67ZM105 41H106V40H105ZM107 41H106V42H107ZM115 41H116V40H115ZM134 41H135V40H134ZM137 41L139 42L140 40L137 39ZM180 41H181V42H180ZM229 41H230V40H229ZM6 42H5V41H0V52H1V50L4 48V46L6 45ZM29 42H30V41H29ZM38 42H39V41H38ZM50 42H52V41H50ZM71 42H72V41H71ZM76 42H77V41H76ZM76 42H75V43H76ZM78 42H79V41H78ZM97 42H101V44L103 43L101 40H100V41L97 40ZM112 42L114 43V41H112ZM131 42H133V41H131ZM138 42H137V44H138ZM157 42H158V43H157ZM196 42H198V41H196ZM196 42L193 43L194 45H193V44L190 45V44H188L187 42H186V43H187L188 45H186L185 42H183V43H184L183 46L186 45V46L188 47V46L190 45V46H192V47H193V46H197V48H198L199 46H198V44H197ZM212 42H211L210 44L214 46V44H212ZM217 42L219 43V41H217ZM256 42H257V43H256ZM256 42H253V43H254L253 46H255V43H256V44H258V43L260 44V42H258V41H256ZM263 42H264V41H263ZM46 43H47V42H46ZM64 43H65V42H64ZM83 43H84V42H83ZM121 43H122V42H121ZM141 43H143V41H142ZM205 43H206V42H204V45H203L202 47H204V46L206 45ZM248 43H249V42H247V44H248ZM22 44H25V45L27 46V45H28V42H27V41H23L22 43H15V44L12 45V47H13V48H16L17 46H20V45L22 46ZM51 44H52V43H51ZM61 44H62V43H61ZM66 44H67V43H66ZM66 44H65V45H66ZM92 44H93V43H92ZM96 44H97V46H98V43H96ZM114 44H115V43H114ZM127 44H130V43H127V42H126V45H127ZM132 44H133V43H132ZM134 44H136V43H134ZM149 44H148V45H149ZM196 44H197V45H196ZM200 44H201V43H199V45H200ZM207 44H209V43H207ZM210 44H209V45H210ZM216 44H217V43H216ZM219 44L222 45L221 43H219ZM219 44H218L217 46L215 45V46L217 47V49L221 48V47L219 46ZM30 45H31V44H30ZM53 45H54V44H53ZM68 45H69V44H68ZM71 45L74 46L73 44H71ZM111 45H112V43H111ZM145 45H146V43H145ZM150 45H149V48H150ZM153 45H152V46H153ZM173 45H175V44H173ZM240 45H241V44H240ZM245 45H246V44H245ZM245 45H244V43H243V45H242L241 47H243V48L245 49V48H246ZM249 45H250V43H249ZM251 45H252V44H251ZM39 46H40V45H39ZM41 46H42V45H41ZM59 46H61V45H59ZM59 46H58V47H59ZM76 46H77V45H76ZM102 46H103V44H102ZM136 46H137V45H136ZM136 46H133V48L136 47ZM140 46H141V45H140ZM143 46H144V45H143ZM190 46H189V47H190ZM218 46H219V47H218ZM226 46H227V45H226ZM238 46H239V45H238ZM263 46H264V45H263ZM5 47H6V46H5ZM66 47H67V46H66ZM66 47H65V49H66ZM69 47H70V46H69ZM81 47H82V46H81ZM92 47H94V49L97 50V48H95V47H96L95 45H94V46L92 45ZM92 47H91V49H92ZM99 47H100V45L98 46V48H99ZM113 47H114V46H113ZM137 47H139V45H138ZM176 47H179V48L181 49V47H180L179 45H178V46L175 45V48H176ZM189 47H188V48H189ZM205 47H206V46H205ZM205 47H204V49H205ZM210 47H212V46H210ZM210 47L207 48V51H209V50H211V49L213 48V47H212V48H210ZM216 47H215V48H216ZM222 47H223V46H222ZM239 47H240V46H239ZM19 48H20V47H18V49H19ZM21 48H22V47H21ZM23 48H24V47H23ZM28 48H29V47H28ZM75 48H77V47H75ZM79 48H80V47H79ZM103 48H105V47L103 46ZM111 48H112V47H111ZM120 48H125V47L123 46V47H120ZM140 48H142V47H140ZM145 48H147V46H145ZM160 48H163V49H164L165 47H164V45H163V46H161ZM160 48H159V49H160ZM183 48H185V47H183ZM190 48H191V47H190ZM197 48L194 47V49H197ZM223 48H224V47H223ZM223 48H222V49H223ZM227 48H228V46H227ZM227 48H226V49H227ZM230 48H231V49H230ZM230 48H228L227 51L230 52V53H231V52L235 53L236 56H239V55H240V58H242V56H241L242 52H243L244 55H245L246 53L248 54V52H250L251 54L254 52V51H253V52H251V51H246V52L244 53V51H242V52L240 51V54L238 55L239 50H244L243 48H242V49L239 48L238 51H236V50L238 49L237 46L235 47L236 49L234 48V46H230ZM251 48H252V47H251ZM255 48H256V46H255ZM11 49H12V48H11ZM44 49H45V48H44ZM59 49H60V48H59ZM113 49L115 50V48H113ZM113 49H112V51H113ZM137 49H138V48H137ZM166 49H167V48H166ZM191 49H192V48H191ZM194 49H193V50H194ZM200 49H201V48H200ZM208 49H209V50H208ZM226 49H225V50H226ZM229 49H230V50H234L235 52H234V51H230ZM24 50H25V49H24ZM49 50H50V49H49ZM63 50H64V49H63ZM67 50H68V49H67ZM78 50H79V49H78ZM80 50H81V48H80ZM87 50H88V49H87ZM98 50L100 51V48H99ZM130 50H131V48H130ZM133 50H134V49H133ZM142 50H144V49H142ZM142 50H140V51H142ZM147 50L149 51V49H147ZM147 50H146V51H147ZM152 50H153V49H151V51H152ZM161 50H162V49L158 50V53H159V51H161ZM176 50H177V49H176ZM176 50H174V51L176 52ZM178 50H179V49H178ZM182 50H183V49H182ZM185 50H186V48H185ZM187 50H188V49H187ZM220 50H221V49H220ZM250 50H254V49H250ZM60 51H61V50H60ZM69 51H70V50H69ZM76 51H77V50H76ZM99 51H98V52H99ZM138 51H139V50H138ZM138 51H136V52L138 53ZM140 51H139V52H140ZM171 51H172V50H171ZM179 51H180V50H179ZM194 51L196 52L197 50H194ZM211 51H213V50H211ZM211 51H210L209 53H211ZM217 51H218V50H216V52H217ZM255 51H256V50H255ZM3 52H8V51H3ZM12 52H13V51H12ZM87 52H88V51H87ZM94 52H95V51H94ZM103 52H104V51H103ZM106 52H107V51H106ZM114 52H115V54L117 53V55H119L120 53H124V52L127 53V52H131V51H127V49H123L122 52H120V50H115V51H113V54H114ZM119 52H120V53H119ZM142 52H143V51H142ZM149 52H150V51H149ZM161 52H163V50H162ZM165 52H166V51H165ZM184 52H185V51H184ZM190 52L192 53L193 51H190ZM197 52H200V51H197ZM202 52H203V50H202ZM216 52H215V50L213 51L214 54H215ZM228 52H227V53H228ZM236 52H237V53H236ZM256 52H257V51H256ZM1 53H2V52H1ZM1 53H0V54H1ZM13 53H14V52H13ZM33 53H34V52H33ZM33 53H32V54H33ZM58 53H59V52H58ZM73 53H74V52H73ZM83 53H84V52H83ZM89 53H90V52H89ZM92 53H93V52H92ZM118 53H119V54H118ZM134 53H135V52H134ZM170 53H171V52H170ZM191 53H190V54L188 53L187 55H191ZM213 53H211V54H213ZM257 53H258V52H257ZM14 54H15V53H14ZM16 54H17V53H16ZM16 54H15V56H16ZM49 54H50V53H49ZM59 54H60V53H59ZM85 54H86V53H85ZM115 54H114V55H115ZM146 54H147V52L144 53L145 56H142V55H140V56H142V57H144V59H146V58L148 57V54H147V56H146ZM150 54H151V53H150ZM153 54H155V53L153 52ZM202 54H204V56H205L206 51H205L204 53H201V54L198 53V55H199L202 59H205V61L208 62V60H209L208 55H206V56H207L206 58H203L204 56H201ZM220 54H221V55L223 54V55L225 56L226 52H225V53L220 52L219 55H220ZM231 54H232V53H231ZM231 54H229V55L226 54V55H227V59H226V60H224L225 57L222 56L221 58L224 57V58H223L224 61H223L222 59H221L222 61H219L220 58H217V62H219V63H220V62H225V61H228V60L231 59V58H236V57H234L233 54H232V56H231ZM258 54H259V53H258ZM3 55H4V54H3ZM9 55H11V54L9 53ZM34 55H35V53H34ZM80 55H81V54H80ZM111 55H112V54H111ZM117 55H116V59H115V61L120 57V55H119V57L117 58ZM127 55H130V54H127ZM175 55H176V54H175ZM177 55H178V53H177ZM179 55L181 56V53H180ZM187 55L182 54V57H183V56H186V57H187ZM194 55H196V53H194L193 55H191V57H193ZM45 56H46V55H45ZM70 56H72V55H70ZM74 56H75V55H74ZM78 56H79V55H78ZM94 56H95V55H93L92 57H94ZM102 56H103V55H102ZM105 56H106V55H105ZM122 56H123V55H122ZM140 56H139V57H140ZM163 56H164V55H163ZM163 56L161 57V59L163 58ZM168 56H169V54H168ZM168 56H167L166 59H164V60H167V58H170V57H168ZM171 56H173V55H171ZM199 56H197V57H199ZM228 56H229V58H228ZM245 56H246V55H245ZM258 56H259V55H258ZM67 57H68V56H67ZM67 57H66V58H67ZM72 57H73V56H72ZM92 57L90 58V56H88V58H90V59H88L87 57H86V58H87L88 60H93ZM112 57H114V56L112 55ZM124 57H125V56H124ZM130 57L133 58V56H130ZM149 57H150V56H149ZM149 57H148V58H149ZM151 57H152V56H151ZM157 57H158V56H157ZM230 57H231V58H230ZM253 57H254V55H253ZM17 58H18V57H17ZM95 58H96V56H95ZM101 58H102V57H101ZM101 58H100V59H101ZM114 58H115V57H114ZM114 58H109L108 61H107L108 63H107V62H106V63L109 64L110 59H112L111 62H114V63H115V61H113ZM127 58H129V57H127ZM127 58H126V57H125V58L120 57V58L118 59L119 61H117V62L120 63V64H122V62L125 61V60H127ZM132 58H131V59H132ZM135 58H136L137 60H139L137 57H134V59H135ZM140 58H141V57H140ZM171 58H172V57H171ZM174 58H175V56H174ZM176 58H178V57H176ZM176 58L174 59L175 61H176ZM187 58H189V57H187ZM207 58H208V59H207ZM210 58H211V56H210ZM214 58H215V57H214ZM243 58H244V57H243ZM22 59H24V58H22ZM54 59H55V58H54ZM103 59H104V58H103ZM106 59H107V58H106ZM120 59H121V60H120ZM122 59H123V60H122ZM149 59H150V58H149ZM180 59H181V58H179L178 60H180ZM202 59L199 61L200 64H199V63L196 64V62H198V60L192 61V64H191V62H188V65L191 64V65H190V68H189V66L187 65V63H185V64L182 63L183 65H181V63H177V64H176L175 61L172 62L170 59H169V61H171L172 63H174L173 65H174L175 67H177L178 64L182 66V69H183V70H182V69L179 67V65H178V67H179V70H178V71H179V72H183V73H184V72L187 71L186 68H189L190 70H188V72H186V73H187V75H188L189 77H192V76L194 75L193 73H194L195 71H198V70H199V71L197 72V74H198V73L202 70L203 67H204L205 70H206V64H205L206 62H204V60H203V62H204V63H203V62H202ZM29 60H30V58H29ZM51 60H52V59H51ZM65 60H68V58L65 59ZM85 60H86V59H85ZM104 60H105V59H104ZM140 60H141V59H140ZM153 60H154V59H153ZM155 60H156V59H155ZM164 60H162V61H164ZM182 60H183V59H182ZM182 60H180V61H182ZM193 60H194V59H193ZM237 60H238V59H237ZM237 60H236V61H237ZM260 60H261V59H260ZM41 61H42V60H41ZM93 61L95 62V59H94ZM98 61H100V60H98ZM121 61H122V62H121ZM127 61H128V60H127ZM150 61H151V59H150ZM211 61H212V60H209V65H210V64H213V63L215 64L214 61H213L212 63H211ZM232 61H233V60H232ZM245 61L247 62V58H246ZM25 62H27V61H25ZM29 62H30V61H29ZM31 62H32V61H31ZM54 62H55V61H54ZM61 62H62V61H61ZM86 62H87V61H86ZM88 62H89V63H88L89 65H87V63H86L84 66L80 67V68H81L80 71L77 70V71H74V72H75V73H79V72H80V74H81V73H83V72L85 71L86 73H83V74H87V75L91 78V75H89V73H88V72H90L91 70H90V71H88V70L91 69V67H94V68H95V66L92 65V66L90 67V63H91L92 61H91V62L88 61ZM100 62H101V61H100ZM117 62H116V63H117ZM125 62H126V61H125ZM129 62H130V61H129ZM147 62H148V60H147ZM152 62H154V61H152ZM166 62H167V63H166ZM166 62H165L166 67H168V66H169V64H168V60H167ZM176 62H177V61H176ZM194 62H195V64H196V70L194 69V68H195V65L193 66ZM201 62H202L203 65L205 64V66H203V65L201 64ZM13 63H14V65H15L14 58H0V115H4V114H6V116L11 115V118H10V120H8V121L5 120V119L2 117V118L5 120V122L0 123V143L7 145L6 148H7V150H8V154H9L10 150H11V151L14 150V152L16 151L17 153H22V155L19 156V157H17V154H16V152H15L16 158H13V156H11V155L9 154V155H7V159H5V160L8 161V156H9V161H8L9 163H8V164H9V165L11 164L12 167H14V168H16V169L18 170L19 167H15V166H13L15 163H20L19 161H22V159L25 158V157H27V156H29V157L31 158V156H30L29 154H30V153L32 154V152H34V151H39V150H41V149L44 150V147H45V146H48V147H49L50 144H51V143H49L50 140H51V141L53 140L52 142H54L56 139L54 140V139H52V138H54L55 136L58 137V135H59V137H60L61 139H63V140H61V142H60V139L58 140L59 143H60V145L58 144V142H57V140H56L57 145L54 144V147H53L52 144H51V146H52L53 148H55V151H51L50 149H52V148H51V146H50V147H49V152H48V153L50 154V151H51V152H53V153L55 154V152H56L55 157L57 158V160H60V162L62 161L61 163H63V164L59 163V164L62 165V166H55V165L52 163V162H53L52 160L54 159V157H53L51 154H50V155H49V154H44V151H43V150H42V153L46 156V158H44V161H45V162H44V163H41L40 166L44 165L46 162H48V164H49V163H50V164L52 163L51 165L49 164V167H48V169H47V173H49V174H55V173H57V175H58V173H59V175H62V178L65 180V183H63V184L61 185V182H59L60 185H59V187H57L58 189L55 190V192H56V193H58V192H59V193H60V192H61V193H64V192H65V194H63V196L61 197L60 202L57 203V205H56L57 208H55V207H54V208H53V207H50V208H49V207H48L49 210H50V212H48V211L45 209V205L47 204V201L50 199V197H52V196H51V193H52V192L50 191L51 193H48V194H50V197H48V196H49L48 194H47V195H44V196H43L42 194H41L42 196H41V195L38 196V194H37V195H33V193H32L33 188L38 189V187H40V186H39L36 182H33L34 180L30 179V180H29L30 183H28V181L25 180L26 178H24L25 176L22 177L23 174H24V175H26L27 173H29L30 175L32 174V173L29 172L30 170H32L31 165H30V168H31V169L28 168V164H27V169L21 167V168H22V172H21L20 169H19L18 171H19V173L21 174V177H22L24 180H23V181H21V180H19V179H18V180H19L20 183L24 182V187H26L25 183H27L28 187H27V188H24V189L21 190V191H20V189H19L20 192L18 191L19 194H18L17 196H14V194L11 192V194H13V196H11V197H7V196H9V195H8L9 193L7 192V190H6L7 193H6L4 190H2V191L0 190V227H1V225H4V223H6L7 226L10 225V223H11V226H12V225H13V226H14V225L16 226V227H14L15 232L13 233L15 236H13V234H12L13 237H11V238H13V239H12L13 244H10V245H14V249H15V251H16V252L19 251V252H18L19 255L17 254V256L15 257L16 254L14 255V253H13L14 257H13V255L10 257V258H13V259L11 260V262L9 261L10 263L8 262V264H27V262H29V264H55V262L61 260L62 257L64 258V255L66 256V254L72 249V247H73L74 245H76V244L73 243L74 245L72 246V241L75 240V239L73 238L72 235H70V232H68L69 234H68V233H67V234H64V232H63V234H59V233H58V229L60 228L59 226H57V225H59V224H57L58 219H57V217H56V216H59L58 213L61 212V213L63 214V213H64L63 211H65V209H66L67 211L71 209V210H72V213H73L72 215L74 216V218H75V216H77L76 218H77L78 221H79V220L83 217V215L86 216L87 214L90 213V210H91L92 205H93V207H94V205H97L96 203L99 204V202H97L96 200L93 201V202H92L93 199L91 200V198H92V197H91V196H92L91 193H93V194L95 193L94 189H98V190H101V192H103V193H101V194L104 195V196H102L101 194L98 195L100 192H97L98 190H96V192L98 193V194L96 193L98 199L101 200V197H106L107 199H108V198L111 199V198L109 197V192H110V191H109V190H108L109 192L105 191V190H106V187H107V184L103 187V185L105 184L103 181H98L97 183H95V180H96L95 177H98V176H95V177H94V171H91V170H85V168H86V169H90V166H88V165H91L90 163L87 164L88 167H85V166H86V163H88V161H91V158L93 157V153H91L92 150H89V148L91 149V148L93 147V145L96 144V142H95V144H93V142H91L92 139H82L83 136H80V135H79L80 133H77L76 131H74V133H75L76 135L72 132V135H71V136L68 135L67 138L64 139V136H65V135H63V138H62V137H61L62 135H60V134L66 133L69 129H71V128H70V125H69V126H61V125H60V126H55L53 129L50 128L49 126H51V125L54 123V121H55V120H54V121L51 122L52 118H54V116H53L54 114H53V113H55V112H54V111H55V110H54V109H55V108H54L55 105H52V107L54 108L53 110H52L50 107L47 108L46 105L48 104V103H47L48 101H51L50 103H53V102H55V101H61V100H62V101H65V100H68V99H69V100H72V99H73V100L76 102L75 104H74V102H73V105H72V110H73V112H74V108L76 109V110H75V112H76V113H75V114H76L75 117L77 118V120L75 121V123H79V122H81V121H82V123H83V120H85L86 118H88V120H89V122H90L89 116L91 115V113L88 112V111H86L87 108H88V106L91 104L90 102H91V94H92L91 90H92V88H90L89 85L91 86V84H92L93 82H95V81H92V79H91V81H92L91 84H89V82L86 83V81H87V80H90V79H89V77H88V78L84 77V78L87 79L86 81L84 80V81H85V82H84L85 85H83V86H81V87H80V85H79V87H80L79 89H77V90H73L72 92H69L67 95H66V94H65V95L63 94V95H64V98H63V96L61 95L62 98L59 99V97H58V98H55V97L53 98L52 95H51V96H47V98H46V96H45L46 93L44 92V94H43L42 90L40 91V92H42V93L36 92V88L39 87V85L34 84V86H32L33 81L25 80L24 77H22V78H23L22 81H24V84H29L30 82H31V83H30L29 86H28V85H27V86L25 85V87H24V85H23V87H24L25 89H22V90L20 89L19 92H16V91L13 90V87H12L14 84L11 85V87H8V83H9L11 80H13V78H12L11 80L8 78V77H9L8 72H10L9 69H11V68L13 69V67H15V66H13ZM78 63H79V62H78ZM92 63H93V62H92ZM116 63H115V64H116ZM130 63H131V65L133 64V66L136 65V64H134L133 62H130ZM139 63H140V62H139ZM143 63L145 64V62H143ZM189 63H190V64H189ZM233 63H235V62H233ZM237 63H238V62H237ZM237 63H236V64H237ZM25 64H26V63H25ZM37 64H38V63H37ZM44 64H45V63H44ZM66 64H67V63H66ZM69 64H70V63H69ZM83 64H84V63H83ZM100 64H101V63H100ZM127 64H128V66H126ZM127 64H124V63H123L121 66L123 67V69L127 67L128 69L130 68V71H132V69H131V65H129V63H127ZM137 64H138V62H137ZM151 64H152V63H151ZM230 64L233 66L232 63H230ZM236 64H234V65H236ZM238 64H240V63H238ZM249 64H250V63H249ZM249 64L247 63V65H249ZM253 64H254V63H253ZM16 65H17V63H16ZM22 65H23V63H22ZM52 65H53V64H52ZM159 65H160V64H159ZM163 65H164V64H163ZM163 65H160V66L163 67ZM173 65L171 66V64H170L171 67H168V68H174ZM184 65H186V66H184ZM198 65L200 66L201 70L198 69V68H199ZM207 65H208V64H207ZM247 65H245V66L247 67ZM17 66H18V65H17ZM34 66H35V65H34ZM34 66H33V67H34ZM97 66H98V65H97ZM107 66L110 67V65H106V64H105L104 67H107ZM112 66H113V64H112ZM112 66H111V69H113ZM115 66H116V68H115V67H114V68L116 69V72H118V71L120 72L121 69H120V70L117 69V66H118V65H115ZM140 66H141V65H140ZM140 66H139V64H138L137 66H134V67H137V68L139 67V68H140ZM142 66H143V65H142ZM164 66H165V65H164ZM201 66H202V67H201ZM210 66H211V65H210ZM226 66H228V65H226ZM249 66H250V65H249ZM27 67H28V65H27ZM30 67H31V66H30ZM55 67H56V66H55ZM109 67H108V68H109ZM119 67H120V66H119ZM150 67H151V66L149 65L148 69H149ZM161 67H160V68H161ZM178 67H177V68H178ZM184 67H185V68H184ZM222 67H225V66H222ZM229 67H231V66L229 65ZM255 67H256V66H255ZM76 68H79V67H76ZM100 68H101V67H100ZM127 68L124 69L123 71H124V73L126 72V73L128 74V73H130V71L127 72V71H128ZM160 68H159V69H160ZM204 68H203V69H204ZM207 68L209 69L210 67H207ZM24 69H26V68L24 67ZM29 69H30V68H29ZM32 69H33V68H32ZM61 69H62V68H61ZM72 69H73V68H72ZM105 69H106V68H105ZM109 69H110V68H109ZM115 69H114V72L111 71L113 74H115ZM146 69H147V68H146ZM159 69L157 70L158 72H159ZM185 69H186V71H185ZM234 69H236V68H234ZM234 69H233V71H237V70H234ZM241 69H243V71H244V68H243V67H242ZM241 69H238V71H240ZM261 69H262V68H261ZM16 70H18V69H16ZM16 70H15V71H16ZM22 70H23V69H22ZM26 70H27V69H26ZM54 70H55V69H54ZM82 70H83V71H82ZM125 70H127V71H125ZM133 70H135V69H133ZM136 70H139V69H136ZM136 70H135V71H136ZM142 70H143V69L141 68L140 72H141ZM149 70H150V69H149ZM162 70H163V69H162ZM162 70H161V71H162ZM173 70H174V69H173ZM191 70H192V71L195 70V71H194L193 73H191V72H190ZM245 70H246V69H245ZM253 70H255V69H253ZM15 71H14V72H15ZM18 71H19V70H18ZM18 71H16V72H18ZM28 71H29V70H28ZM28 71H27V72H28ZM35 71H36V70H35ZM51 71H52V70H51ZM68 71L71 72L70 70H68ZM68 71L65 70V72H66V76H67V72H68ZM81 71H82V72H81ZM87 71H88V72H87ZM103 71H104V74H105L106 71H107V73H110L111 75H113L111 72H108L109 70H107V69H106V71H105V70H103ZM163 71H164V70H163ZM163 71H162V72H163ZM165 71H167V70H165ZM202 71H203V70H202ZM213 71H215V70H213ZM213 71H212V72H213ZM233 71H231V72H233ZM238 71H237V72H238ZM246 71H247V70H246ZM14 72H12V70H11V72H10L11 75H12V73H14ZM36 72H38V71H36ZM56 72H57V71H56ZM121 72H122V70H121ZM143 72H144V71H143ZM143 72H141V74H142ZM147 72H148V70L146 71V73H147ZM179 72H178V73H179ZM189 72H190V73H189ZM218 72H219V71H218ZM218 72H216V73L212 76V78H213L214 76H217L216 74H217ZM226 72H228V71H226ZM19 73H20V72H19ZM31 73H32V72H31ZM54 73H55V72H54ZM72 73H73V72H72ZM92 73H93V72H92ZM97 73H98V72H97ZM124 73H121L119 76L121 77L122 74L125 76L126 74H124ZM138 73H139V72H138ZM183 73H179V74H178L179 79H181L180 75H182ZM186 73L183 74V75H186ZM188 73H189L190 75L192 74V76H190ZM221 73L224 74V73H225V70H224V72H221ZM228 73H229V72H228ZM233 73H234V72H233ZM233 73H232V75H233ZM263 73H264V72H263ZM22 74H23V73H22ZM68 74H69V73H68ZM90 74H91V73H90ZM117 74H119V73H117ZM135 74H137V72H136ZM135 74L132 72L131 74H128V75H130V76H131V75L134 76ZM144 74H145V73H143L142 75H144ZM155 74H157V73H155ZM155 74H154V75H155ZM160 74H161V73H160ZM170 74H171V73H170ZM170 74L167 73L166 76H164V77L168 78V77H170V76H169ZM175 74H176V73L174 72V75H175ZM203 74H204V72L202 73V75H203ZM206 74H207V73H206ZM218 74H220V72H219ZM225 74H226V73H225ZM236 74H238V73H235L233 76H237ZM250 74H251V72H250ZM250 74H249V75H250ZM252 74H253V73H252ZM261 74H262V73H261ZM15 75H16V74H15ZM33 75H34V74H33ZM40 75H41V74L39 73V76H40ZM63 75H65V74L63 73ZM69 75L71 76V73H70ZM96 75H97V74H96ZM96 75H95L94 77H97V78H98L100 74H99L98 76H96ZM105 75H106V74H105ZM128 75H126V76H128ZM138 75L141 76L140 74H138ZM164 75H165V74H164ZM167 75H168V76H167ZM176 75H177V74H176ZM183 75H182V76H183ZM210 75H211V74L208 75V76H209V79H210ZM220 75H221V74H220ZM226 75H227V74H226ZM232 75H231V73L228 74V76H232ZM241 75H242V74H241ZM247 75H248V74H247ZM247 75H245L244 77H246V79H247V78L250 79L251 84H253V82H254L255 84L257 83V82H255V79H254V81H253V80H251V76H250V77H249V76L247 77ZM254 75H256V74L254 73ZM13 76H14V75H13ZM24 76H25V75H24ZM27 76H28V75H26V77H27ZM31 76H32V75H31ZM39 76H38V77H39ZM51 76H53V75H51ZM60 76H61V74H60ZM73 76H75V74H74ZM107 76H108V74H107ZM124 76H123V77H124ZM130 76H129V77H130ZM135 76H136V75H135ZM157 76L159 77V74H158ZM161 76H162V74H161ZM188 76H187V77H188ZM194 76H197V75H196V72H195V75H194ZM199 76H201V74H200ZM208 76H206V77H208ZM218 76H219V75H218ZM238 76H239V75H238ZM6 77H7V78H6ZM42 77H43V76H42ZM63 77H64V76H63ZM92 77H93V76H92ZM101 77H103V76H101ZM105 77H106V76H104V77L102 78V80H104ZM109 77H110V76H109ZM111 77H112V76H111ZM120 77H116V78H118V79L115 78V79H114L115 82H116L117 80L121 79ZM129 77H127V78H129ZM137 77H138V76H137ZM145 77L148 78L149 76L146 75V76H144V78H145ZM171 77H172V76H171ZM171 77H170V79H171ZM206 77H205V78H206ZM242 77H243V76H242ZM244 77H243V78H244ZM5 78H6V79H9V82H8V81L6 82ZM19 78H21V77H19ZM31 78H32V77H31ZM45 78H46V77H45ZM60 78H61V77H60ZM67 78H68V77H67ZM125 78H126V77H125ZM127 78H126V80H124L125 85L122 84V83H123V80H122V81L119 80V83L116 82L115 84H116V85H120V84H122V86H127V85H129V81H130V82H133V81H134V80L132 79V77H130V78H131L133 81H132V80L127 81ZM144 78H143V79H144ZM155 78L158 79L156 76H155ZM162 78H163V77H162ZM195 78H196V77H195ZM205 78H204V79H205ZM263 78H264V77H263ZM33 79H34V78H33ZM35 79H36V78H35ZM55 79H57V78L55 77ZM61 79H62V78H61ZM63 79H64V78H63ZM73 79H79V82H78V83L82 84V83H81L82 81L80 80V78H75V77H74ZM100 79H101V78H100ZM123 79H124V78H123ZM156 79H155V80H156ZM168 79H169V78H168ZM173 79H174V78H173ZM173 79H171L169 83H171V81H172ZM183 79H185V78H183ZM197 79H198V78H197ZM204 79H202L201 81L199 80L198 83L201 82V85H202V84H206V82H205V83L202 82ZM206 79H207V78H206ZM256 79L258 80L257 75H256ZM14 80H16V79H14ZM19 80H20V79H19ZM52 80H53V79H52ZM114 80H113V77H112V80H111V78H110V79L108 78V81H110V82H113ZM147 80H148V79L138 80V81L136 80V81H137L138 83L141 82V81H142V82L145 81V84H146ZM163 80H165V79H163ZM174 80H176L178 83L180 82V80H178L176 77H175ZM17 81H18V80H17ZM58 81L60 82V80H58ZM66 81H67V80H66ZM77 81H78V80H77ZM80 81H81V82H80ZM91 81H90V82H91ZM97 81H98V80H97ZM106 81H107V77H106ZM120 81H121V82H120ZM125 81H127L128 84H127ZM149 81H150V80H149ZM160 81H162L161 78H160L159 81H158V82H159V85H160V83H162V82H160ZM189 81H190V80H187L186 83L189 82ZM252 81H253V82H252ZM11 82H12V81H11ZM15 82H16V81H15ZM46 82H47V81H46ZM48 82H49V80H48ZM50 82H51V81H50ZM52 82L54 83V81H52ZM59 82H58V83H59ZM69 82L71 83L72 80H71V81L69 80V81L66 83V85H64L65 80H64V82L60 83V85H61V84L63 85V90H64V91H65V87H66L67 85H69ZM142 82H141V83H142ZM150 82H151V81H150ZM150 82H149V83H150ZM164 82H165V81H164ZM207 82H208V81H207ZM220 82H221V81H220ZM220 82L215 83V85L218 84V83H220ZM225 82H226V84L224 83V85L222 84L223 82H221V83H220L221 86H219V85L215 86V85H214V89H215V88H218V87L222 88V86L224 87L225 85H226V86H227V85H228V86H229V85L231 86V84H228V83H227L228 81H225ZM242 82H243V81H242ZM244 82H245V81H244ZM247 82H249V81H247ZM259 82H260V80H259ZM78 83H75V80H74V83H73V84H78ZM101 83H102V84L104 83V85H105L106 87L108 86V88L112 86L111 84L108 85V84H107L108 82H101ZM101 83L99 82V84H98V83L96 82V85L98 84V87H99V88L101 89V91H102V86H101V87L99 86V85H101ZM105 83H106V84H105ZM113 83H114V82H113ZM141 83H139V84H140V87H142V85H143V84L141 85ZM186 83H185V85H187ZM189 83H194V82H193V79H191V81H190ZM230 83H231V82H230ZM239 83H240V82H239ZM11 84H12V83H11ZM37 84H38V83H37ZM51 84H52V83H51ZM73 84H70L68 87L71 86V88H72V85H73ZM93 84H94V83H93ZM93 84H92V85H93ZM115 84H114V86H115ZM136 84H137V83H136ZM151 84H152V83H150L148 86H150ZM155 84H157V81H156ZM165 84H166V83H165ZM165 84L162 83L160 86L165 85ZM183 84H184V80H183ZM183 84H182V86H183ZM195 84H197V81H195ZM242 84H245V83H242ZM257 84H258V83H257ZM260 84H261V85H264L262 82H261ZM45 85H46V84H45ZM54 85H55V84H54ZM62 85H61V86H62ZM96 85H95V87L97 88ZM110 85H111V86H110ZM131 85H132V84H131ZM133 85H135V81L133 82ZM137 85H138V84H137ZM137 85H136V86H137ZM175 85L178 86L177 83L174 84L173 86H175ZM198 85H199V84H198ZM211 85H212V84H211ZM239 85H240V84H239ZM14 86H15V85H14ZM20 86H21V85H20ZM20 86H19V87H20ZM51 86H52V85H51ZM56 86H57V85H56ZM58 86H59V85H58ZM61 86H59V87H61ZM75 86H76V85H75ZM105 86H103V87H105ZM120 86H121V85H120ZM120 86H119V87H120ZM122 86H121V88H122ZM129 86H130V85H129ZM138 86H139V85H138ZM155 86H157V85H155ZM173 86L171 85V87H173ZM177 86H175L176 88H178V89H177V93L179 92V90L182 91L183 89H185V91H187L188 88H189V87H185V86H184L183 89H179V88H181L180 85H179V87H177ZM188 86H190V85H188ZM193 86H194V85H193ZM207 86H210V85L208 84ZM207 86H205V87H207ZM212 86H213V85H212ZM226 86H225V87H226ZM16 87H17V86H15V89H16ZM23 87H22V88H23ZM26 87H27V88H26ZM48 87H50V86H48ZM52 87H53V86H52ZM59 87H58V88H59ZM77 87H78V86H77ZM91 87H92V86H91ZM115 87H116V86H115ZM134 87H135V86H134ZM140 87H138V88H140ZM146 87H147V85H146ZM157 87H158V86H157ZM162 87H163V86H162ZM175 87H174V89H176ZM194 87H195V86H194ZM225 87H224V88H225ZM231 87H232V86H231ZM231 87H229V88H231ZM253 87H254V85L252 86V89H253ZM256 87H257V86H256ZM256 87H254V88H256ZM258 87H259V86H258ZM96 88H95V89H96ZM117 88H118V87H117ZM127 88L129 89L128 86H127ZM127 88H125V90H126ZM138 88H137V89H138ZM148 88H149V87H148ZM148 88H146V89H147V92H148ZM154 88H156V87H154ZM158 88H159V87H158ZM163 88H164V87H163ZM207 88H208V87H207ZM232 88H234V87H232ZM235 88H236V86H235ZM241 88H244V89H245V88H247V86H244V87L242 86ZM241 88H240V89H241ZM47 89H48V88H47ZM59 89H60V88H59ZM72 89H73V88H72ZM111 89L113 90V87H111ZM123 89H124V88H123ZM123 89H122V90H123ZM128 89H127V90H128ZM141 89H142V88H141ZM146 89L144 88V90H146ZM159 89H160V88H159ZM159 89H158V90H159ZM186 89H187V90H186ZM203 89H204V86H203ZM225 89H226V91H227V87H226ZM236 89H237V88H236ZM16 90H17V89H16ZM33 90H35V91H33ZM37 90H40V89L37 88ZM53 90L56 91V89H53ZM53 90H51V93H52V94H53ZM69 90H70V89H69ZM103 90H104V93L107 92V91L105 92V89H104V88H103ZM106 90H107V88H106ZM108 90H109V89H108ZM117 90H118V89H117ZM117 90H116V91H117ZM196 90L199 91L200 89L196 87ZM241 90H242V89H241ZM247 90H248V89H247ZM262 90H263V89H262ZM66 91H67V89H66ZM114 91H115V90H114ZM116 91H115V92H116ZM128 91H129V90H128ZM133 91H135V90H133ZM133 91H131V92H133ZM154 91H156V90L154 89ZM154 91L152 92L153 95H154V93H155ZM164 91H165V90H164ZM181 91H180V92H181ZM185 91H184V93H186ZM190 91H191V90H190ZM192 91H193V90H192ZM192 91H191V92H192ZM205 91H206V90H205ZM211 91H212V90H211ZM211 91L209 90V92H211ZM231 91H233V90H230L229 92H231ZM234 91H235V90H234ZM249 91H250V89H249ZM253 91H254V90H253ZM33 92L36 93V94H38L37 97H36V99H34V100H28V102L25 103V99L27 98V97L25 98V96H29V95L31 96V94H32ZM57 92H58V90H57ZM59 92H61V90H60ZM62 92H63V91H62ZM126 92H127V91H125V93H126ZM135 92H137V91H135ZM142 92H144V91H142V90H140V89L138 90V93H136V95H138V98H139L140 96H142L143 94H144V95H143L142 97L145 98V93H143V94L141 95ZM150 92H151V90L149 89V92H148L147 94L151 95ZM159 92H162L161 89H160ZM173 92H174V91H173ZM175 92H176V90H175ZM182 92H183V91H182ZM182 92H181L180 94L178 93L177 95H179V97H181V94H182V95L184 94V93H182ZM188 92H189V91H188ZM191 92H190V93H191ZM202 92L204 93V90H202ZM207 92H208V91H207ZM251 92H252V91H251ZM258 92H259V91H258ZM263 92H264V91H263ZM54 93H56V92H54ZM129 93H130V91H129ZM199 93L201 94V92H199ZM211 93H212V92H211ZM211 93H210V94H211ZM235 93H236V92H235ZM255 93L257 94V92H255ZM255 93L252 94V95H255ZM259 93H260V92H259ZM36 94H35V95H36ZM42 94H43L45 97H40V96H42ZM98 94H99V93H98ZM98 94H97V95H98ZM112 94H113V93H112ZM139 94H140V96H139ZM156 94H158V93L156 92ZM156 94L154 95V97H156V96L158 97V96L160 95V93H159V95H156ZM169 94L171 95V94H173V93L168 92L167 95L170 96ZM204 94H205V93H204ZM208 94H209V93H208ZM210 94H209V95H210ZM224 94H226V93H223V95H224ZM239 94H240V93H239ZM244 94H245V93H244ZM262 94H263V93H262ZM32 95H33V94H32ZM47 95H48V93H47ZM49 95H50V94H49ZM54 95H55V94H54ZM93 95H94V94H93ZM102 95H103V94H102ZM116 95H117V96H115V95H114V96L112 95V96L118 99V96H119V95H118L117 93H116ZM184 95H185V94H184ZM184 95H183V96H184ZM212 95H215V94H211V96H212ZM217 95H218V94H216V96H217ZM219 95H220V94H219ZM219 95H218V96H219ZM229 95L232 97V94H229ZM241 95H242V94H241ZM247 95H248V92L246 93V97H244V99L247 98ZM260 95H261V94H258V96H260ZM263 95H264V94H263ZM30 96H29V97H30ZM106 96H109V97H110V95H107V93H106ZM122 96H123V94H122ZM122 96H120V98H123ZM130 96H131V95H130ZM130 96H129V98H131ZM218 96H217V97H218ZM220 96H221V95H220ZM225 96L228 97V95H225ZM233 96H234V95H233ZM236 96H237V95H236ZM250 96H251V95L249 94V97H250ZM29 97H28V98H29ZM97 97H98V96H97ZM125 97H126V96H124V99H125ZM127 97H128V94H127ZM127 97H126V98H127ZM134 97H135V95H134ZM134 97H133V98H134ZM166 97H167V96L165 95V98H166ZM170 97H172V96H170ZM177 97H178V96H177ZM191 97H192V96H191ZM198 97H199V96H198ZM207 97H208V96H207ZM213 97H214V96H213ZM222 97H223V96H222ZM249 97H248V98H249ZM253 97H255V96H253ZM256 97H257V96H256ZM256 97H255V98H256ZM15 98H16V99H15ZM28 98H27V99H28ZM33 98H34V96H31V99H33ZM92 98H94V97H92ZM110 98H111V97H110ZM129 98H128V99H129ZM138 98H137V99H138ZM143 98H139L138 100L141 101V99H143ZM185 98H187V96H186ZM201 98H202V96H201ZM220 98H221V97H220ZM236 98H237V97H236ZM258 98H259V97H258ZM260 98H261V97H260ZM263 98H264V96H263ZM111 99L113 100V98H111ZM131 99H132V98H131ZM134 99H136V98H134ZM168 99H169V100H168ZM199 99H200V98H199ZM204 99H207V98L205 97ZM237 99H238V98H237ZM14 100H15V101H14ZM73 100H72V101H73ZM92 100H93V103H94V99H92ZM122 100H123V99H122ZM129 100H130V99H129ZM129 100H127V101H128V104H129ZM145 100H147V99L145 98ZM145 100L143 99V101H141V103L143 102L142 104H144V103H145ZM148 100H149V99H148ZM148 100H147V102H149ZM165 100H167L166 102H168V103L170 102V98H166ZM177 100H178V99H177ZM223 100H224V97H223ZM227 100H229V99H227ZM227 100H226V101H227ZM233 100H234V99H233ZM240 100H241V99H240ZM246 100H248V99H245V101L243 100V102H241L240 104H242V103H244V102L246 103ZM26 101H27V100H26ZM123 101H124V100H123ZM163 101H164V100H163ZM234 101H235V100H234ZM248 101H249V100H248ZM248 101H247V102H248ZM254 101H255V100H254ZM98 102H99V98H98ZM100 102H101V100H100ZM173 102H174V101H173ZM193 102H194V101H193ZM210 102H212V101H208V100H206V103L209 104ZM213 102H215V101H213ZM216 102H217V101H216ZM259 102H260V100H259ZM111 103H112V105H114L113 101H112ZM132 103H134V104L137 105V103H135V102H133V101H132ZM154 103H155V104L158 103V101L156 102V98H155V100H154ZM168 103H166V104L168 105ZM183 103H184V102L182 101L181 104H183ZM200 103H201V99H200ZM202 103H204V101H202ZM202 103H201V104H202ZM218 103H219V101H218ZM237 103H238V102H237ZM255 103H256V102H255ZM255 103H254V104H255ZM260 103H261V102H260ZM53 104H54V103H53ZM57 104H58V103H57ZM59 104L61 105V102H60ZM65 104H67V101H65ZM106 104H107V103L105 102L104 105H106ZM123 104H124V102H123ZM130 104H131V103H130ZM134 104H132L131 106L129 105V106H127V107H128V108H130V107L133 108V107H134ZM147 104H148V103H147ZM155 104H154V105H155ZM201 104H200V105H201ZM108 105H109V104L106 105L107 108H110V106L108 107ZM138 105H140V104L138 103ZM145 105H146V103H145ZM154 105H153V106H154ZM171 105L173 106V104H171ZM179 105H180V104H179ZM193 105H194V103H193ZM209 105H210V104H209ZM237 105H239V103H238ZM66 106H67V105H66ZM94 106H95V104H94ZM97 106H98V104H97ZM114 106H115V105H114ZM114 106H113V107H114ZM143 106H144V105H142L141 109L143 108ZM150 106H151V105H150ZM189 106H191V105H189ZM63 107H64V104H63ZM63 107H62V109L65 110V108H63ZM67 107H68V106H67ZM91 107H92V105H91ZM91 107H90V108H91ZM155 107H156V109H157V108H158V104H157L156 106H154L153 108H155ZM168 107H169V109L171 108V106H169V105H168ZM168 107H167V108H168ZM179 107H180V109H181V106H179ZM200 107H201V106H200ZM217 107H219V106L217 105ZM217 107L212 106L211 108L208 107V109H210V111H211V109H213V108L216 109ZM223 107H224V105H223ZM238 107L240 108V105H239ZM244 107H245V106H244ZM251 107H253V106H251ZM263 107H264V106H263ZM69 108H70V107H68V109H69ZM123 108H125V107H123ZM144 108H145V107H144ZM146 108L148 109V105H146ZM174 108H175V107H174ZM239 108H238V110L243 111V110H241V109H239ZM17 109H18V111L16 112ZM92 109H93V108H92ZM126 109H127V108H125L124 110H126ZM134 109H135V107L133 108V111H134ZM138 109H139V108H138ZM149 109H150V111H151V114H153L152 109H151V108H149ZM149 109H148L147 111H149ZM164 109H165V108H164ZM200 109H202V107H201ZM208 109H207V110H208ZM217 109L219 110V108H217ZM217 109H216V110H217ZM220 109H221V108H220ZM69 110H70V109H69ZM112 110H113V109H112ZM119 110H120V109H119ZM158 110H159V109H158ZM161 110H163V108H161ZM224 110H225V108H224ZM256 110H257V108H256ZM94 111H95V110H94ZM113 111H114V110H113ZM116 111H117V109H116ZM129 111H131V110L129 109L128 111L126 110L125 112H128V113L130 114L131 112H129ZM133 111H132V114H133ZM147 111H145V110L143 109L142 112H143V113L145 112V113L143 114V113L141 112L142 115H138L139 118H137L136 121L141 120V118L144 117V115H146V114H148V113L150 112V111H149V112H147ZM163 111H164V110H163ZM163 111H162V112H163ZM169 111H170V110H168V113H169ZM203 111H205V110L203 109ZM203 111H199L200 114H201V112H203ZM225 111H226V110H225ZM244 111H245V110H244ZM244 111H243V112H244ZM253 111H255V110H253ZM259 111H261V109H260ZM259 111H257V112H259ZM67 112H69V111L67 110ZM162 112H160V116L158 117L159 119H161V116L163 117V115H164ZM186 112H187V111H186ZM245 112H246V111H245ZM71 113H72V112H71ZM98 113H99V112H98ZM168 113H167V116H168ZM197 113H198V111H197ZM208 113H209V110H208ZM212 113L214 114V112H212ZM225 113H226V112H225ZM62 114H64V111H63ZM95 114H96V112H95ZM111 114L113 115V113H111ZM118 114H119V112H118ZM156 114H157V113H156ZM161 114H163V115H161ZM177 114H178V113H177ZM185 114L187 115L188 113H185ZM205 114H206V112H205ZM215 114H216V113H215ZM226 114H227V113H226ZM237 114H240V113H237ZM237 114H236V111H235V115H234V117H232V115H231V117L228 118V120L231 119V118H235V116H236ZM249 114H251V112H250ZM253 114H254V113H253ZM68 115H69V114H68ZM149 115H150V114H149ZM190 115H191V114H190ZM245 115H246V114H245ZM91 116H92V115H91ZM99 116H100V115L98 114V117H99ZM128 116H129V115H128ZM140 116H141V117H140ZM155 116H156V115H155ZM205 116H206V115H205ZM212 116H213V115H212ZM220 116H221V115H220ZM226 116H227V115H226ZM254 116H255V115H254ZM0 117H1V116H0ZM4 117H5V116H4ZM63 117H64V115H63ZM94 117H95V115H94ZM98 117H95L96 120H97V119H98V120L100 119V117H99V118H98ZM111 117H112V116H110V120H109V121H111V119H112ZM130 117H131V116H130ZM130 117H129V119H130ZM169 117H170V116H169ZM176 117H178V116H176ZM183 117H184V115H183ZM213 117H215V116H213ZM241 117H243V116H241ZM244 117H246V116H244ZM251 117H253V116H251ZM2 118H0V119H2ZM70 118H72V115H71ZM92 118H93V117H92ZM92 118H91V119H92ZM119 118H120V116H119ZM144 118H145V117H144ZM166 118L168 119V117H166ZM206 118H207V117H206ZM209 118H210V117H209ZM249 118H250V117H249ZM3 119H2V120H3ZM55 119H56V118H55ZM57 119H58V118H57ZM62 119H63V118H62ZM114 119H115V118H114ZM122 119H123L124 121H126V119H124L123 117H122ZM129 119L127 120L128 124H130ZM147 119H148V122H150V121H149L150 119H149L148 116H147ZM159 119H157L156 121L159 122ZM176 119H177V118H176ZM176 119H175V122H176ZM183 119H184V118H183ZM183 119H182V121H183ZM194 119H195V117H194ZM226 119H227V118L225 117V120H226ZM245 119H246V118H245ZM245 119H243V120H245ZM2 120H0V122H1ZM88 120H87V121H88ZM93 120H94V118L92 119V121H93ZM100 120H101V119H100ZM154 120H155V119H154ZM179 120H180V119H179ZM47 121H49L50 123L48 122V123H49V124H48ZM68 121H69V120H68ZM71 121H73V119H72ZM130 121H131V120H130ZM136 121H135V122H136ZM166 121H167V120H166ZM189 121H190V120H189ZM194 121H195V120H194ZM201 121H202V120H201ZM205 121H206V119H205ZM226 121H227V120H226ZM254 121H255V120H254ZM62 122H63V121H61V123H62ZM89 122H88V124H89ZM100 122H102V121H100ZM100 122H99V124H100ZM127 122L125 123V125H124V124H123V125L126 126ZM131 122L133 123V121H131ZM153 122H154V121H153ZM158 122H156L157 125L155 124L156 127L158 126ZM160 122H161V120H160ZM160 122H159V124H160ZM172 122H173V121H172ZM178 122H179V121H177V123H178ZM184 122H185V121H184ZM184 122H183V123H184ZM210 122H211V120H210ZM223 122L225 123V121H223ZM238 122H239V121H238ZM57 123H58V122H57ZM57 123H56V124H57ZM93 123H94V121H93ZM104 123L107 124V120H106V122H104ZM163 123H164V121H163ZM185 123H186V122H185ZM200 123H201V122H200ZM214 123H215V121H214ZM235 123H236V122H235ZM250 123H251V122H250ZM50 124H51V125H50ZM58 124H59V123H58ZM83 124H84V125H87V124H85V123H83ZM83 124H82V126H83ZM90 124H92V123H90ZM95 124H96V123H95ZM95 124H92V126L95 125ZM121 124H122V123H121V121H120V125H121ZM166 124H168V123L166 122ZM166 124H165V127H167ZM178 124H179V123H178ZM215 124H216V123H215ZM232 124H233V123H232ZM232 124H230V125H232ZM242 124H244V123H242ZM261 124H262V123H261ZM47 125H48V126H47ZM62 125H63V123H62ZM72 125H73V123H72ZM101 125H102V124H100L99 127H100ZM135 125H137V124L135 123ZM138 125H139V124H138ZM147 125H148V123H146V126H147ZM152 125H153V123H152ZM172 125H173V124H172ZM180 125H181V124H180ZM230 125H229V126H230ZM82 126H81L80 128H84V127H82ZM95 126H96V125H95ZM95 126H93V128H95ZM124 126H123V128H124ZM155 126H154V129L156 128ZM177 126H179V125H177ZM181 126H182V125H181ZM192 126H194V122H193ZM211 126H212V125H211ZM222 126H223V125H222ZM48 127H49V128H48ZM76 127H77V126H76ZM89 127H90V125H89ZM101 127H102V126H101ZM103 127H104V125H103ZM169 127H170V126H169ZM189 127H190V125H189ZM80 128H79V130H77V131H79V132L81 131V132H82V131H85L86 129H87V130L89 129L87 126H85V128H84L85 130H80ZM91 128H92V127H91ZM115 128H116V126H115ZM132 128H135V127H132ZM132 128H126V127H125V130L128 131V129H132ZM149 128H150V127H149ZM149 128H148V130H147V134H146L147 137H148V131H149ZM159 128H160V127H159ZM207 128H208V126L206 125V130H204V132L207 131ZM95 129H96V128H95ZM121 129H122V125H121ZM121 129H120V131H121ZM136 129H138V130H136ZM146 129H147V127L145 128V130H146ZM170 129H171V128H170ZM178 129H180V127H179ZM181 129H183V127H181ZM210 129H211V127H210ZM111 130H114V131H115L114 128H113V129L111 128ZM122 130H123V129H122ZM132 130H134V129H132ZM165 130H167V129L165 128ZM165 130L163 131V133L165 132ZM174 130H175V128H174ZM184 130H185V129H184ZM191 130H192V129H191ZM198 130H199V129H198ZM212 130H213V129H211V131H212ZM215 130H216V129H215ZM229 130H231V129L229 128ZM94 131H95V130H93V133H95ZM120 131L118 132V134L121 133ZM140 131H142V130H141V128L139 129V127H136L135 130L133 131V132H135V134H138V136L140 135V136H139V137H140L139 140H141V136L143 135V131H142V132H140ZM153 131H156V129L153 130ZM153 131H152V132H153ZM160 131H162V130H160ZM180 131L182 132V130H180ZM51 132H52V135L50 134ZM106 132H107V131H106ZM115 132H116V131H115ZM123 132H124V131H123ZM128 132H129V131H128ZM181 132H180V133H181ZM192 132L195 133V131H192ZM199 132H200V131H198V134H199ZM217 132H218V131L216 130V133H217ZM6 133H9V135L6 136L7 139L4 137ZM83 133H84V132H83ZM91 133H92V132H91ZM96 133H97V132H96ZM96 133H95V135H97ZM141 133H142V134H141ZM154 133H155V132H153L152 134H154ZM163 133H162V134H163ZM165 133H166V132H165ZM174 133H175V132H174ZM194 133H193V134H194ZM212 133H213V131H212ZM221 133H222V134L224 133V132L222 131V127H221ZM226 133H227V132H226ZM226 133H225V134H226ZM99 134H101V133H100V128H99ZM105 134L107 135V133H104V134H103L104 137L102 136L103 141L110 140V139H107V137H105ZM115 134H116V133H115ZM118 134H117V139L119 138L118 141L116 140V138H113V137H111V136L109 135V136L111 137V141L115 142V143H112V144H114V146H112L111 143H106V142H104V143H106V145H105L103 142H102V144H104V145L106 146V148H107V146H108V144H109V147H108V148H109L110 150H112L114 147H117V148H115V149H113V150H116V149L120 150V148L118 147V145H119L118 142H119V140H120L121 142H122L123 140H122V138L120 139V137H122V136L119 137ZM127 134H128V136H129V135H130V132L127 133ZM152 134H151V138H150V140L153 139L152 137L155 138V136H153ZM159 134H160V133H159ZM175 134H177V133H175ZM217 134H218V133H217ZM46 135H47L48 137H47L46 139H43V137H46ZM78 135H79V136H78ZM81 135H82V134H81ZM85 135H86V134H85ZM120 135H121V134H120ZM124 135H125V133H124ZM154 135H155V134H154ZM160 135H161V134H160ZM163 135H164V134H163ZM179 135H181V134H179ZM195 135H196V133H195ZM206 135H208V134H206ZM228 135H229V134H228ZM50 136H51V137H50ZM90 136H91V138H92V134H90ZM125 136H126V135H125ZM161 136H162V135H161ZM161 136H160V138H161ZM174 136H175V135H174ZM174 136H173V137H174ZM223 136H224V135H222V137H220V139L223 138ZM57 137H56V138H57ZM99 137H100L99 139L102 140L101 136H99ZM129 137H131V135H130ZM147 137H146V138H147ZM166 137H167V138H165V137L163 136V137H162V140H163V139H164L165 141H166V140H169L171 143H172V141H174V138H172V136H171V137H170V136L168 137V135H166ZM182 137H184V134H183ZM182 137H181V138H182ZM187 137H188V136H187ZM193 137H194V135H193ZM196 137H199V136L196 135ZM207 137L210 139L209 136H207ZM215 137H216V136H215ZM215 137H214V139H215ZM83 138H90V137L87 136V137H83ZM112 138H113V139H112ZM168 138H169V139H168ZM179 138H180V137H179ZM94 139H95V138H94ZM106 139H107V140H106ZM114 139H115V140H114ZM126 139H127V138H126ZM126 139H125V142H126ZM171 139H172V141H171ZM182 139H183V138H182ZM217 139H218V138H217ZM232 139H233V138H232ZM259 139H260V138H259ZM95 140H96V139H95ZM137 140H138V139H136V141H137ZM147 140H148V138H147ZM156 140H157V138H155V141H153V142H156V143L159 142L158 140H157V141H156ZM162 140L160 139V142H161V143L163 142ZM175 140H177V141L179 140V142H177V143H179V144H180V142L182 141L181 144H180L181 146H183V145H182V144H183V141H184V142L186 141L185 139H184V140L176 139V137H175ZM198 140H199V139H198ZM198 140H197V141H198ZM218 140H219V139H218ZM261 140H263V139H261ZM261 140H260V141H261ZM116 141H117V144H118V145H116ZM133 141H134V139H133ZM191 141H192V139H190V142H189V143H191ZM193 141H194V140H193ZM214 141H215V140H214ZM216 141H217V140H216ZM226 141H227V140H226ZM56 142H55V143H56ZM99 142H100V140H99ZM123 142H124V141H123ZM123 142H122V145H123V144H125V145L121 146V150L123 149L124 146H128V148H132V147H131V146H132L131 144H130V146H129V144H127V143H123ZM131 142H132V141H131ZM145 142H147V141H145ZM166 142H167V141H166ZM208 142L210 143L209 140H208ZM208 142H207V143H208ZM48 143H49V145H48ZM100 143H101V142H100ZM100 143H99V144H100ZM137 143H140V141L137 142ZM151 143H152V140H151L149 146H151ZM164 143H165V142H164ZM185 143H186V142H185ZM185 143H184V144H185ZM197 143H198V144H199V143H201V144H205L206 142H205V143H202V142L198 141ZM217 143H218V141H217ZM257 143H258V142H257ZM257 143H255V146H256V145L258 146V145L260 144V143H258V144H257ZM2 144H1L2 149L5 150V148L3 147L4 145H2ZM90 144H91L92 146H91V147H88ZM152 144H153V143H152ZM154 144H155V143H154ZM192 144H193V143H192ZM192 144H190V146H192ZM215 144H216V142H215ZM8 145H9V147H8ZM34 145H35V146H34ZM104 145H102V146H104ZM110 145H111V146H110ZM115 145H116V146H115ZM137 145H138V144H137ZM139 145H140V144H139ZM165 145H167V143H165ZM185 145L187 146V143H186ZM185 145H184V146H185ZM194 145H195V148H196L197 145H196V144H194ZM223 145H224V144H223ZM250 145H251V144H250ZM55 146H56V147H55ZM96 146H97V145H96ZM96 146H95V147H96ZM105 146H104V148L102 147V150L105 149ZM147 146H148V144L146 143V144H143V146H141V147H147ZM155 146H157V145L155 144ZM161 146H163V145H162V144H159V147H160V148H161ZM177 146H179V145L177 144ZM177 146H175V145H174V146H173V145L171 146V144H170L169 146H167V148H168V147H170V148H174V147H177ZM181 146H180L179 148H181ZM184 146H183V148H184ZM188 146H189V145H188ZM188 146H187V149H190V147H188ZM210 146H211V145H210ZM221 146H222V145H221ZM255 146H254V147H255ZM257 146H256V147H257ZM97 147H98V148H97ZM97 147H96L97 150H94V151L101 150V146H100V145H98ZM110 147H111V148L113 147V148L111 149ZM134 147H137V146H134ZM141 147H138V148L141 149ZM199 147H200V149H199ZM216 147H217V145H216ZM216 147H215V148H216ZM242 147H244V146H242ZM246 147H248V145H246L245 148H246ZM252 147H253V146H251V148H252ZM254 147H253V149H254ZM9 148H10V149H9ZM86 148H87V149H86ZM96 148H95V149H96ZM108 148L105 149V150L110 151ZM128 148L124 147V149H126V150H128ZM170 148H169V149H170ZM191 148H194V146H192ZM195 148H194V150H195ZM197 148H198V150H201L202 153H203L204 150H205V153H207V155L209 154V156H207L206 154L203 155V156H206V157H210V156H211L210 158H212V154H214V152H217V151L219 150L218 153H221V155L218 154V153H217V154L215 153L216 156L219 155L218 157H221L222 154H223L224 156H222V158H225V157L227 156V155H225V154H226V153H229V155H234L235 157L237 156L236 158H240V157H241L240 160L243 159L242 161H244V159L247 160V157H244V156H243V155L246 154L247 156H249L248 159L250 160V154H249V155L247 154V153H249V151H246V152H244V153L242 152V153H243V155H242L243 157H242V156L239 155V154H242V153H239V154L236 153V154H234V153H235L234 151H232V154H231L230 151H227V152H224V153H223V151H224L223 148H222L223 151L221 150V152H220V149L217 148L218 150L216 151V150L213 148V146H212L210 149H214V150H211L212 152H210V153H208L209 150L205 149L203 146H202V149H203V150L201 149V146H198ZM197 148H196V149H197ZM230 148H231V147H230ZM249 148H250V147H248V149H249ZM82 149H83V150H82ZM84 149H86L87 151L85 152ZM93 149H94V147H93ZM136 149H137V148H136ZM184 149H186V148H184ZM242 149H243V148H241V150H242ZM4 150H3V153H4V154H7V153H5ZM88 150H89V151H88ZM102 150H101V152H102ZM121 150H120V151H121ZM146 150L148 151V149H145V151H146ZM149 150H150V151L153 150V151L159 152L158 150H155V149H152V150L149 149ZM165 150H166V149H165ZM176 150H177V149H176ZM176 150H175V151H176ZM232 150H234V149H232ZM241 150H240V152H241ZM83 151H84V152H83ZM120 151H117V152H119L118 154H117L116 151H112V152H113V154H117L118 156H121V155H122L121 158H122L123 160H120V159H119L120 161H123L122 164L124 163V160H126V159H127V160H130L129 162H131V161L133 160V159H130L129 157H127V156H128V155H129V156H130V155L132 156V154H130V153H131L132 151H134V153H135V150H134V149H133V150H128L129 152H126V151H125L126 154H125L124 152H122V151H124V150H122L121 152H120ZM130 151H131V152H130ZM139 151H143V152H145L144 150H139ZM147 151H146V152H147ZM161 151H164V148H163ZM189 151H190V150H189ZM206 151H208V152H206ZM213 151H214V152H213ZM225 151H226V150H225ZM237 151H238V150H237ZM237 151H236V152H237ZM255 151H256V149H255ZM257 151H258V149H257ZM0 152H1V151H0ZM106 152H107V151H106ZM136 152H138V151H136ZM143 152H140L139 154L135 153V155H134V156H135V159H137L138 157L141 158V154H143ZM182 152H183V151H182ZM192 152H193V150H191V153H192ZM196 152H197V150H196ZM196 152H193V154L196 153ZM198 152H199V151H198ZM233 152H234V153H233ZM238 152H239V151H238ZM45 153H46V152H45ZM85 153H86V154H85ZM94 153H95V152H94ZM127 153H128V155H127ZM132 153H133V152H132ZM134 153H133V154H134ZM164 153H165V152H164ZM166 153H167V152H166ZM178 153H180V152H178ZM183 153H186V151H184ZM202 153H198V154H202ZM254 153H255V152H254V150H253V151H252V154H254ZM256 153H257V152H256ZM43 154H42V155H43ZM95 154H96V153H95ZM95 154H94V156H95ZM107 154H109V153H107ZM107 154H106V155H107ZM123 154H124V155H123ZM196 154H197V153H196ZM215 154H214V155H215ZM37 155H38V154H37ZM44 155H43V156H44ZM65 155H66V156H65ZM106 155L103 154L102 157H103V156H106ZM110 155H112V154H110ZM126 155H127V156H126ZM136 155H137L138 157H137ZM173 155H174V154H173ZM179 155H182V153H180ZM214 155H213V157H214ZM246 155H245V156H246ZM254 155H256V154H254ZM0 156H1V153H0ZM33 156H34V155H33ZM45 156H44V157H45ZM62 156L65 157V158L67 157L66 159H69L68 161H71V159H72V160H73V163L71 162V163H72V166H67V163L64 162V160H61L60 157H62ZM96 156H97V157L100 156V158H101V154H99V155L96 154ZM131 156H130V157H131ZM146 156H147V155H146ZM161 156H162V155H161ZM176 156H177V155H176ZM252 156H253V155H252ZM263 156H264V155H263ZM29 157H28V158H29ZM34 157H36V156H34ZM70 157H71V159H70ZM107 157H108V156H107ZM123 157H124V158H123ZM199 157H202V155H200ZM199 157H198V158H199ZM227 157H231V156H227ZM235 157H234V158H235ZM254 157H255V156H254ZM254 157H252L253 162H254V160H255V161L261 160V159L256 160ZM3 158H5L4 155H3ZM36 158H37V159H40V158H38V157H36ZM58 158H60V159H58ZM103 158H105V157H103ZM125 158H126V159H125ZM132 158H134V157L132 156ZM142 158H143V157H142ZM142 158H141V161H139V162H143V161H142ZM144 158H145V157H144ZM149 158H151V157L148 156V160H147V161H148V162H151L153 158H151L150 161H149ZM154 158H155V159L157 158V161H158V158H159V160H160V159H163L164 157H154ZM165 158H166V157H165ZM194 158H195V157H194ZM194 158L191 157V158H190V161L193 160ZM214 158H216V157H214ZM231 158H232V160L234 159L233 157H231ZM231 158H230V160H231ZM42 159H43V158H42ZM101 159H102V158H101ZM107 159H108V158H107ZM135 159H134V160H135ZM155 159H153V161H155ZM169 159H170V158H167V159H165V160L170 161ZM186 159H187V158H186ZM196 159H197V158H196ZM226 159H227V158H226ZM28 160L30 161V159H28ZM57 160H56V163H58ZM102 160H104V159H102ZM112 160L114 161V163L118 164L117 162H115V161H119L118 159H115V158L111 159V158H110L109 161H112ZM127 160H126V162H127ZM137 160H139V159H137ZM137 160H136V161H137ZM143 160H144V162H145L146 159H143ZM173 160H174V159H173ZM173 160L171 159V161H173ZM176 160L179 161V159H175V160L173 161V164L176 165V166L178 167V166H180V165H179L178 163H175ZM181 160H184V159H181ZM181 160H180V161H181ZM238 160H239V159H238ZM249 160H247L248 162L245 161V163L252 162V161H249ZM23 161H24V160H23ZM94 161H95V160H94ZM105 161H107V160H105ZM147 161H146V162H147ZM171 161H170V162H171ZM184 161H185V160H184ZM186 161H187V160H186ZM236 161H237V159H236ZM242 161H241V162L239 161V162L242 163ZM262 161L264 162V160H262ZM3 162H4V161H3ZM42 162H43V160H42ZM91 162H93V160H92ZM95 162H97V161H95ZM95 162H93V163H95ZM139 162H137V163L135 164V161H132V163H134L136 166H137V164L139 165L138 167H136V168L138 169V171H136V172L140 173L141 171H143V169H146V172L144 171L143 174L141 173V176H140V177L138 176V178H137V177H136L137 175L132 174V173L135 172V171H134L135 167H133L134 169L132 170V168L130 169V167H127V166H126V167L128 168V169H127L125 166L122 165L123 167H125V169L123 170V171H124V174H128V173H129L131 176L134 175V177H132V179H133V178H137V179L139 180L140 178H142V177H144V176H145V179H146V174H147V172H148L147 169L150 168V166H153V165H149L150 163H149V164L147 163L148 165H146V162H145V165L143 166L142 163L140 164ZM209 162H211V161H209ZM234 162H235V159H234ZM239 162H238V163H239ZM0 163H1V158H0ZM29 163H32V164H33L32 161H30ZM65 163H66V165H65ZM162 163H163V162H162ZM189 163H191V162H189ZM194 163H195V162H194ZM200 163H201V162H200ZM216 163H217V165L219 164L217 160H216ZM236 163H237V162H236ZM240 163H239V164H240ZM243 163H244V162H243ZM255 163H256V162H255ZM258 163H259V161H258ZM12 164H13V165H12ZM34 164H35V163H34ZM96 164H98V163H96ZM96 164L93 165L94 168H95V167H97V168L99 167V171H100V172H103V173H105V172H109V171H107V170H108V166H107V165H109L110 167H112V165H111L110 163H108L107 165H105L106 163L104 164V162H99V165H100V166H99V165H96ZM124 164H126V165L129 164V166H130V163H128V164H127V163H124ZM134 164H133V165H134ZM143 164H144V163H143ZM154 164H157V163H154ZM163 164H164V163H163ZM177 164H178V165H177ZM191 164H192V163H191ZM204 164H205V163H204ZM211 164H212V163H211ZM251 164H252V163H251ZM251 164H249V165H251ZM260 164H261V162H260ZM262 164H263V163H262ZM20 165H21V164H20ZM38 165H39V164H38V162H37V164L34 165V166H35V168H38V171H40V168H39ZM45 165H46V164H45ZM114 165H115V164H114ZM140 165H142V166L145 167V168H142ZM158 165H159V163H158ZM164 165H165V166H164V169H166L167 166H166V164H164ZM181 165H183V163H182ZM184 165H186V164H184ZM195 165H196V166H199V164H195ZM208 165H209V164H208ZM212 165H213V164H212ZM220 165H222V168L225 169V166H224L225 164H221V163H220ZM21 166H22V165H21ZM46 166H47V165H46ZM66 166H67V167H66ZM93 166L91 165V168H93ZM172 166H173V165H170V169L172 168ZM186 166L188 167V165H186ZM193 166H194V164H193ZM237 166H238V165H237ZM255 166H256V165H255ZM262 166H263V165H262ZM0 167H1V164H0ZM114 167H117V165L113 166L112 168H114ZM139 167H141L142 170H141ZM146 167H147V168H146ZM155 167H157V166H155ZM182 167H183V166H181V167H179V168L182 170ZM189 167H190V166H189ZM200 167H204V165H203V166L200 165ZM211 167H212V166H211ZM217 167L221 168L220 166H217ZM240 167H241V166L239 165V168H240ZM118 168H119V167H118ZM118 168H117V171H118ZM153 168H154V167H153ZM158 168H160V170H159ZM184 168H185V167H184ZM190 168H192V167H190ZM226 168H227V167H226ZM229 168H230V167H228V169H229ZM231 168H232V170L234 169L233 167H231ZM239 168H238V169H239ZM243 168H244V167H243ZM83 169H84L85 171H83ZM110 169H111V168H110ZM119 169H120V171H122L121 168H119ZM126 169H127L128 171H129V169H130V171H129V172H126V171H125ZM139 169H140V172H139ZM155 169H156V168H155ZM157 169H158V170H157ZM157 169H156L157 171H161L162 168H161V167H157ZM170 169H168V170L166 169V171H170V172H171L172 170H170ZM185 169H186V168H185ZM205 169H206V168H205ZM247 169H248V168H247ZM252 169H253V170H252ZM252 169H251V170H252L253 174H251V175H253V176L255 177L257 174L254 172V171H255L254 168H252ZM4 170H5V169H0V176L3 175V171H4ZM6 170H8V168H7ZM13 170H14V169H13ZM74 170H78L80 174H79V175H76ZM114 170H116V169H114ZM131 170H132L133 172H131ZM162 170H163V169H162ZM175 170H176V169H175ZM186 170H187V169H186ZM190 170H191V169H190ZM197 170H198V169H192L193 172L195 171V172L201 174L202 176L204 175L205 172H204V173H200L201 171L198 170V171H199V172H198ZM206 170H209V169H206ZM221 170H222V169H221ZM240 170H241V169H240ZM248 170H249V169H248ZM251 170H250V171H251ZM259 170H260V169H259ZM32 171H33V170H32ZM111 171H112V170H110V172H111ZM117 171H113V172H111V173L109 174L108 179H107V178H106L107 180L105 179L107 182H109V185H115V182L117 181V179L119 180L120 178H121V179H120L121 181H122L123 179H125V180H123V181H128V180L130 179V182H129V181H128V182L131 183V184L134 183L133 185L136 186V188H137V192H138L139 189H138L137 186L140 185L139 187H141V183H140V182L137 183L136 181H135V182L132 181V182H133V183H132V182H131V178H129V175H128L126 178H122L121 176L118 178V176H119L120 174H118L119 171H118V172H117ZM123 171H122L121 173H123ZM150 171H152V170H150ZM166 171L163 170V173L165 174V176L167 175V177L163 176L164 174L161 173V172H159V175H158L157 173L154 174L155 172L152 171V172H153V176H154V178L157 177V176H158V177L162 176V177H161L162 179H161L160 181L158 180L159 178L157 179V181H159V183H157V184H160V185H158V186H160V187H161L162 184H164V183H162V182H164L165 180H167V181L169 180V181H170V179H171V176H170L171 174L169 175V173L166 172ZM222 171L224 172V170H222ZM229 171H230V170H229ZM242 171L244 172L245 170L242 169V170H241V173H243ZM246 171H247V170H246ZM246 171H245V172H246ZM72 172H74V175H76V176H78V177L74 176V177H75V178H74L73 175H71ZM95 172H96V171H95ZM97 172H98V171H97ZM97 172H96V173H97ZM125 172H126V173H125ZM130 172H131V173H130ZM152 172H151V173H152ZM178 172H180V171H178ZM178 172H176V173H178ZM209 172H211V171H209ZM215 172H217V170H216ZM226 172L229 173L228 170H227ZM231 172H234V171H231ZM235 172H236V170H235ZM256 172H258V171H256ZM15 173H16V172H15ZM138 173H137V174H138ZM151 173H148V174H150V175H149L150 177L152 176ZM167 173H168V174H167ZM171 173H173V171H172ZM176 173H174L173 175L175 176ZM188 173H189V172H188ZM237 173H238V172H237ZM247 173H250V172L248 171ZM254 173H255V174H254ZM49 174H48V175H49ZM64 174H65V175H64ZM97 174H98V175H102V174H99V172H98ZM160 174H162V175H160ZM189 174H190V173H189ZM189 174H188V175H189ZM191 174H192V173H191ZM205 174H207V173H205ZM212 174H213V173H212ZM243 174H244V173H243ZM260 174H261V173H260ZM7 175H8V172H7ZM16 175H17V173H16ZM39 175H40V173L38 172V177H39ZM48 175H47V176H48ZM121 175H122V174H121ZM139 175H140V174H139ZM143 175H144V176H143ZM155 175H156V176H155ZM207 175L211 176L210 174H207ZM213 175H214V174H213ZM216 175L219 176L218 174H216ZM226 175H227V174H226ZM229 175H230V174H229ZM229 175H227V176H228V178L231 179V177H229ZM231 175H232V174H231ZM238 175H239V173H238ZM31 176L33 177V175H31ZM63 176H64V177H63ZM71 176H72V177H71ZM102 176H103V175H102ZM122 176H124V175H122ZM184 176H185V175H184ZM197 176H198V175H197ZM233 176H234V175H233ZM233 176H232V177H233ZM240 176H241V175H240ZM244 176H245V174H244ZM247 176L249 177V175H247ZM253 176H252V177H253ZM261 176H262V177H260V176L257 175L256 177H260L261 179H262V178L264 179V177H263V176H264L263 173H262ZM2 177L5 178L4 175H3ZM54 177H55V179H56V176H54ZM93 177H94V178H93ZM169 177H170V178H169ZM176 177H177V175H176ZM205 177H206L208 180H210V177H209V178H208L207 176H205ZM4 178H2L3 181H4ZM33 178H34V177H33ZM39 178H40V177H39ZM52 178H53V176H52ZM57 178H58V180H60L59 177H57ZM76 178H77V179H76ZM92 178H93V180H92ZM127 178H128V179H127ZM173 178H174V177H173ZM192 178H193V177H192ZM199 178H200V177H199ZM219 178H221V177H219ZM222 178H225V177H222ZM233 178H238V177H235V176H234ZM239 178H244V177L241 176V177H239ZM260 178H259V180H260ZM0 179H1V178H0ZM13 179H14V182H13V183L15 184V183H16V182H15L16 177L14 176ZM48 179H50V178L48 177ZM55 179H53V180H55ZM126 179H127V180H126ZM145 179L142 178L141 180H145ZM149 179H150V178H149ZM184 179H185V181H186L187 178H183V182H182V179H181V180H178V181L180 182V184H177V186L182 185V186L184 187V186H185V183H186V182H184ZM200 179H201L202 182L205 181V180H203L202 178H200ZM225 179H226V178H225ZM253 179H255V178H253ZM263 179H262V181L260 180L261 183L264 182ZM6 180H7V179H6ZM6 180H5L4 182L7 183L8 180H7V181H6ZM27 180H28V179H27ZM73 180H74V181H73ZM120 180H119V181H120ZM171 180H172V179H171ZM175 180H176V179H174V181H175ZM215 180H216V179H215ZM215 180L213 179V181H215ZM257 180H258V179H257ZM259 180H258V181H259ZM31 181L33 182V185H32V186H30ZM39 181H40V179H39ZM49 181H51V180H49ZM91 181H92V185H91ZM123 181H122V183H123ZM152 181H156V180H154L153 177H152V180H151L149 183H151ZM167 181H166V182H167ZM210 181H211V180H210ZM216 181H219V180H216ZM220 181H222V180H220ZM247 181H249V180H247ZM144 182H147V183H148V181H146V180H145ZM179 182H178V183H179ZM191 182H192V181H191ZM205 182H206L207 184H209V185L211 184V183H208L207 181H205ZM234 182H235L236 184H238V182H237L236 180H235ZM243 182L246 183V181H244V179H243ZM6 183H5V184H6ZM39 183H40V182H39ZM48 183H49V182H46L47 186H48ZM101 183H103V184L101 185ZM126 183H127V182H126ZM135 183H136V184H135ZM168 183H169V182H168ZM175 183H176V182H175ZM183 183H184V184H183ZM187 183H189V182H187ZM217 183H219V182H217ZM250 183H251V182H250ZM252 183H253V182H252ZM34 184H37L38 186H36V185H34ZM151 184H153V182H152ZM191 184H192V183H191ZM225 184L228 185V184H229L228 181L225 182ZM246 184H248V183H246ZM15 185L18 187L17 183H16ZM19 185H20V184H19ZM109 185H108V186H109ZM117 185H118V184H117ZM133 185H128V184H127V186H129V187H130V186H133ZM153 185H154V184H153ZM164 185H166V184H164ZM167 185H168V184H167ZM193 185H195V184H193ZM193 185H190V186L193 187ZM240 185H241V184H238V186H240ZM0 186H2V184H0ZM20 186H23V185H20ZM57 186H58V185H57ZM124 186H125V188L128 189V187H126V184H125V185L123 184V187H124ZM135 186H134V188H132V187H131V188H132V189H135ZM142 186H143V184H142ZM162 186H163V185H162ZM172 186H173V184H172ZM182 186H181V187H182ZM186 186H188V185H186ZM190 186H188V187H190ZM197 186H198V185H197ZM213 186H214V188H213ZM213 186H212V184H211V187H212L213 189L210 190V191H214V190H216L217 187H218V185L215 186V184H214ZM228 186H231V184H229ZM242 186H243V185L240 186V189H241ZM255 186H256V185H255ZM257 186H258V185H257ZM257 186H256V187H257ZM259 186H260V185H259ZM2 187H3V186H2ZM7 187H8V190H9V186H8V185H7ZM113 187H114V186H113ZM118 187H119V186H118ZM120 187H121V186H120ZM146 187H149V186H146ZM160 187H157V188L159 189ZM166 187H167V186H166ZM169 187H170V185H169ZM188 187H187V189H188ZM195 187H196V185H195ZM199 187H200V186H199ZM233 187H234L235 189H237L236 186H233ZM243 187L245 188V186H243ZM249 187H252V186H249ZM256 187L253 188V189L249 188V191H250V190H255V189H257ZM12 188H13V187H12ZM18 188H19V187H18ZM48 188H49V187H48ZM91 188H93V191H92V192H91ZM108 188H111V186L108 187ZM131 188H130V189H131ZM161 188L164 189V187H161ZM161 188H160V189H161ZM193 188H194V187H193ZM220 188H222V189H224V190H227V189H225V187H221V186H220ZM120 189H121V188H120ZM141 189H142V187H141ZM147 189H148V188H147ZM147 189L145 188V191H146ZM163 189H161V190H163ZM166 189H167V188H166ZM168 189H169V188H168ZM170 189H171V188H170ZM170 189H169V190H170ZM172 189H173V188H172ZM174 189H176V188H174ZM196 189H198V188H196ZM240 189H237V191H236V190H235V191H232V189H230V190L232 191V194H233V192H234L235 195L238 194V193H241V192H242V194H243L242 197L245 196L244 193H247V195L245 196V198L248 196L247 198L250 199V196L248 195V192H249V191H248V192H244V189H243V190H241V191L238 192V190H240ZM262 189H263V188H262ZM262 189L259 188L258 191H259V190L263 191L264 189H263V190H262ZM121 190L124 191V189H121ZM148 190H149V191H148ZM148 190H147V191L149 192V195H152V196H156V195L158 194V192H160V190H157L155 186H154V187H151V186H150V188H149ZM188 190H191V189L189 188ZM198 190H199V189H198ZM217 190H218V189H217ZM217 190H216V191H217ZM228 190H229V189H228ZM228 190H227V191H228ZM246 190H248V188H246L245 191H246ZM3 191H4V192H3ZM12 191H13V189H12ZM38 191H39V189H38ZM134 191H136V190H134ZM140 191H141V190H139V192H140ZM145 191H141L140 193H134V194L131 193V194H133V195L128 199V203H131L132 205L134 204V206H138V205H135L134 202H136V201H137L138 199H140V198H143V199H144V195L147 194V193H145ZM34 192H35V190H34ZM125 192H126V191H125ZM181 192L184 193L183 191H181ZM207 192H208V191H207ZM217 192L219 193V190H218ZM250 192H251V191H250ZM4 193H5V194H4ZM37 193H39V192H37ZM40 193H41V192H40ZM40 193H39V194H40ZM119 193H120V192H119ZM129 193H130V192L127 191V194H128V195H129ZM202 193H203V191H202ZM221 193L223 194L222 191H221ZM227 193H229V192H227ZM3 194H4V195H3ZM6 194H7V195H6ZM52 194H54V193H52ZM113 194H116V193H113V192H112L111 195H113ZM120 194H121V193H120ZM164 194H165V193H164ZM208 194H210V192H209ZM208 194H206V195H208ZM211 194H212V193H211ZM234 194H233V195H234ZM256 194H257V193H256ZM261 194H264V193H261ZM5 195H6V196H5ZM122 195H123V194H121L120 196H122ZM161 195H162V194H161ZM170 195H171V194H170ZM173 195H174V194H173ZM185 195H186V194H185ZM185 195H184V196H185ZM188 195H190V194H188ZM199 195H200V194H199ZM213 195H214V194H212V196H213ZM226 195H227V194L224 193V196H226ZM228 195H230V193H229ZM250 195H251V194H250ZM252 195H254L253 192H252ZM252 195H251V197H253ZM2 196H5V200H4L3 202H1ZM93 196H94V195H93ZM95 196H96V195H95ZM95 196H94V198L97 199ZM98 196H99V197H98ZM100 196H101V197H100ZM168 196H169V195H168ZM176 196H177V195H176ZM176 196H175V197H176ZM209 196H211V195H209ZM214 196H216V195H214ZM240 196H241V195H240ZM240 196L238 195L237 198H240ZM257 196H258V195H257ZM124 197H125V196H124ZM126 197H127V196H126ZM148 197H150V196H148ZM217 197L220 198V196H216L215 198H217ZM227 197H228V196H227ZM254 197H256V195H255ZM106 198H102L101 201L99 200L100 202H102L101 204H105V202H107V199H106ZM155 198H156V200H157V197H154V198H151V201H149V202H152L153 199L155 200ZM158 198H159V197H158ZM176 198H178V197H176ZM180 198H181V197H180ZM183 198H184V197H183ZM215 198H213V199H215ZM218 198H217V199H218ZM232 198H233V196H232ZM257 198H258V197H257ZM259 198L261 199V196H260ZM262 198H264V197H262ZM109 199H108V202H109ZM164 199H165V198H164ZM164 199H163V200H164ZM166 199H167V198H166ZM166 199H165V200H166ZM181 199H182V198H181ZM194 199H195V198H194ZM202 199H203V198H202ZM217 199H216V200H217ZM242 199H243V198H242ZM251 199H252V198H251ZM251 199H250V200H251ZM255 199H256V198H255ZM2 200H3V199H2ZM123 200H124V199H123ZM123 200H122V201H123ZM146 200H147V199H146ZM149 200H150V199H149ZM160 200H161V199H160ZM171 200H172V199H170L169 201L171 202ZM216 200H215V201H216ZM219 200H220V199H219ZM223 200H224V201H230V202L234 201L233 199H231V200H229V199H226V200H225V199H222V201H223ZM246 200H247V199H246ZM8 201H11V203L9 204ZM58 201H59V199H58ZM147 201H148V200H147ZM173 201H174V199H173ZM178 201H179V200H178ZM180 201L182 202V200H180ZM192 201H194V200H192ZM198 201H199V200L197 199L196 202H198ZM201 201H203V200H201ZM206 201H207V200H206ZM206 201H205V202H206ZM217 201H218V200H217ZM220 201H221V200H220ZM220 201H218V202H220ZM222 201H221V202H222ZM238 201H240V200H238ZM49 202H50V201H49ZM49 202H48V204H49ZM149 202H148V203H149ZM174 202H175V201H174ZM205 202H204V203H205ZM66 203H67V204H66ZM125 203H126V202H125ZM186 203H187V202H186ZM190 203H191V202H190ZM200 203H201V202H200ZM210 203H211V202H210ZM259 203H261V201H260ZM262 203H263V202H262ZM262 203H261V204H262ZM51 204H52V202H51ZM55 204H56V203H55ZM110 204H111V203H110ZM114 204H115V203H114ZM140 204H141V206H142V209L139 210V211H137L136 213L134 212L135 215L132 214V215H134V217H130V218H132V219H130V218L128 217L129 215L126 216L127 218H129V220H131V221H129V224H128V225H130V223H132V222H133V223H136L137 221H138V222H139V221H140V222L142 221V222L144 223V224H143V223L141 222V223H140L141 225H142V224H143V225H147V224L150 222V218H146V213H144V214L142 213V215H141V214H138L139 212H143V211H145V208L148 206V204H146V201H142ZM157 204H158V203H157ZM172 204H173V203L169 204V202L166 203V204L164 205V207H162L161 210H162V211H165L166 209H169V211H170V210H171V209H170L171 206L174 205V204H173V205H172ZM208 204H209V203H208ZM217 204H218V203H217ZM217 204H215V205H217ZM236 204H237V203H236ZM241 204H243V203H241ZM241 204H237V205H241ZM8 205H9V206H8ZM49 205H50V204H49ZM49 205H48V206H49ZM107 205H108V204H107ZM111 205H112V204H111ZM124 205H125V204H124ZM124 205H123V206H124ZM126 205H128V204H126ZM126 205H125V207H128V206H126ZM231 205H232V204H231ZM243 205H246V204H243ZM243 205H241V206H242V207H240L241 209L243 208ZM262 205H264V204H262ZM158 206H159V205H158ZM174 206H175V209H176V205H174ZM174 206H173V207H174ZM217 206H221V205L218 204ZM247 206H250V204H247ZM251 206H256V205H255V204H253V205L251 204ZM110 207H111V206H110ZM118 207H119V206H118ZM138 207H140V206H138ZM192 207H195V206L193 205ZM197 207H198V206H197ZM222 207L230 208L231 206L228 207L227 205H226V206L224 205V206H222ZM51 208H53V209L51 210ZM102 208H103V207H102ZM114 208H115V209H114ZM116 208H117V207H116V205H115V206L113 207V209L115 210V212H116ZM130 208H131V207H130ZM147 208H148V207H147ZM184 208H185V207H184ZM201 208H203V207H201ZM232 208H233V209H236V207L234 208V206H233ZM240 208L238 209V207H237V210L240 211V210H241ZM44 209H45L47 212H44ZM113 209H112V210H113ZM117 209L119 210L120 208H117ZM248 209H249V208H248ZM250 209H251V208H250ZM255 209H256V208H255ZM255 209L253 208L252 210L255 211ZM109 210H110V209H109ZM118 210H117V211H118ZM122 210H123V209H120V210H119L120 212H119V215H117V216H122V217L124 218L123 214H125V212H124V210H123V211H122ZM135 210H136V209H135ZM177 210H178V208H177ZM177 210H175L174 212L171 210V211L173 212V213H172V216H173V217L171 218L172 221H168V220L166 219V223H165V224H167V226H170V224H171V226H172V222L175 221L174 218H175L176 216H178V217H179V215H181V216H183V217H184V216H188V213H187V212H184V215H183V214H182L183 212H179V210H178V211H177ZM181 210H182V209H181ZM210 210H211V209H210ZM210 210H208V212H211ZM242 210H243V209H242ZM242 210H241V211H242ZM252 210H251V211H252ZM256 210H257V209H256ZM101 211H102V210H101ZM125 211H126V214H127L128 209H125ZM131 211H132V210H131ZM171 211H170V212H171ZM183 211H184V210H183ZM243 211H244V210H243ZM259 211H260V212H259ZM259 211H258V212L256 211V212H257L258 214H259V213L261 214V213H262L261 211H263V209H260ZM108 212H109V211H108ZM112 212H113V211H112ZM154 212H155V211H154ZM154 212H153V214L156 215V218H158V219H160V220H162V221L164 222L165 219H163V218H164L163 215L161 216V217H163V218H161V217H157L158 215H161L162 213H160V211H158V210H157L155 213H154ZM165 212H166V211H165ZM178 212H179V213H178ZM190 212H191V211H190ZM246 212H247V211L245 210L244 213H246ZM70 213H71V212H70ZM70 213H69V214H70ZM102 213H103V212H102ZM113 213H114V212H113ZM186 213H187V215H186ZM211 213H213V212H211ZM219 213H220V212H218V214H219ZM57 214H58V215H57ZM62 214H61V216H62ZM116 214H117V213H116ZM116 214H115V215H116ZM126 214H125V215H126ZM128 214H129V211H128ZM149 214L151 215L150 212H149ZM193 214H194V213H193ZM222 214H224V213H222ZM225 214H226V213H225ZM248 214H249V212H248ZM64 215H66V214H64ZM70 215H71V214H70ZM105 215H106V214H105ZM115 215H113V216H111V217H110V216L107 217V218H109V221H110V222H111V221L113 222L114 220L117 221V219L115 218V217H117V216H115ZM147 215H148V213H147ZM227 215H229V213H228ZM237 215H239V214H237ZM261 215H262V214H261ZM73 216H71V217H73ZM103 216H104V215H103ZM106 216H107V215H106ZM165 216H166V215H165ZM189 216H190V215H189ZM193 216H194V215H193ZM255 216H256V215H255ZM89 217L91 218V214H89ZM178 217H177V218H178ZM190 217H191V216H190ZM195 217H196V216H195ZM230 217H231V216H230ZM262 217L264 218V214L262 215ZM59 218H60V217H59ZM62 218H63V217H62ZM62 218H61V219H62ZM64 218H65V217H64ZM66 218H67V220H68V217H66ZM76 218H75V219H76ZM83 218H86V217H83ZM104 218H105V217H104ZM118 218H119V217H118ZM127 218H126V219H127ZM166 218H167V216H166ZM220 218H221V216H220ZM224 218H225V217H224ZM226 218H228V217H226ZM241 218H248V217H241ZM77 219H76V220H77ZM98 219H99V218H98ZM124 219H125V218H124ZM178 219H180L181 221L184 220L183 218H180V217H179ZM182 219H183V220H182ZM199 219H200V217H199ZM203 219H206V220H212L211 218H209V219H207V218H203ZM213 219L217 220L216 218H213ZM235 219H238L239 221L246 223L245 220L242 221L239 217L234 218V220H235ZM67 220H66V221H67ZM71 220H73V219H71ZM84 220H85V219H84ZM91 220H92V219H91ZM185 220H187V219H185ZM185 220H184V221H185ZM206 220H205V221H206ZM218 220H221V219H218ZM222 220H223V219H222ZM224 220H225V219H224ZM232 220H233V218H232ZM250 220H251V219H250ZM256 220H257V219H256ZM258 220H259V219H258ZM263 220H264V219H263ZM73 221H74V220H73ZM78 221H77V222H78ZM107 221H108V220H107ZM126 221H127V220H126ZM227 221H228V219H227ZM247 221H249V219H248ZM7 222H9V223H7ZM60 222H61V221H60ZM69 222H70V221H69ZM71 222H72V221H71ZM71 222H70V224H71ZM77 222H76V223H77ZM91 222H92V221H91ZM96 222H99V221H96ZM122 222H123V220H122ZM167 222L169 223V225H168ZM188 222H190V220H188ZM197 222L199 223V220H198V219H197ZM62 223H63V221H62ZM65 223H66V222H65ZM79 223H80V221H79ZM79 223H78V224H79ZM81 223H82V222H81ZM93 223H95V222H93ZM108 223H109V222H108ZM114 223H115V221H114ZM117 223H118V222H117ZM127 223H128V221H127ZM127 223H126V225H127ZM133 223H132V224H133ZM190 223H191V222H190ZM198 223H197V224H198ZM216 223H217V225H221V224H219L218 222H216ZM228 223H229V222H228ZM233 223L237 224V225H234V226H238V225H240V227H242V228H244V226H248V222H247L246 224H243L242 226H241V224H238V222L236 223V222L234 221ZM66 224H67V223H66ZM66 224L63 225V226H64V227H65V226L67 227L68 224H67V225H66ZM74 224H75V221H74ZM90 224L92 225V223H90ZM97 224H98V223H97ZM97 224H96V225H97ZM100 224H101V223H100ZM111 224H112V223H111ZM115 224H116V223H115ZM132 224H131L130 226H132ZM163 224H164V223H163ZM192 224H195V223H192ZM197 224H196V225H197ZM201 224H202V223H201ZM205 224H206V226H205L204 228H207V225H208V224L212 225L211 222H208V224H207V223H204L203 225H205ZM249 224H251V223H249ZM254 224H256V221H255ZM257 224H258V223H257ZM257 224H256V225H257ZM75 225H76V224H75ZM124 225H125V224H124ZM159 225H160V224H159ZM186 225H187V224H186ZM210 225H208V226H210ZM222 225H223V224H222ZM225 225H226V224H225ZM225 225H223V226H225ZM232 225H233V224H232ZM252 225H253V224H252ZM13 226H12V227H13ZM60 226H61V225H60ZM63 226H62V227H63ZM70 226H71V225H70ZM81 226H82V225H81ZM100 226H101V225H100ZM102 226H103V225H102ZM150 226H153V224H152V223L149 224V229H151L152 231L155 230V229H157V228H155V229H154V228H150ZM171 226H170V227H171ZM174 226H175V225H174ZM188 226H189V224H188ZM199 226H200V225H199ZM199 226H198V227H199ZM212 226H213V225H212ZM214 226H215V225H214ZM214 226H213V227H214ZM257 226H258V225H257ZM4 227H6V226H4ZM12 227H11V228H12ZM110 227H111V226H110ZM123 227H124V226H123ZM133 227H134V228H133ZM133 227H132V229H133V230L135 229V230L137 231V234L143 229V226H136V227L133 226ZM153 227H154V226H153ZM189 227L191 228V226H189ZM202 227H203V226H202ZM215 227H217V226H215ZM215 227H214V228H215ZM232 227H233V226H232ZM250 227H251V226H250ZM250 227H249V228H250ZM255 227H256V226H255ZM1 228H2V227H1ZM71 228H72V227H71ZM74 228H75V227H74ZM74 228H73V229H74ZM77 228H78V227H77ZM82 228H83V227H82ZM99 228H100V227H99ZM105 228H106V227H105ZM113 228H114V227H113ZM127 228H129V227H127ZM136 228H137V229H136ZM147 228H148V227H147ZM165 228H166V229H169V228H167V227H165ZM171 228H172V227H171ZM208 228H209V229H212L211 227H208ZM208 228H207V229H208ZM220 228H221V227H220ZM222 228H223V227H222ZM230 228H231V227H230ZM245 228H247V227H245ZM2 229H3V228H2ZM2 229H1V230H2ZM7 229H8V228H7ZM12 229H13V228H12ZM65 229H66V228H64V230H65ZM93 229H94V228H93ZM96 229H97V228H96ZM96 229H94V230H96ZM107 229H108V228H107ZM107 229H105V230H107ZM129 229H131V227H130ZM172 229H173V228H172ZM193 229H194V227H193ZM193 229H191V231H192ZM209 229H208V230H209ZM223 229H224L223 231H225L226 228H223ZM233 229H235V228H233ZM256 229H257V228H256ZM14 230H13V231H14ZM59 230H60V229H59ZM67 230H68V229H67ZM81 230H82V229H81ZM99 230H100V229H99ZM133 230H131V231L133 232ZM135 230H134V232H135ZM175 230H176V229H175ZM208 230L205 229V232L208 231ZM226 230H227V229H226ZM235 230H240V229H235ZM235 230H234V231H235ZM245 230H246V229H245ZM251 230H252V229H251ZM258 230L260 231L261 229H258ZM263 230H264V229H263ZM61 231H62V230H61ZM77 231H78V230H77ZM156 231H157V230H156ZM203 231H204V229H203ZM214 231H215V230H214ZM217 231H219V229H217ZM228 231H230V230L228 229ZM232 231H233V230H232ZM234 231H233V232H234ZM247 231H248V230H247ZM0 232H1V231H0ZM59 232H60V231H59ZM65 232H66V231H65ZM71 232H72V230H71ZM82 232H84V231H82ZM87 232H88V231H87ZM90 232H92V231L90 230ZM104 232H105V231H104ZM104 232H103V233H104ZM111 232H112V231H111ZM124 232H125V230H124ZM132 232H131V234H133ZM157 232H158V231H157ZM205 232H202V233H204L205 236H206V233H207V232H206V233H205ZM219 232H220V231H219ZM235 232L238 233V232H240V231H235ZM261 232L263 233L264 231H261ZM2 233H3V232H2ZM80 233H81V232H80ZM108 233H110V232H108ZM117 233H120V232H117ZM129 233H130V232H129ZM144 233H147V232H141V233H140V234H142L141 236H144V237H145V236H148V235H146V234H144ZM191 233H192V232H191ZM259 233H260V232H259ZM5 234L9 235V233H5ZM75 234H76V233H75ZM77 234H79V232H78ZM92 234H93V232H92ZM98 234H100V233H98ZM110 234H111V233H110ZM112 234H113V233H112ZM123 234H124V233H123ZM125 234H126V233H125ZM131 234H130V235H131ZM140 234H139V235H140ZM153 234H157V233L153 231ZM176 234H177V233H176ZM208 234H209V235H212V234H210V232H208ZM208 234H207V236H209ZM220 234H221V233H220ZM249 234H250V233H249ZM251 234L254 235L255 233H251ZM260 234H261V233H260ZM7 235H6V236H7ZM95 235H96V234H95ZM103 235H104V234H102V237H103ZM159 235H160V234H159ZM195 235H196V234H195ZM222 235L224 236V234H222ZM238 235H241V237H242V233H241V234L238 233ZM6 236H5V238H6ZM9 236H10V235H9ZM74 236H75V235H74ZM81 236H82V235H81ZM108 236H109V235H108ZM112 236H113V235H112ZM114 236H115V234H114ZM116 236H117V235H116ZM118 236H119V235H118ZM118 236H117V237H118ZM134 236H135V235H134ZM163 236H164V235H163V233H162L161 238H162ZM192 236H194V235H192ZM207 236H206V237H207ZM223 236H222V237H223ZM228 236H229V235H228ZM243 236H245V235L243 234ZM255 236H257V234H256ZM14 237H15V238H14ZM92 237H94V236L92 235ZM99 237L101 238V236H99ZM104 237H106V235H104ZM129 237H130V236H129ZM136 237H137V236H136ZM136 237H135V238L132 237L133 240L136 239ZM148 237H152V236L150 235V233H149V236H148ZM171 237H172V235H171ZM211 237H212V236H211ZM232 237H233V236H232ZM238 237H240V236H238ZM241 237H240V238H241ZM250 237L253 238L254 236H251V235H250ZM1 238H2V237H1ZM3 238H4V237H3ZM80 238H81V237H80ZM80 238H79V239H80ZM97 238H98V237H97ZM112 238H113V237H112ZM112 238H111V239H112ZM114 238H115V237H114ZM123 238H124V237H123ZM141 238H142V237H141ZM141 238L139 237V238L136 239L137 242H138V239H140V240H139V243L136 244V246H137V247H136V251H137V248L139 249V247H140L139 244H141V243H145V246H144V247H146L147 244L149 243L148 241H147L148 243H147V242H143L142 240H143L144 238H143L142 240H141ZM152 238H153V237H152ZM157 238H158V236H157ZM157 238H156V239H157ZM161 238H158V239H161ZM194 238H196V237L194 236ZM219 238H220V237H219ZM223 238H225V237H223ZM228 238H229V237H228ZM263 238H264V237H263ZM6 239H7V238H6ZM95 239H96V237H94V240H95ZM103 239L106 240V238H103ZM103 239H101V241H102ZM115 239H116V238H115ZM125 239H126V238H125ZM162 239H166V238H162ZM167 239H170V237L167 238ZM172 239H173V238H172ZM175 239H176V238H174L173 240L175 241ZM209 239H211V238L208 237L207 240L209 241ZM232 239H234V238H232ZM246 239H248V238H246ZM254 239H255V237H254ZM254 239H253V240H254ZM4 240H5V239H4ZM4 240H3V241H4ZM8 240H9V239H8ZM77 240H78V239H77ZM77 240H75L74 242H76ZM84 240H85V238H84ZM92 240H93V239H92ZM120 240H121V239H120ZM131 240H132V239H131ZM136 240H135V241H136ZM147 240H151V239H147ZM177 240H178V239H177ZM193 240H195V239H193ZM211 240L214 241V240H213V237H212ZM225 240H227V238H226ZM242 240H244V239L241 238V240H239L240 243H241ZM257 240H258L257 238L254 240V247H255V241H257ZM10 241H11V239H10ZM82 241H83V240H82ZM95 241H96V240H95ZM95 241H94V242H95ZM101 241H98V242H101ZM103 241H104V240H103ZM110 241H111V240H110ZM112 241H115V240H112ZM112 241H111V243H112ZM124 241H125V240H124ZM135 241H134V242H135ZM145 241H146V240H145ZM151 241H152V240H151ZM151 241H150V242H151ZM178 241H179V240H178ZM203 241H204V244L207 246V249H209L210 247L208 248V246H210V245H208V244H210V243H208V242L205 241V240H203ZM232 241H233L232 243L234 244V240H232ZM260 241H262V240H258L257 242L259 243ZM1 242H2V241H1ZM1 242H0V243H1ZM6 242L8 243L7 240H6ZM89 242H91V241H89ZM92 242H93V241H92ZM92 242H91V243H92ZM116 242H117V241H116ZM116 242H115V243H116ZM119 242H120V241H119ZM122 242H123V241H121V243H122ZM137 242H136V243H137ZM188 242H189V241H188ZM209 242H210V241H209ZM242 242H243V241H242ZM257 242H256V243H257ZM11 243H12V242H11ZM76 243H77V242H76ZM78 243H79V242H78ZM101 243H103V242H101ZM153 243L155 244V241H154ZM156 243H160V241H158V242H156ZM161 243H163V242H161ZM161 243H160V244H161ZM170 243H171V242H170ZM192 243H195V242L193 241ZM211 243H212V242H211ZM214 243H215V242H214ZM221 243H222V242H221ZM223 243H224V242H223ZM223 243H222V244H223ZM226 243H227V245H230V243L228 244V240H227ZM84 244H85V243H84ZM99 244H100V243H99ZM106 244H107V243H106ZM117 244H118V243H117ZM119 244H120V243H119ZM131 244H132V243H131ZM160 244H159V245H160ZM164 244H165V248H166V243L164 242ZM171 244H172V243H171ZM175 244H177V243H175ZM204 244H203L202 246H203V247H206ZM233 244L230 245V247H231L232 250H233V247H234ZM242 244H243V243H242ZM242 244L240 245L241 247H242ZM0 245H1V244H0ZM112 245H113V243H112ZM112 245H110V246H112ZM114 245H115V244H114ZM114 245H113V246H114ZM156 245L158 246V244H155L154 246L157 247ZM195 245H198V244H195ZM199 245H200V244H199ZM211 245L214 246L213 244H211ZM260 245H261V244L259 243V247L262 248V246H260ZM5 246H6V245H5ZM8 246H9V245H8ZM77 246H78V245H77ZM77 246H76V247H77ZM83 246H84V245H83ZM83 246L81 245V248H82ZM110 246H108V247H110ZM122 246H123V245H122ZM124 246H125V244H124ZM126 246H127V245H126ZM132 246H133V244L131 245V247H132ZM138 246H139V247H138ZM141 246H142V245H141ZM150 246H151V243H150ZM154 246L152 245V247H154ZM160 246H161V245H160ZM162 246H164V245H162ZM162 246H161V247H162ZM167 246H168V244H167ZM245 246H246V245H245ZM9 247H10V246H9ZM76 247H74V248H76ZM98 247H99V246H97V248H98ZM119 247H120V246H119ZM134 247H135V244H134ZM142 247H143V246H142ZM144 247H143V249L140 247L141 249H139V250H144V251H148V252H149V248H150V247H148V248L146 247L147 250L144 249ZM221 247H222V246H221ZM243 247H244V246H243ZM243 247H242V248H243ZM7 248H8V247H7ZM85 248H86V247H85ZM93 248H94V246H93ZM93 248H92V249H93ZM101 248H103V244H102V247H101ZM115 248H117V247H115ZM174 248H175V247H174ZM212 248H213V247H212ZM234 248H235V247H234ZM246 248H247V247H244V250H245V251H246ZM255 248H256V247H255ZM0 249H4L3 246H2V248L0 247ZM8 249H9V248H8ZM79 249H80V248H79ZM107 249H109V248H107ZM107 249H106V250H107ZM112 249H114V247H113ZM131 249H132V248H131ZM151 249H152V248H151ZM151 249H150V253H151V252L154 253L155 251H151ZM155 249H156V248H154V249H152V250H155ZM160 249H161V248H160ZM169 249H170V248H169ZM190 249H191V248H190ZM226 249H227V248L225 247V250H226ZM247 249H248V248H247ZM256 249H257V248H256ZM262 249H263V248H262ZM76 250H77V249H76ZM86 250H87V248H86ZM114 250H115V249H114ZM114 250L112 251L113 253H114ZM117 250H119V249L117 248ZM158 250H159V247H158ZM158 250H156L155 253H157ZM167 250H168V249H167ZM174 250H175V249H174ZM196 250L198 251L199 248L196 249ZM209 250H210V251H209V252L207 251V252L209 253L210 257H212L213 254H211V253H213V252H212L213 249H212V250L209 249ZM257 250H258V249H257ZM10 251H12V250H9V252H7V253H11ZM15 251H14V252H15ZM78 251H79V250H78ZM89 251H90V250H89ZM126 251H127L126 248L124 249L123 252H122V251H119V252H122V253L120 254L121 257H119L120 259H114V260H112V261H110V262H113L112 264H128V262L132 261V260H130V258H131V259H133V258L135 259L138 255H142V254H144L145 256H146V255H147V256L149 255V257H150V255H152V253H151V254H148L147 252L145 253V252H142V251H141V252H137L138 254H136L135 251L129 253V248H128V251H127V252H126ZM132 251H133V250H132ZM163 251H166V249L164 250V248H163ZM190 251H191V250H190ZM199 251H201V249H200ZM199 251H198V252H199ZM203 251H204V250H203ZM241 251H242V249H241ZM247 251H248V250H247ZM250 251H251V250H250ZM1 252H3V251H1ZM1 252H0V253H1ZM5 252H6V251H5ZM74 252H76V251L74 250L73 253H74ZM92 252H94V251L92 250ZM108 252H109V251H108ZM180 252L183 253L184 251H180ZM180 252H179V253H180ZM214 252H215V249H214ZM226 252H227V251H226ZM257 252H259V250H258ZM70 253H71V252H70ZM76 253H77V252H76ZM95 253H96V251H95ZM159 253H160V252H159ZM164 253H165V252H164ZM174 253H175V252H174ZM176 253H177V252H176ZM176 253H175V254H176ZM199 253H200V252H199ZM215 253H216V252H215ZM241 253H243V251H242ZM248 253H249V251H248ZM1 254H2V253H1ZM91 254H92L91 252H88V251H85V250H82V251L80 250V253H78V255L75 254V255L78 256V258H76L77 261H75V263L78 262L77 264H82L83 262H85L86 264H91V258H92ZM106 254H108V253L106 252ZM184 254H185V253H184ZM184 254H183V255H184ZM197 254H198V253H197ZM201 254H202V253H201ZM222 254H223V253H222ZM226 254H227V253H226ZM230 254L232 255V257L235 258V256H233V253H232V252H230ZM258 254H259V253H258ZM10 255H11V254H10ZM75 255H74V256H75ZM92 255H93V254H92ZM111 255H112V253H111ZM111 255H110V256H111ZM166 255H167V254H166ZM166 255L163 254V256H166ZM168 255H169V254H168ZM168 255H167L166 257H168ZM170 255H171V254H170ZM176 255H177V254H176ZM176 255H175V256H176ZM180 255H181V253H180ZM186 255H187V254H186ZM186 255H184V256H186ZM211 255H212V256H211ZM249 255H252V254L249 253ZM259 255H260V254H259ZM7 256H9V254H7ZM77 256H75V257H77ZM97 256H98V254H97ZM97 256H96V257H97ZM105 256H106V255H105ZM105 256H104V258H105ZM115 256L117 257L118 254L115 255ZM115 256H114V257H115ZM147 256H146V257H147ZM178 256H179V255H177L175 259H177ZM3 257H4V256H3ZM94 257H95V256H94ZM99 257H100V256H99ZM99 257H98V258H99ZM107 257H109V255H107ZM140 257H141V256H140ZM149 257H147V258L149 259ZM172 257H173V256H172ZM180 257H182V256H180ZM214 257H215V256H214ZM243 257H246L245 254L243 255ZM252 257H253V255H252ZM254 257H255V256H254ZM254 257H253V259L255 260L256 257H255V258H254ZM98 258H97V259H98ZM109 258H110V257H109ZM112 258H113V257H112ZM182 258H183V257H182ZM262 258H263L262 260H264V256H262ZM66 259H67V258H66ZM69 259H70V257H69ZM76 259H75V260H76ZM102 259H103V258H102ZM124 259H129V260H127V261H128V262H127V261L124 260ZM134 259H133V261H134ZM137 259L140 260V258H137ZM137 259H136V260H137ZM154 259H157V257L152 255V257L149 259L150 264H157L156 261H157V262H162V260H163V259H159V260H160V261H159L158 259H157V260H154ZM185 259H186V258H185ZM244 259H247V257L244 258ZM70 260H71V259H70ZM70 260H69V261H70ZM78 260L80 261V263H79ZM93 260H94V259H93ZM95 260H96V259H95ZM108 260H109V259H105V260L101 261V259H100V261H101L102 263H99V264H106L105 262H107V264H108V263H109ZM123 260H124V261H123ZM139 260H137V261H139ZM164 260H166V259H164ZM164 260H163V262H164ZM187 260H188V259H187ZM187 260H186V262H187ZM202 260H203V259H201V261H202ZM211 260H213V257L211 258ZM61 261H62V260H61ZM72 261H73V260H72ZM125 261H126V262H125ZM133 261H132V262H133ZM137 261H136V262H137ZM201 261H200V262H201ZM220 261H221V259H220ZM247 261H248V260H247ZM66 262H67V261H66ZM132 262H131V264L134 263V262H133V263H132ZM178 262H179V261H178ZM221 262H223V261H221ZM233 262L236 263L235 260H234ZM244 262H245V261H244ZM248 262H249V261H248ZM255 262L258 263L257 260H256ZM63 263H65V262L63 261ZM73 263H74V262H73ZM167 263H169V262H167ZM180 263H181V262H180ZM202 263H203V261L201 262V264H202ZM212 263L216 264V261L213 260ZM249 263H250V262H249ZM56 264H57V263H56ZM69 264H71V263H69ZM97 264H98V263H97ZM129 264H130V263H129ZM138 264H139V263H138ZM172 264H173V263H172ZM223 264H224V262H223ZM236 264H237V263H236Z\"/></svg>","mask_w":264,"mask_h":264}]
</instances>
